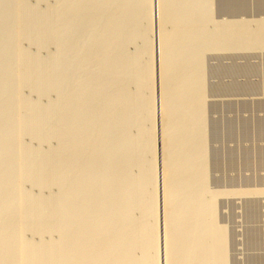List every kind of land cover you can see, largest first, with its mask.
I'll use <instances>...</instances> for the list:
<instances>
[{
    "label": "rangeland",
    "instance_id": "1",
    "mask_svg": "<svg viewBox=\"0 0 264 264\" xmlns=\"http://www.w3.org/2000/svg\"><path fill=\"white\" fill-rule=\"evenodd\" d=\"M0 90H2V92L4 91V93H1V96H0V99L2 98V100H0V111L1 113L4 115V117L2 118L1 120V115L0 116V130H4V135H5V138L4 139V142H3V138H4V135H3V138H2V143H0V150H1V154H0V175L1 177H4V179L0 177L1 181H2V184H6L3 186V191L0 195V202L2 207L6 206L4 209L1 208V205H0V208L2 210L3 213H1L0 211V228L1 227H4V228H1L0 229V235H1V240H0V245L2 246L3 244L6 245V252H8L10 255H8V253L4 256L6 257L7 259V264H11V263H14L16 264V262L18 264H21L24 261H26L25 263H22V264H58V262H61V264H65L63 262L67 261V263L71 262L70 260L74 257V260L77 259V258H80L81 256V253L78 254L76 252H74L76 255H79V256H76L75 254H72L73 252H67L66 253V249L68 248V245H69V240H72L74 237H75V232L73 233V229L76 228H79L80 226L82 225H103L105 224V221L107 222V224H110L111 227H114L111 229V231H99L100 233L97 232H94L92 233L94 236H91L92 234H90L89 236L83 238V242L82 245L83 246H87L88 249H86V252L85 253H88V254H85V257L87 256L90 257L88 259L91 260V264H96L100 263V261H103V263H111V264H120V262L123 263H126L125 261L127 260L129 262V260L131 259V262H127V264H131L132 261L133 263L132 264H138L139 260H140V264H147L148 262L145 261V258L147 256H149L148 254H150L149 257L146 258V260L150 259L149 260V263L150 264L151 262H153L154 264H179L178 262L180 261L179 259H181V257H174V258H171L169 259L170 261H172L170 263L169 260L165 259L162 257L163 255V252L164 250H168V248H172L174 246L168 244L167 246H171V247H165L164 245H166V241L168 242V239L173 237L174 234H177L179 232L178 228L180 229L181 227L179 225L182 226L180 232L181 234L184 232L186 233V231H189L188 233H186V235L184 236L180 233H178L180 236H181V239H186L184 240L183 242H181L182 240H180L179 242H177V244H173L175 245V248L176 249H180L182 251L186 250V249H189V244L192 248H190L191 250L193 248H197L196 245H198V248L201 249V253L205 252L204 254L200 255L199 252L200 250L198 249H193V254H191V256L187 259L189 263H187L185 261V264H194L196 262V260L198 261H202L203 257H205L203 259L204 262H202L203 264H208L209 262H212V264H216L218 261V259H216L218 256H214V255H217L216 253H219V257H222L218 263H221V264H264V0H184L181 1V0H160V3L164 4L162 5L160 8L161 10L160 11H163L162 14H160L161 12L159 11V7L153 6L154 9H156V11L152 8V5H153V0H0ZM79 1V2H78ZM85 1V2H84ZM95 1H96V5H95ZM105 1V2H103ZM119 1V2H118ZM171 1V2H170ZM176 1V2H175ZM188 1V2H187ZM15 2V3H14ZM17 2V3H16ZM21 2V3H20ZM44 2V4H43ZM60 2V4H59ZM76 2V3H75ZM90 4H87L89 3ZM114 2V3H113ZM140 2V3H139ZM170 3V6H169V3ZM178 2V3H177ZM200 2V3H199ZM2 3V4H1ZM7 3V4H6ZM19 3V4H18ZM30 3V4H29ZM47 3V4H46ZM66 3V4H65ZM82 3V4H81ZM84 3V4H83ZM92 3V4H91ZM100 3V4H99ZM107 3V4H106ZM110 3V4H109ZM131 3V4H130ZM136 3V4H135ZM139 3V4H138ZM181 3V5H180ZM9 4V5H8ZM16 4V6L14 5ZM20 4H21V7L23 6L22 4H24V8L23 11L22 9L20 10ZM76 4V6H75ZM117 5L114 6V5ZM122 4V5H121ZM141 4V5H140ZM167 4V5H166ZM179 4V6H178ZM188 4V5H187ZM6 5V7H5ZM10 5H13L14 7H10ZM18 5V6H17ZM32 5V6H31ZM43 5V6H42ZM72 5L74 7H72ZM81 5V6H80ZM83 5V6H82ZM95 5V6H94ZM133 5V6H132ZM138 5V6H137ZM146 5V6H145ZM161 5V4H160ZM34 6V7H33ZM46 6V7H45ZM57 8H55V7ZM127 6V7H126ZM140 6V7H139ZM142 6V7H141ZM149 6V7H148ZM165 6V7H163ZM193 6V7H192ZM17 7V8H16ZM19 7V8H18ZM27 7V9L25 8ZM38 7V8H37ZM65 7V8H64ZM77 10H75L76 8ZM84 9H83V8ZM98 7V8H97ZM103 7V8H102ZM147 7V8H146ZM171 7V8H170ZM176 7V8H174ZM6 8V9H4ZM16 8V9H15ZM50 8V10L48 9ZM60 8V9H59ZM114 8V9H113ZM133 8V9H132ZM140 8V10H139ZM170 8V9H169ZM174 8V9H173ZM178 8V10H177ZM4 9V10H3ZM15 11H14V10ZM29 9V10H28ZM38 9V11H37ZM48 9V10H47ZM94 9V10H93ZM103 9V10H102ZM125 9V10H123ZM144 9V10H143ZM3 10V12H2ZM10 10V11H9ZM13 12H12V11ZM56 10V11H55ZM59 10V11H58ZM61 10V11H60ZM75 10V11H74ZM127 10V11H126ZM154 10V11H153ZM158 10V11H157ZM174 10V11H173ZM17 11V12H16ZM22 11V12H20ZM31 11V12H29ZM78 11V13H77ZM82 11V12H81ZM107 14H105L106 12ZM113 13H111V12ZM169 11V12H168ZM7 12V14H5ZM14 12L15 13H19V14H15L14 15ZM25 12V13H24ZM44 12V13H43ZM57 12V13H56ZM73 12V13H72ZM76 12V13H75ZM101 12V13H100ZM105 12V13H104ZM140 12V13H139ZM145 12V13H144ZM147 12V13H146ZM151 12V13H150ZM157 14H156V13ZM160 12V13H159ZM189 12V13H188ZM208 12V13H207ZM13 13V14H12ZM29 13V14H28ZM42 13V14H41ZM51 13V14H50ZM53 13V14H52ZM56 13V14H55ZM59 13V15H58ZM63 13V14H62ZM72 13V14H71ZM82 13V14H81ZM93 13V14H92ZM137 13V14H136ZM165 13V14H164ZM171 13V14H169ZM177 13V14H176ZM185 13V14H184ZM10 16H9V15ZM22 14V15H20ZM50 14V15H49ZM100 14V15H98ZM105 14V15H104ZM115 14V15H114ZM128 14V15H127ZM156 14V15H155ZM168 14V15H167ZM182 14V15H181ZM32 16V18L29 19L30 16ZM63 15V16H62ZM72 15V16H71ZM103 15V16H102ZM152 15H155L156 17L152 16ZM158 15V16H157ZM161 15V16H160ZM176 15V17H175ZM12 16V17H11ZM20 16V17H19ZM28 16V17H26ZM36 16V17H35ZM48 16V17H47ZM78 16V17H77ZM106 16V17H105ZM112 16V17H111ZM149 16V17H148ZM161 18H160V17ZM166 16V17H165ZM175 17L174 19L171 18V17ZM188 16V17H186ZM9 17V18H8ZM19 19H18V18ZM42 17V18H41ZM50 17V18H49ZM53 17V18H52ZM101 17L105 18L102 19ZM134 17V18H133ZM152 17V18H151ZM164 17V18H162ZM185 17V18H184ZM7 18V19H6ZM38 18V19H37ZM64 18V19H63ZM78 19V20H75V19ZM141 20H140V19ZM159 18V19H158ZM168 18V19H167ZM171 18V19H170ZM189 18V20H188ZM17 19V20H15ZM33 19V20H32ZM44 19V20H43ZM46 19V20H45ZM52 19V20H51ZM56 19V20H55ZM72 19V20H71ZM81 19V20H80ZM109 19V21H108ZM123 19V20H122ZM130 21H129V20ZM173 19V20H172ZM177 19H178V22H177ZM183 19H184V22H183ZM3 20V21H2ZM24 20V21H23ZM32 20V22H31ZM37 22H36V21ZM43 22H42V21ZM51 20V22L49 21ZM74 20V21H73ZM101 20V21H100ZM104 20V21H103ZM137 20V21H136ZM147 20V21H146ZM154 20V21H153ZM160 22H158V21ZM170 20H172L170 22ZM181 20V21H179ZM204 20V21H203ZM14 21V22H13ZM17 21V22H16ZM48 23H47V22ZM57 21V22H56ZM95 21V22H94ZM98 21V22H97ZM141 21V23H140ZM167 21V22H165ZM176 21L175 23V28H174V22ZM186 21V23H185ZM214 21V22H213ZM243 23H242V22ZM6 25L4 24V23ZM24 22V24H23ZM37 24H36V23ZM45 22V23H44ZM64 22V23H63ZM75 22V23H74ZM77 22V23H76ZM106 22V23H105ZM113 22V23H112ZM149 22V24L147 23ZM150 22L151 25H154V22H155V25L154 26H151L152 28H149L150 26ZM173 22V23H172ZM182 23V26L183 28H181V26H179L178 23ZM188 22V23H187ZM259 22V23H258ZM11 23H14L12 25H10ZM17 25H16V24ZM20 25H19V24ZM50 25L48 26L47 24ZM82 23V24H81ZM103 23V24H101ZM131 23V25H130ZM158 23V24H157ZM180 23V25H181ZM198 23V24H197ZM208 23V24H207ZM215 23V24H214ZM220 23V25H219ZM224 23V24H223ZM233 23V24H232ZM247 23L248 26H247ZM255 23V24H254ZM79 24V25H78ZM101 24V25H100ZM127 24V25H126ZM138 24V25H137ZM147 24V25H146ZM159 24H161V28L159 26ZM186 24V25H185ZM191 24V25H190ZM240 24V25H239ZM243 24V25H241ZM16 25V27H15ZM31 27H30V26ZM47 25V26H46ZM57 25V26H56ZM65 25V27H64ZM67 25V26H66ZM74 25V26H72ZM84 25V26H83ZM97 25V26H96ZM134 25V26H133ZM166 25V26H165ZM171 25V26H170ZM188 25V26H187ZM191 27H190V26ZM222 25V26H221ZM233 25V26H232ZM235 25V26H234ZM6 26V29L4 28ZM14 26V28H13ZM22 26V28H21ZM28 26V27H27ZM36 26V27H35ZM93 26V27H92ZM95 26V27H94ZM103 26V27H102ZM108 26L107 30H106V27ZM141 26V27H140ZM144 26V27H143ZM169 26V27H168ZM187 26V27H186ZM195 26V27H194ZM240 28H238V27ZM3 27V28H2ZM26 27V28H25ZM55 27V28H54ZM80 27V28H79ZM100 27V28H99ZM165 27V28H164ZM168 27V28H167ZM206 27V28H205ZM221 27V28H219ZM233 27V28H232ZM260 27V28H259ZM13 28V29H12ZM17 28V29H16ZM48 28V29H47ZM50 28V29H49ZM67 28V29H66ZM72 28V29H71ZM99 28V29H97ZM158 28V29H156ZM160 28V30H159ZM173 28V29H172ZM186 28V29H185ZM203 28V29H202ZM212 28V29H210ZM22 29V30H21ZM26 29V31H25ZM33 29V30H32ZM53 29V30H52ZM56 29V30H55ZM91 29V30H90ZM94 29V30H93ZM112 29V30H111ZM135 31H133V30ZM152 29H154L152 31ZM173 31H172V30ZM176 29V30H175ZM183 29V30H182ZM189 29V30H188ZM207 29V30H206ZM237 29V30H236ZM255 29V30H254ZM5 30V31H3ZM15 30V31H14ZM20 30V31H19ZM50 30H51V33H50ZM60 30V31H59ZM99 30V31H98ZM101 30V31H100ZM106 30V31H105ZM117 30V31H116ZM144 30V31H143ZM172 32H171V31ZM188 30V32H187ZM194 30V31H193ZM200 30V31H198ZM205 30V33H203ZM213 32H212V31ZM236 30V31H235ZM240 30V31H239ZM253 30H254V33H253ZM257 30V31H256ZM22 31V33H21ZM56 31V32H54ZM141 31V32H140ZM151 31V32H150ZM162 34L165 36H161L159 38H162V39H159L157 38L158 35L157 32L159 33V36L161 35V32ZM167 31V32H166ZM169 31V32H168ZM180 31V33H179ZM186 31V32H185ZM192 31V32H191ZM197 31V32H196ZM230 31V32H229ZM235 31V32H234ZM10 32V34H9ZM17 32V34L15 33ZM34 32V33H33ZM65 32V33H64ZM94 32V33H93ZM100 32V33H99ZM108 32V33H107ZM118 32V33H117ZM144 34H143V33ZM156 32V33H155ZM177 34H176V33ZM183 32V33H182ZM221 32V33H220ZM234 32V33H233ZM237 32V34H236ZM7 33V34H6ZM12 33V34H11ZM20 33V35H19ZM40 33V34H38ZM45 33V34H44ZM52 33L54 35H52ZM72 33V34H71ZM80 33V34H79ZM100 35H99V34ZM110 33V34H109ZM116 33V34H115ZM153 33L155 35H153ZM167 35H166V34ZM170 33V34H169ZM175 33V34H174ZM186 33V34H185ZM194 33V34H193ZM229 33V34H228ZM253 33V34H252ZM11 36H9V35ZM15 38H14V35ZM28 34V35H27ZM49 36H47V35ZM68 34V35H67ZM83 36H80L82 35ZM115 34V36H114ZM149 34V35H148ZM173 34V35H172ZM178 34L180 36H178ZM190 34V35H189ZM192 34V35H191ZM204 34V35H203ZM209 34V35H208ZM231 34V35H230ZM7 35V37H5ZM26 35V36H25ZM34 35V36H32ZM43 35V36H42ZM105 35V36H104ZM125 35V36H124ZM133 35V36H131ZM141 35V36H140ZM147 35V36H146ZM154 38H153V36ZM185 35V37H184ZM186 35L188 37H186ZM194 35V36H193ZM215 35V36H213ZM224 35H227V36H224ZM229 35V37H228ZM245 35L247 37H245ZM38 36V37H37ZM47 38H46V37ZM53 38H52V37ZM124 36V38L122 37ZM168 38H167V37ZM174 36V37H173ZM176 36V37H175ZM203 36V37H202ZM260 36V37H259ZM11 37V38H10ZM42 37V39H41ZM77 37V38H76ZM100 37V38H99ZM108 40H106L105 39ZM108 37V38H107ZM112 37V38H111ZM124 39H122V38ZM130 37V38H129ZM179 37V38H178ZM193 37V39H192ZM213 37H215L216 39H213ZM235 37V39L233 38ZM237 37V38H236ZM245 37V38H244ZM7 38V40H6ZM24 38V39H23ZM59 38V39H58ZM61 38V39H60ZM71 38V39H69ZM94 38V39H92ZM115 38V39H114ZM133 38V39H132ZM135 38H137L135 40ZM141 40H140V39ZM152 38V39H151ZM165 38V39H164ZM178 38V39H177ZM198 38V39H197ZM204 38V39H203ZM226 38V39H225ZM247 38V39H246ZM260 38V39H259ZM27 39V40H26ZM41 43H40V40ZM83 39V40H82ZM87 39V41H86ZM117 39V41L115 42V40ZM122 39V40H121ZM151 39V40H150ZM156 39V40H154ZM169 39V41H168ZM174 41L175 39V43L172 42V40ZM179 39H183V40H179ZM192 39V40H191ZM225 39V41H224ZM232 39V41H231ZM237 39V40H236ZM242 39V40H240ZM251 39V40H250ZM256 39V40H255ZM4 40V42L2 41ZM15 40V41H14ZM26 40V41H25ZM48 40V41H47ZM55 42H54V41ZM77 40V41H76ZM96 40V41H95ZM127 40V41H126ZM147 40V41H146ZM149 40V41H148ZM159 40V41H158ZM163 42V44H161V42ZM166 40V42H165ZM187 40V41H186ZM13 41V42H12ZM17 41V42H16ZM21 41V43L19 42ZM33 41V42H32ZM50 41V42H49ZM64 41V42H63ZM68 41V42H67ZM80 41V42H79ZM104 41V42H102ZM145 41V42H144ZM158 41V42H157ZM177 41V42H176ZM211 41V42H210ZM234 41V42H233ZM236 41V42H235ZM238 41V42H237ZM251 41V42H250ZM12 42V43H11ZM15 42V43H14ZM62 42V43H61ZM67 42V43H66ZM73 42V43H71ZM82 42V43H81ZM115 44H114V43ZM145 44H144V43ZM171 42V44H170ZM186 42V43H185ZM205 42V43H203ZM208 42V43H207ZM221 42V43H220ZM258 42V44H257ZM263 42V43H261ZM3 43V44H2ZM66 43V44H65ZM120 43V45H119ZM128 43V44H127ZM137 43V44H136ZM148 43V44H147ZM152 43H155V44H152ZM164 43L167 45L165 47ZM168 43V44H167ZM174 45H173V44ZM178 43V44H177ZM180 43V44H179ZM249 43V45H248ZM10 44V45H8ZM20 44V45H19ZM46 44V45H45ZM68 44V45H67ZM72 44V45H71ZM75 44V45H74ZM82 44V45H81ZM109 44V45H108ZM123 44V45H122ZM135 44V45H134ZM157 44V45H156ZM160 44V45H159ZM222 44V45H221ZM241 44V45H240ZM247 44V47L245 46ZM254 44V45H253ZM3 45V46H2ZM7 45V46H6ZM19 45V46H17ZM77 45V47H76ZM81 45V46H80ZM87 45H89L87 47ZM115 45V46H114ZM117 45V46H116ZM152 47H151V46ZM155 45V46H154ZM190 45V46H189ZM192 45V46H191ZM207 45V46H206ZM235 47H234V46ZM244 45V46H243ZM251 45V46H250ZM51 46V47H50ZM61 46V47H60ZM66 46V48L64 47ZM73 46V48H71ZM93 46V48L91 47ZM102 49H101V47ZM107 46V48H106ZM111 46V48H110ZM119 46V47H118ZM123 46V47H122ZM143 46V47H142ZM172 46V47H171ZM178 46V47H177ZM187 46V47H186ZM214 46V47H213ZM227 46V47H226ZM261 46V47H260ZM84 47V48H83ZM114 47V48H113ZM121 47V48H120ZM145 47V48H144ZM149 47V48H148ZM155 47V49L153 48ZM161 47H164L161 48ZM181 51H180V49ZM208 47V49H207ZM211 47V48H210ZM219 47V48H218ZM8 48V50H6ZM28 48V49H27ZM41 48V49H40ZM56 48V50H55ZM61 48V49H60ZM69 48V49H68ZM77 48V49H75ZM82 48V49H81ZM92 48V49H90ZM141 48V50H140ZM144 48V49H143ZM153 48V49H152ZM192 48H195L194 50H192ZM10 49V50H9ZM26 49V50H25ZM61 51H60V50ZM68 49V50H67ZM74 49V51H73ZM111 49V51H110ZM150 50V52L148 50ZM156 49H158L160 51V49H162L160 52H158V50L156 51ZM173 49V50H172ZM175 49V51H174ZM204 49V50H203ZM4 50V51H2ZM15 50V51H14ZM42 50V51H41ZM54 50V51H53ZM85 50V51H84ZM88 52H87V51ZM144 50V51H143ZM163 50H164V53L165 51L167 50V52L165 53V59L163 57V55L161 54L160 56V53H163ZM184 50V51H183ZM206 50V51H205ZM8 51V52H7ZM38 51V52H37ZM45 51V52H44ZM58 51H60L61 53H59ZM71 51V52H70ZM91 51V52H90ZM126 51V53H125ZM135 51V52H134ZM147 51V52H146ZM169 51V53H168ZM186 51V53H185ZM3 52V53H2ZM12 52V53H11ZM29 52V53H28ZM48 52V53H47ZM54 52V53H53ZM67 52V53H66ZM75 52V53H74ZM85 52V53H84ZM157 52V53H156ZM176 52V53H174ZM202 52V53H201ZM13 57H12V55ZM22 53V54H21ZM31 53V54H30ZM59 53V54H58ZM71 53V54H70ZM77 53V54H76ZM88 53V54H87ZM106 53V54H105ZM129 53V54H128ZM163 53V54H164ZM171 53V54H170ZM174 53V54H173ZM7 54V55H6ZM55 54V56H54ZM67 54V55H66ZM70 54V55H69ZM73 54V55H72ZM76 54V55H75ZM131 54V55H130ZM135 54V55H134ZM153 54V55H152ZM155 54V55H154ZM159 54V57L158 55ZM167 54L169 55V58L170 59H174V63H173V60L170 61V59L168 58ZM183 54V55H182ZM9 55V56H8ZM20 55V56H19ZM30 55V56H29ZM33 55V56H32ZM44 55V56H43ZM78 55V56H77ZM84 55V56H83ZM114 55V56H113ZM119 55V56H118ZM152 55V57H151ZM173 55V56H172ZM177 58H176V56ZM194 55H195V58H194ZM200 55V56H199ZM5 56V57H3ZM16 56V58H15ZM25 56V57H24ZM27 56V57H26ZM58 56V57H57ZM67 56V57H66ZM106 56V57H105ZM110 56V57H109ZM131 57L128 59V57ZM139 56V57H138ZM147 57V58H144V57ZM166 56L167 58L169 59H166ZM193 56V57H192ZM23 57V58H22ZM65 57V58H64ZM82 57V58H81ZM149 57V59H148ZM186 57V58H185ZM188 57V58H187ZM3 58V59H2ZM13 60H12V59ZM18 58V59H17ZM86 58V59H85ZM110 58V59H109ZM120 60H119V59ZM143 58V60H142ZM181 58V59H180ZM184 58V59H183ZM189 58L191 59V61L189 60ZM5 59H7L5 61ZM10 59V60H9ZM20 59V60H19ZM27 64L21 62L22 60ZM30 59V60H28ZM34 59V60H33ZM37 59V60H36ZM44 59V60H43ZM56 59V60H55ZM70 59V60H69ZM123 59V60H122ZM139 59V61H138ZM155 59V60H154ZM158 59V60H157ZM163 59V60H161ZM193 59V60H192ZM18 60V61H17ZM25 60H28L27 62ZM32 60V61H31ZM50 60V61H49ZM53 60V61H52ZM62 60V61H61ZM83 60V62H82ZM114 63H113V61ZM127 60V61H126ZM130 60V62H129ZM147 60V62H146ZM165 60L167 62H165ZM176 60V61H175ZM187 60V61H186ZM8 61V62H7ZM73 61V63H72ZM76 61V62H75ZM109 61V63H108ZM121 61V62H120ZM137 61V62H136ZM145 61V62H143ZM162 62L161 64H163V61H164V65L163 68L160 64V62ZM18 62V63H17ZM34 64H32V63ZM42 62V63H41ZM47 62H48V65H47ZM71 62V63H70ZM80 62V63H78ZM98 62V63H97ZM111 62V63H110ZM136 62V63H135ZM139 62V63H138ZM142 62V63H141ZM158 62V64H157ZM170 63L172 64V66L167 63ZM175 62L177 63L175 65ZM12 63V65H11ZM19 63H21L19 65ZM31 63V65H30ZM66 63V64H65ZM91 63V65H90ZM124 63V64H123ZM138 63V64H137ZM146 63V64H145ZM150 65H149V64ZM153 63V64H152ZM187 63V64H185ZM3 64V65H2ZM16 66H15V65ZM17 64L19 67H17ZM25 64V65H24ZM36 64V66H35ZM107 64H111V65H107ZM115 67H112L113 65ZM127 64V65H126ZM132 64V65H131ZM137 64V66H135ZM157 64V65H156ZM160 64V65H159ZM184 64V65H183ZM8 65V66H7ZM24 65V66H23ZM40 65L42 67H40ZM46 65V66H45ZM64 65H65V68H64ZM70 65V67H69ZM100 65V66H99ZM117 65V66H116ZM123 67H122V66ZM134 65V66H133ZM142 65V66H141ZM144 65V66H143ZM152 65V66H151ZM174 65V70L172 69ZM179 65V66H178ZM5 66V68H4ZM28 67V68H25ZM44 66V67H43ZM48 66V67H47ZM56 66V67H55ZM75 66V67H74ZM90 66V67H89ZM99 66V67H98ZM151 66V67H150ZM160 66V67H159ZM164 66H165V69H164ZM167 66V67H166ZM169 66V67H168ZM183 66V67H181ZM185 66V67H184ZM7 67V68H6ZM9 67V68H8ZM11 67V68H10ZM35 67V68H33ZM55 69H51V68ZM69 67V68H68ZM121 67V68H120ZM141 69H140V68ZM157 67V69H156ZM171 67V68H170ZM189 67V68H188ZM202 67V68H201ZM41 68V69H40ZM48 68V69H47ZM60 68V69H59ZM73 68V70H72ZM86 68V69H85ZM94 68V69H93ZM98 68V69H97ZM119 68V69H118ZM136 72H135V70ZM145 68V71L144 69ZM170 68V70H169ZM182 68L181 72H180V69ZM187 68V69H186ZM4 69H8L6 73L3 74V72H5L6 70ZM13 71H12V70ZM27 69V70H26ZM50 69V71H49ZM59 69V70H58ZM85 69V70H84ZM97 69V70H95ZM102 69H104L103 71H101ZM118 69V70H117ZM151 69V70H150ZM153 69V71H152ZM164 69V70H163ZM191 69V70H190ZM197 69V70H196ZM10 70L13 72H10ZM30 70V71H28ZM38 70V71H37ZM88 70V71H87ZM93 70V72H91ZM155 70V71H154ZM168 70L171 71L172 70V73H173V78H169V79H164L165 77H163V74L162 72L163 71H166ZM178 70V72H177ZM33 71V72H31ZM53 73H50L52 72ZM75 73H74V72ZM117 71V72H116ZM125 71V72H124ZM148 71V72H147ZM153 74H152V72ZM160 71V72H158ZM176 71V72H174ZM185 71V72H184ZM19 72V73H18ZM38 72V73H37ZM56 72V73H55ZM65 72V73H64ZM72 72V73H71ZM85 72V73H84ZM87 72V74H86ZM96 72V73H95ZM105 76H104V74ZM106 72V73H105ZM121 72H122V75H121ZM127 72V73H126ZM143 72V73H142ZM145 72H147V75H145ZM151 72V73H150ZM187 72V73H186ZM190 72V73H189ZM201 72V73H200ZM8 73H11V74H8ZM16 73V75L14 74ZM26 73V74H25ZM33 73V75H32ZM35 73V74H34ZM50 73V75H49ZM62 73V74H60ZM89 73H91L89 75ZM101 73L103 74V76H100ZM109 73V74H108ZM119 73V74H117ZM124 73V74H123ZM159 75H158V74ZM197 73V75H196ZM8 74V75H6ZM20 74V75H19ZM41 74V75H40ZM66 74V76L64 75ZM82 74V75H81ZM94 74V75H93ZM98 74V75H97ZM127 74V75H126ZM150 76H149V75ZM152 74V75H151ZM157 74V75H156ZM161 74V75H160ZM182 74V75H181ZM193 74V75H192ZM202 74V75H201ZM4 75V76H3ZM11 75V76H9ZM14 75V76H12ZM43 75V76H42ZM71 75V76H70ZM93 75V76H91ZM113 75V76H112ZM130 75V77H129ZM139 75V76H138ZM141 75V76H140ZM143 75V76H142ZM195 75V76H194ZM200 75V76H199ZM20 78L17 80L16 77H19ZM37 76V77H36ZM39 76V77H38ZM57 76V77H56ZM68 76V77H67ZM70 76V77H69ZM74 76V77H73ZM76 76V77H75ZM91 76V77H90ZM107 76H108V79H107ZM124 76V77H123ZM148 79V81L146 82V78ZM153 76L155 79H153ZM161 76V77H160ZM176 76V77H175ZM178 76V77H177ZM3 79H2V78ZM13 80H12V78ZM24 79H23V78ZM47 77V78H46ZM66 77V78H65ZM98 77V79H97ZM110 77V78H109ZM176 79H175V78ZM190 77V78H189ZM196 77H199V78H196ZM22 78V80H21ZM62 78V80H61ZM70 78V79H69ZM134 78H137V79H134ZM159 78V80H158ZM183 78V80L181 81V79ZM72 79V80H71ZM81 79V80H79ZM90 79V80H89ZM93 79V80H92ZM144 79V81H142ZM149 79L153 80V81H149ZM162 79V80H161ZM165 82H163L164 80ZM178 79V80H177ZM6 80V81H5ZM15 80V81H14ZM68 80V81H67ZM77 80V81H76ZM86 80V81H84ZM98 82H96V81ZM109 80V81H108ZM111 80V81H110ZM137 80V81H136ZM190 80V81H189ZM200 80V81H199ZM202 80V81H201ZM19 81H21L19 83ZM61 83H60V82ZM72 81V82H71ZM90 81V82H89ZM94 81V82H93ZM102 81V82H101ZM105 81V82H104ZM118 81V82H116ZM139 81V82H138ZM7 82V83H6ZM18 82V83H17ZM26 82V83H25ZM79 82H80V85H79ZM127 82V83H126ZM137 82V83H136ZM143 82V84L141 83ZM158 82V83H157ZM161 82V83H160ZM180 82V84H179ZM190 82V83H189ZM203 82V83H202ZM5 83V84H4ZM14 85H13V84ZM22 83V84H21ZM68 83V84H67ZM93 83V84H92ZM100 85H99V84ZM102 83V84H101ZM109 83V84H108ZM114 85H112V84ZM133 83V84H132ZM142 85H141V84ZM146 83V84H145ZM168 83V84H167ZM77 84V85H76ZM91 86H88L90 85ZM97 84V85H96ZM136 86H135V85ZM149 85L151 84V89L148 88L147 90V86L146 85ZM4 85V86H3ZM8 85V86H7ZM10 85V86H9ZM16 85V86H15ZM79 85V87L77 88V86ZM110 85V87H109ZM121 85V87H120ZM125 85V86H124ZM130 85V86H129ZM155 85V86H154ZM163 85V86H162ZM166 85V86H165ZM170 85V86H168ZM189 85V86H188ZM193 85V87H192ZM15 86V87H14ZM18 86V88H17ZM20 86V87H19ZM36 86V87H35ZM69 86V87H68ZM73 86V87H72ZM82 86V87H81ZM85 86V87H84ZM105 86V88H104ZM108 86V87H107ZM113 86H115V88H113ZM128 86V87H127ZM144 86H146V88H144ZM148 86V87H149ZM161 86V87H160ZM168 86V87H167ZM174 86V88H173ZM2 87V88H1ZM7 87V88H6ZM13 89H12V88ZM47 87V88H46ZM83 89H81V88ZM89 87V88H87ZM93 87V90L91 89ZM99 87V88H97ZM101 87V88H100ZM119 87V88H118ZM169 87H171L169 89ZM181 87V88H180ZM186 87V88H185ZM195 87V88H194ZM201 87V88H200ZM16 88V89H15ZM36 88V89H35ZM44 88V89H43ZM75 88V89H74ZM88 91H87V89ZM95 88V89H94ZM97 88V89H96ZM107 88V89H106ZM123 88V89H122ZM161 88V89H160ZM163 88V89H162ZM165 88V89H164ZM168 88V89H167ZM173 88V89H172ZM194 88V89H193ZM6 89V90H5ZM11 89V90H10ZM23 89V91H22ZM50 89V90H49ZM73 89V91H72ZM110 91H109V90ZM113 89V91H112ZM119 91H116L118 90ZM130 89V90H129ZM154 89V91H153ZM167 89V90H166ZM177 89V90H176ZM188 89V90H187ZM10 90V91H9ZM40 90V92H39ZM60 90V91H58ZM90 90H91V94L90 93ZM101 90V93L99 95V92ZM103 90V91H102ZM105 90V91H104ZM108 90V91H107ZM139 90V91H138ZM141 90V91H140ZM143 90V91H142ZM163 91L164 93H159L160 95H158V91ZM166 90L167 92L171 91L172 94H169V95H172L171 97H175V99L172 98L169 96V95H166ZM174 90V91H173ZM180 90H183L180 94ZM6 91H7V94H6ZM25 91V93H24ZM58 91V92H57ZM75 91V92H74ZM83 91V92H82ZM94 91V92H93ZM125 91V92H124ZM134 91V93H133ZM138 93H136V92ZM146 91V92H145ZM151 91V93H150ZM175 92L173 94V92ZM178 91V92H176ZM10 92V93H8ZM13 92V93H12ZM45 92V94H44ZM61 92V93H60ZM71 92V93H70ZM76 92H78V94H75ZM85 92V93H84ZM98 92V93H97ZM109 92V93H108ZM112 92H113V95H112ZM115 92V93H114ZM121 92V93H120ZM123 92V93H122ZM143 92V94H142ZM148 92V93H147ZM186 92V93H185ZM202 92V93H201ZM43 93V94H42ZM84 93V94H83ZM87 93V94H86ZM94 95H93V94ZM97 93V94H95ZM111 93V94H110ZM120 93V94H119ZM127 93V94H126ZM129 93V94H128ZM133 93V94H132ZM179 93V94H178ZM183 93V94H182ZM6 95V96H3L2 95ZM53 94V95H52ZM74 94V95H73ZM80 94V95H79ZM81 94L82 97H81ZM86 94V95H85ZM135 94V95H134ZM149 96H148V95ZM180 95L178 97V95ZM28 95V96H27ZM70 97L68 99V97ZM76 95V96H75ZM88 95V96H87ZM90 95V96H89ZM103 97H102V96ZM116 95V96H114ZM124 95V96H123ZM129 97H127V96ZM147 95V96H146ZM174 95V96H173ZM200 95V96H199ZM63 96V98H62ZM80 96V97H78ZM101 96V97H99ZM114 96V97H113ZM121 96L125 97V98H122ZM131 96V97H130ZM160 96V97H159ZM167 96V97H166ZM177 96V97H176ZM23 97L25 99H23ZM33 97V98H32ZM54 97V98H53ZM61 97V98H60ZM77 97V99H76ZM92 97V98H91ZM106 97V98H105ZM110 97V98H109ZM113 97V99H112ZM126 97L129 98V100L127 101L126 100ZM146 99H145V98ZM164 98L163 100H160L161 98ZM170 97V98H169ZM185 97V98H184ZM203 97V99H202ZM10 98V99H9ZM14 101H12L11 100ZM17 98V99H16ZM40 100H39V99ZM67 98V99H66ZM75 98V100H74ZM80 98V99H78ZM101 98V99H100ZM103 98V99H102ZM109 100H108V99ZM115 98L118 99V101L120 103H113L115 101H117V99L115 100ZM120 98V99H119ZM132 98V99H131ZM160 98V99H159ZM167 98L168 101L166 100ZM180 98V99H179ZM183 98V99H182ZM189 98H191L192 100H190ZM5 99V100H4ZM8 99V100H6ZM16 99V100H15ZM21 99V102H19ZM28 99H30V101L34 104H32ZM61 99V100H59ZM92 101H91V100ZM133 100V102L130 101ZM159 99V100H158ZM180 102H178L177 100ZM182 99V101H180ZM187 99V100H185ZM11 100V101H10ZM25 100V101H24ZM59 100V103L60 105L57 103ZM81 100L82 102V106H83V103L85 105L84 108H82V106H79L80 105V102L79 101ZM90 100V101H88ZM99 100H107L105 101H99ZM123 100V101H122ZM153 100V101H152ZM190 100V101H188ZM2 101V102H1ZM37 101V103H36ZM54 101V102H53ZM62 101V102H61ZM73 101V102H72ZM79 104H78V102ZM99 101V103H98ZM117 101V102H118ZM128 104H127V102ZM171 101V102H169ZM175 101V102H174ZM185 101V103L183 102ZM193 101V102H192ZM202 101V102H201ZM30 102V103H29ZM46 102V103H45ZM71 102V103H70ZM87 102V103H86ZM97 102V103H96ZM124 102V104L122 103ZM130 102V103H129ZM153 102V103H152ZM163 102V103H162ZM178 102V103H176ZM182 102V103H181ZM189 103V104H186V103ZM3 103V105H2ZM6 103V104H5ZM21 103V104H19ZM27 103V104H26ZM49 105H48V104ZM54 103V105H53ZM65 105H64V104ZM86 103V104H85ZM94 103V104H93ZM101 103V105H99ZM134 103H136L137 105H135ZM143 105H140L142 104ZM145 103V105H144ZM164 103H166V105L168 106L169 104V107H164L163 108V105ZM168 103V104H167ZM171 103V104H170ZM172 103H174L172 105ZM176 103V104H175ZM194 105H193V104ZM16 104V105H15ZM27 106H26V105ZM40 104V105H39ZM67 104V105H66ZM77 104V106H76ZM90 106H89V105ZM97 104V105H96ZM104 104H106V106H104ZM132 104V105H131ZM162 106H161V105ZM183 104V105H181ZM186 104V106H185ZM192 107H191V105ZM2 105V107H1ZM6 105V106H5ZM9 105V106H8ZM19 105V106H18ZM22 105V106H21ZM31 105V106H30ZM37 105V106H36ZM42 105V106H41ZM47 107H46V106ZM63 105V106H62ZM71 105V106H70ZM111 105H113L112 107H114V109L110 110L111 108ZM128 105V106H127ZM134 105V106H133ZM165 105V106H166ZM190 105V106H189ZM17 106V107H16ZM26 106V107H25ZM30 106V107H29ZM36 109H34V107ZM46 108H45V107ZM50 106V107H48ZM59 106V108H57ZM67 106V107H66ZM126 106V107H125ZM132 106H133V110L132 109ZM136 106H138L137 108H135ZM141 106H143L144 108L141 109ZM183 106V107H182ZM6 107V109H5ZM14 111H13V108ZM56 107V108H55ZM64 107V108H63ZM76 107V108H75ZM104 107V109H103ZM120 107V108H119ZM127 107L129 109H127ZM147 107V108H146ZM156 107V108H155ZM159 107V108H158ZM173 108V110L175 111H172V110H169L171 108ZM177 107V108H176ZM198 107V108H197ZM4 108V109H3ZM21 108V109H20ZM30 108V109H29ZM32 108V109H31ZM39 108V109H38ZM41 108V109H40ZM45 108V109H44ZM49 108V109H48ZM74 108V109H73ZM81 108V109H80ZM102 108V109H100ZM107 108V109H106ZM124 110H123V109ZM147 110H146V109ZM158 108V109H157ZM184 108L186 109L184 112ZM190 108H193L192 110H190ZM197 108V109H196ZM19 109V110H18ZM48 109V110H47ZM76 109V111H75ZM85 109V110H84ZM98 112H96L95 110ZM110 112H109V110ZM120 109V110H119ZM132 111H131V110ZM144 109V110H143ZM161 109V111H159ZM3 110V111H2ZM12 110V111H11ZM31 111V113L29 114V112ZM33 110V112H32ZM36 110V111H35ZM38 110V111H37ZM51 110V111H50ZM58 110V111H57ZM70 110V111H68ZM73 110V111H72ZM85 111L83 112L84 114H81L79 113V117L81 118H78L77 117V114L78 112L80 111ZM94 110V111H93ZM99 110H102L99 111ZM123 110V111H122ZM127 111L125 112L124 114V111ZM129 110V112H128ZM157 110V111H155ZM168 110V111H167ZM178 110V111H176ZM18 111V112H16ZM25 111V112H24ZM29 111V112H28ZM35 111V112H34ZM42 111V112H40ZM67 111V112H66ZM81 111V112H82ZM142 111V112H141ZM146 111L151 114L154 113V115H149V113H146ZM171 111V113L169 112ZM198 113H197V112ZM8 112V113H7ZM10 112V113H9ZM91 112V113H90ZM107 112H109L107 114ZM133 112V113H132ZM137 112V113H136ZM139 112V114H138ZM155 112L157 113V115L155 114ZM173 112V113H172ZM176 112H177V115H176ZM188 114H187V113ZM15 113V114H14ZM22 113V115H21ZM28 113V114H27ZM36 113H41L40 115L39 114H36ZM65 113V114H64ZM101 113V114H100ZM119 113V114H118ZM124 115H123V114ZM136 113V114H134ZM159 113V114H158ZM170 113V114H169ZM186 113V114H185ZM73 114V115H71ZM94 114V115H92ZM96 114V115H95ZM99 114V115H98ZM106 114V115H105ZM115 114V115H114ZM122 114V116H121ZM134 114V115H132ZM144 116H143V115ZM147 114V115H146ZM175 114V115H174ZM180 114V116L178 115ZM10 120H9V118ZM10 115V116H9ZM16 115V116H15ZM26 115V116H25ZM36 115L38 118H36ZM89 115H92L91 117ZM112 115V116H111ZM128 115V116H127ZM131 115V116H129ZM140 115V116H138ZM159 115V116H158ZM162 115V116H161ZM167 115V117H166ZM172 117H171V116ZM185 115V116H183ZM17 117L16 119L13 118V117ZM19 116V117H18ZM41 119H40V117ZM73 116V117H71ZM111 116V117H110ZM133 116V117H132ZM138 118H137V117ZM150 116V117H148ZM174 116H177L176 119H174ZM181 118L182 119H179L178 118ZM187 116V118H186ZM193 116V117H192ZM22 117V118H21ZM32 117H35V118H32ZM49 117V118H48ZM63 117V118H62ZM78 119H77V118ZM84 117V118H83ZM86 117V118H85ZM102 117V118H101ZM110 119H113L112 120H109ZM115 117V118H114ZM124 117H125V120H124ZM198 117V118H197ZM7 118V120H6ZM24 118V119H23ZM28 118V119H27ZM30 118V119H29ZM43 118V119H42ZM58 118H61V119H58ZM83 118V119H82ZM90 118V119H89ZM94 118V119H93ZM117 118V119H116ZM132 118V119H131ZM154 118V119H153ZM161 118H162V121H161ZM164 118V119H163ZM171 119V120H168V119ZM184 118V119H183ZM13 119V120H12ZM18 119V120H17ZM22 119L23 122H25L23 124V122L20 120ZM45 119V120H44ZM48 119V120H47ZM51 119V120H50ZM78 121H77V120ZM94 121H93V120ZM127 119H130V120H127ZM142 119V120H141ZM186 119V121H185ZM199 119V120H198ZM16 122H15V121ZM26 120V121H25ZM28 120V121H27ZM30 120V121H29ZM36 120V121H35ZM38 120V121H37ZM60 120V121H59ZM69 120V121H68ZM83 120V121H82ZM116 122H115V121ZM127 120V122H126ZM151 120V121H150ZM176 120V121H175ZM178 120H180V124H179V127L183 128H179L177 127L178 126V123H176ZM183 120V121H182ZM191 120V121H190ZM193 120V121H192ZM195 120V121H194ZM203 120V121H202ZM3 121V122H2ZM5 121V122H4ZM21 123H19V122ZM48 121V123H47ZM55 121V123H54ZM62 121V122H61ZM93 121V122H92ZM112 121V122H111ZM121 125H119V122ZM142 121V122H141ZM175 121L174 123H176L177 125H175L174 123H172L173 125L170 124L171 128L175 129V126L177 128H179L178 130H174L171 135V132L167 133L168 131H172L171 128L168 130V128L170 126L169 123ZM190 121V122H188ZM197 121V123H196ZM7 122H9V124H7ZM29 122H30V125H29ZM32 122V123H31ZM47 124H46V123ZM51 122V123H50ZM53 122V123H52ZM65 122V123H63ZM75 126V128H79V129H75L73 126L71 125H68L70 123ZM85 122V123H84ZM105 122L108 123V127H107V123L105 124ZM131 122V126L130 123ZM165 122V123H164ZM184 124H183V123ZM188 122V123H187ZM193 122V123H192ZM199 122V123H198ZM3 125H2V124ZM36 123V124H35ZM58 123V124H57ZM63 123V124H61ZM68 123V124H67ZM79 124V127H77L78 125L76 124ZM101 123V124H99ZM111 123H117V124H111ZM142 125H141V124ZM162 123V124H161ZM191 123V124H190ZM196 123V124H195ZM19 124V125H18ZM22 126H21V125ZM34 127H32V125ZM44 124V125H43ZM53 124V126H52ZM60 124V125H59ZM85 124V126H84ZM91 124H93L94 126H92ZM110 124V125H109ZM167 124V126H166ZM190 124V125H189ZM12 125V126H11ZM32 127V130H31V127ZM37 125V126H36ZM39 125V126H38ZM47 125V126H46ZM49 125V127H48ZM59 125V126H58ZM67 127H66V126ZM104 127H103V126ZM129 125V126H128ZM144 125V126H143ZM166 126L167 127V132L166 130L163 131L162 130V126ZM181 125V126H180ZM183 125V126H182ZM189 125V126H188ZM18 128H17V127ZM45 126V127H44ZM51 126L53 127V129L51 128ZM68 126H71V128H69ZM81 126H84V129L83 127L80 128ZM87 126H90V130H89V127ZM112 126V127H111ZM126 126V127H125ZM142 128H141V127ZM155 126V127H154ZM164 129H166V127H164ZM174 126V127H172ZM8 127V128H6ZM10 127V129H9ZM15 127L17 129H15ZM25 127V129L23 128ZM28 127V128H27ZM59 127V129H58ZM133 127V128H132ZM136 127V128H135ZM145 127V128H144ZM152 129L150 130L149 129ZM154 127V128H153ZM157 127V129H156ZM184 127H188V128H184ZM195 127V128H194ZM197 127V128H196ZM202 127V128H201ZM7 130H6V129ZM21 128V129H20ZM23 128V129H22ZM27 128V129H26ZM42 128V129H41ZM49 128V129H48ZM62 128V129H61ZM70 129V133L69 132V129ZM96 129L94 131V129ZM103 128V129H102ZM106 128L105 132H104V129ZM110 128V129H109ZM128 128V129H127ZM144 128V130H143ZM147 128V129H146ZM194 128V129H193ZM14 129V131L12 130ZM51 129V130H50ZM66 129L68 130V134L70 135L72 132H74L73 129H75V131H77V133H80L78 131H81L83 130V133L81 134H77L76 132L72 133V135H68L66 133ZM81 129V130H80ZM93 129V130H92ZM109 129V131H107ZM133 129H136V130H133ZM149 129V130H148ZM180 129L182 130V132L184 134H182V132H180ZM193 129V130H192ZM199 129V130H198ZM22 130V131H21ZM34 130V131H33ZM50 130V132L48 131ZM58 130V131H57ZM62 130V131H61ZM73 130V131H72ZM89 130V131H87ZM103 130V131H102ZM128 130V131H127ZM162 130V131H161ZM187 133H185L186 131ZM193 132H192V131ZM195 130H196V133H195ZM16 131V133H15ZM57 131V132H56ZM102 131V132H101ZM124 131V132H123ZM139 131V132H138ZM153 131V132H152ZM8 132V133H7ZM19 132V133H18ZM21 132V133H20ZM27 132V133H26ZM56 132V133H55ZM60 132V133H59ZM82 132V131H81ZM99 132V133H98ZM119 132V133H118ZM132 132V133H131ZM137 132V133H136ZM148 132V133H147ZM151 134H150V133ZM163 132H166L163 134ZM191 133H194L193 134H190ZM198 132V134H197ZM10 133V134H9ZM65 133V134H63ZM87 133V136L85 135ZM99 134L101 137H99L97 134ZM106 133V134H105ZM122 133V134H121ZM147 133V134H146ZM7 134V135H6ZM16 134V136H15ZM18 134V135H17ZM19 134L21 136H19ZM33 134V135H32ZM85 136H84V135ZM131 134V136H130ZM146 134V135H145ZM150 134V135H148ZM153 134V136H152ZM166 134V135H165ZM169 134V135H167ZM196 134V136H195ZM58 135V136H56ZM64 137H71L72 138H68L67 140H69V143L68 141H64L63 142V139L66 140V138ZM76 135V137L78 135H81L79 136L77 139H74L73 136ZM145 135V136H144ZM163 137H162V136ZM193 135V136H191ZM8 136V137H7ZM29 136V137H28ZM93 136V138H92ZM107 136V137H106ZM142 138H140V137ZM147 136V137H146ZM168 136V138H167ZM171 136V137H169ZM183 136V137H182ZM189 138H188V137ZM37 137V138H35ZM58 137V138H57ZM86 137V138H85ZM106 137V138H105ZM119 139H118V138ZM124 137V139H123ZM147 139H146V138ZM155 137V138H154ZM193 137H195V140L197 141H194ZM9 138V139H8ZM17 138V139H16ZM22 138V139H21ZM60 138V139H59ZM82 138V139H81ZM90 138V139H89ZM109 138V139H107ZM112 138V139H111ZM140 138V139H139ZM151 138V139H150ZM170 138V139H169ZM176 138V139H175ZM181 138V139H180ZM184 138L188 141V143H191V145L188 143H183ZM190 138H192L193 141L190 140ZM200 138V140H199ZM203 138V139H202ZM10 139H12L10 141ZM19 139V140H18ZM31 139V140H30ZM62 139V140H61ZM84 139V140H83ZM99 139H106L105 141L103 140H99ZM123 139V140H122ZM128 141H126V140ZM149 139V140H148ZM165 139V140H164ZM180 139V140H179ZM22 140V143L20 142ZM81 140V141H79ZM99 140V141H97ZM108 140V141H107ZM124 140L126 141L124 143ZM131 140V141H130ZM153 140V141H152ZM172 141V144H176L177 142V145H175V149H173V146L174 145H170L171 144V141ZM183 140V141H181ZM7 141V142H6ZM18 141V142H17ZM59 141V143H58ZM60 141L61 142V145H60ZM72 142V145H71V142ZM77 142V144L75 145V142ZM87 143H86V142ZM90 141V143H89ZM118 141V142H117ZM130 141V142H129ZM133 141V142H132ZM139 141V142H138ZM151 141V142H150ZM176 141V142H175ZM179 141V142H178ZM183 145H185V147H182V146H178V143H181ZM186 141V142H187ZM190 141V142H189ZM20 142V144H19ZM37 142V144H36ZM74 142V143H73ZM80 142V143H79ZM85 142L86 144L84 145ZM93 142V143H92ZM99 142V144H98ZM100 142L102 143V145L100 144ZM107 144H106V143ZM148 142V143H147ZM174 142V143H173ZM193 142V143H192ZM198 142V143H197ZM48 145L46 146L45 145ZM54 143V144H53ZM66 143V144H65ZM112 143V145H111ZM119 143V145L117 144ZM124 143V145H126V147L124 145H122ZM132 143V144H130ZM134 143V145H133ZM152 143V144H150ZM164 143V144H163ZM170 145H168V144ZM195 143V144H194ZM200 143V145H199ZM6 144V145H5ZM19 144V145H18ZM24 144V145H23ZM43 144V145H42ZM59 144V145H58ZM63 144H65L63 146ZM80 144V145H79ZM90 146H89V145ZM105 144V145H104ZM116 144V146H115ZM135 144L140 147H136L139 151H137V149H135ZM146 144V145H145ZM149 144V145H147ZM157 144V145H156ZM192 144L194 146H192ZM5 145V146H4ZM54 145V146H53ZM68 145L66 147V150H65V158L64 156L62 155L63 152H64V147ZM84 145V146H83ZM109 145V148H107V146ZM128 145V146H127ZM131 145V147H130ZM143 145V146H142ZM151 145V146H150ZM165 145H168V149L171 151L172 149L174 150L173 153H178V154H181V153H185V154H188V153H191L189 154L190 157H188L189 155H187V159L183 158V156H177L178 154H175L177 156V158H175L176 156L173 154H171L173 156L170 155V151H168L166 148H165ZM188 145V147H187ZM11 146V147H10ZM23 146V147H22ZM32 146V147H31ZM70 146V148L67 150V148ZM96 146V147H95ZM100 147L99 149L103 150L102 151H99V149L97 150V147ZM106 146V147H105ZM115 146V147H114ZM118 146V147H117ZM123 147L125 148V152H122L124 151V149L121 151L122 148L120 147ZM132 146L134 147L132 149ZM142 146V147H141ZM153 146V147H152ZM196 146V147H195ZM198 146V147H197ZM63 147V149H62ZM87 147V148H85ZM90 147V148H89ZM103 147V148H102ZM105 147V148H104ZM113 147V148H111ZM128 147V148H127ZM146 147V148H145ZM149 147V148H148ZM152 147V148H151ZM171 147V148H170ZM180 147V148H179ZM18 148H21V150H19ZM24 148V149H23ZM32 148V149H31ZM36 148V149H35ZM39 148V150H38ZM43 148V149H41ZM45 148V149H44ZM59 148V149H57ZM73 148H75V151L73 150ZM85 150H84V149ZM117 148V149H116ZM127 148V149H126ZM130 148V149H129ZM178 148V149H176ZM182 148V149H181ZM188 148V149H187ZM192 148V150H191ZM48 149V150H47ZM57 149V150H56ZM111 151L116 149L115 151H113V153L111 154L112 155V159H117L116 160H113V163H114V167H111V170L113 168V170L115 169L116 170V167L121 165V161L122 159H124L125 157V154H126V162L129 163L128 165L124 166V171H125V168H126V173H122L123 172V169H122V174L120 173V180H117V179H114L112 181V187L110 190H111V194H113V192L115 193V195L113 194V197H111V194L108 193L110 192V190L106 191V194L104 193V195H101L99 196V198L97 199V196L96 195H93V194H90L87 198V200H85V203L86 201H88L87 204H89L90 207H92V209L96 208L98 206V208L96 209H102L104 208L103 210L99 211L101 213H104L102 214V218H101V213L98 214V212L94 215H87L85 217L87 218H84L83 217H77V216H68V213L72 210V211H75L77 210V208H79V204L82 203L84 196H80L78 197V199H72L74 200V202L71 200V202H69V200H66L68 199L67 197H69V194L71 193V191L74 188V186L76 187L77 185V182L79 184V181H81L80 185L82 186H85L86 182L87 184L89 183V178H90V181L93 180L95 177L96 178H100V177H105L104 176V170H106L107 168L105 167L106 166V162H107V157H108V151ZM131 149L132 151H135L136 150V153H132L131 154ZM149 151H148V150ZM157 149V150H156ZM179 149L181 151V153H179ZM187 150L186 152H184V150ZM194 149V150H193ZM7 150V151H6ZM62 150V151H61ZM73 150V151H71ZM82 150V151H80ZM106 150V151H104ZM177 150V151H176ZM183 150V151H182ZM189 150H191L190 152H188ZM201 150V151H200ZM4 151V153H3ZM56 151V153H55ZM61 151V152H59ZM93 151H96L92 157L91 154H93L92 152ZM97 151H99L97 153ZM143 151V152H142ZM153 151V152H152ZM155 151V152H154ZM168 151V152H167ZM196 152V154L194 152ZM21 152V153H20ZM49 152V153H48ZM53 154H52V153ZM69 154H68V153ZM71 152H75V153H72L71 155ZM77 152V153H76ZM106 152V153H105ZM115 152V153H114ZM122 152V153H121ZM132 155H130L129 154ZM139 152V153H137ZM171 152V153H172ZM7 153V154H6ZM9 153V154H8ZM34 153V154H33ZM61 153V154H59ZM106 154L104 156V154ZM167 153L170 155L167 156ZM193 153V154H192ZM205 153V154H204ZM21 154V155H20ZM53 156H52V155ZM77 154V155H76ZM78 154H81L78 155ZM83 154V155H82ZM87 156H86V155ZM99 154L101 156H99ZM114 154V155H113ZM119 154V155H118ZM123 154V156H122ZM129 154V155H128ZM139 156H137V155ZM142 154V155H141ZM146 154V155H145ZM158 154V155H157ZM185 154H182V155H185ZM13 155V156H12ZM38 155V156H37ZM43 155V156H42ZM58 157H57V156ZM60 155H61V158H60ZM71 155V157H70ZM75 155V157L73 156ZM89 155V156H88ZM98 155V156H97ZM103 155V156H102ZM117 155V156H115ZM123 157H121V156ZM6 156V157H5ZM11 156V157H10ZM25 156V158H24ZM63 156V158H62ZM77 156L78 159L76 158ZM85 156V157H84ZM96 156V157H95ZM128 156V158H127ZM130 156V158H129ZM154 158H153V157ZM21 157V158H20ZM31 157V158H30ZM33 157V158H32ZM52 158V159H49ZM56 157V158H55ZM73 157L75 158V160H73ZM88 157V158H87ZM92 157V159H91ZM100 157V159L98 158ZM104 157V159H103ZM157 157V158H156ZM179 157V158H178ZM58 158V159H57ZM70 158L71 161L73 160V162L75 163H70ZM85 158V159H84ZM97 158V159H96ZM106 158V159H105ZM131 158H132V161H131ZM134 158V159H133ZM137 158V159H135ZM165 158V159H164ZM37 159V160H36ZM55 159V161L53 160ZM57 159V160H56ZM65 161H63V160ZM77 159V160H76ZM88 159V160H87ZM180 159V160H179ZM182 159V160H181ZM184 159V160H183ZM198 161H197V160ZM203 159V160H202ZM4 160V162H3ZM11 163H9V161ZM15 160V161H14ZM23 160V161H22ZM50 160V161H49ZM80 160V161H79ZM93 160L97 161L95 163L92 162ZM104 160V161H103ZM148 160V161H147ZM153 160V161H152ZM167 160V163L165 162ZM171 160V161H170ZM188 160V161H187ZM8 161V162H7ZM50 164H48L49 162ZM67 161V162H66ZM76 161H79V162H76ZM99 161V163H98ZM102 161V162H101ZM130 161V162H129ZM158 161V163L156 162ZM168 161H170L172 163V166L174 167V169L172 168V166L170 167V162L168 164ZM177 162V165H176V162ZM183 163H179V162ZM43 162V163H41ZM61 162V163H60ZM66 163V167H65V164ZM125 162V163H126ZM137 162V163H136ZM149 162H152L153 165ZM163 162V163H162ZM186 162V163H185ZM190 162V163H189ZM192 162V163H191ZM21 163V164H20ZM28 163V164H27ZM36 163V165H35ZM39 163V164H38ZM57 163V164H56ZM63 163V164H62ZM94 163V164H93ZM98 163V164H97ZM105 163V166L103 167V165ZM112 163V164H113ZM119 163V164H118ZM135 163V164H134ZM145 163V164H143ZM168 164V166L166 164ZM197 163V164H196ZM201 163V164H199ZM6 164V165H5ZM30 164H33L30 166ZM67 164H69L67 167ZM72 164V165H71ZM76 164V165H75ZM101 164V165H100ZM117 164V166L115 165ZM174 164V165H173ZM179 164V166H178ZM185 164V165H184ZM20 165V166H19ZM64 165V166H63ZM79 165V166H78ZM95 165V167H93ZM134 165V166H133ZM136 165V166H135ZM166 167H165V166ZM181 165V166H180ZM189 165V166H188ZM196 165V166H195ZM29 166V168H28ZM35 166V167H34ZM39 166V167H38ZM55 166V167H54ZM64 167V168H61V167ZM90 166V168H89ZM101 166V167H100ZM140 166V167H139ZM151 168H150V167ZM154 166V167H153ZM164 166V168H163ZM182 166H183V169H182ZM187 168L185 169L184 167ZM201 166V167H199ZM8 167L10 169H8ZM25 169V171H21V169ZM31 167V168H30ZM52 167V169L50 168ZM85 167L87 168V171L85 169ZM104 169H100V168ZM129 167V168H128ZM138 167V169H136ZM148 167V168H147ZM158 167V168H157ZM172 170L170 172V169ZM179 167V168H178ZM181 167V168H180ZM195 167V168H193ZM199 167V168H198ZM6 168V169H5ZM35 168V169H33ZM40 168V169H39ZM57 168V169H56ZM70 168H73L70 170ZM77 168V169H76ZM79 168V169H78ZM106 168V169H105ZM128 168V169H127ZM130 168H133V169H130ZM144 168V169H143ZM147 168V169H146ZM150 168V170H149ZM153 168V169H152ZM163 170L166 168L167 170H165V173L167 171V175L164 173ZM189 168V170H188ZM33 169V170H31ZM51 169V170H50ZM56 169V170H55ZM65 169H67L65 171ZM76 169V170H74ZM84 169V170H83ZM96 169V170H94ZM144 171H143V170ZM176 169V171H175ZM181 169L183 170V173H184V169H185V173H186V176H185V173H181ZM199 169V170H198ZM3 170V171H2ZM9 170V171H8ZM36 170L37 173H36ZM46 170V171H45ZM60 170V171H59ZM94 170V171H93ZM100 170V171H99ZM109 170V171H111ZM142 170V171H140ZM146 170L147 173H146ZM189 171V174H188V171ZM28 171V172H27ZM34 171V172H33ZM57 171V172H56ZM61 171L62 173H66V175L62 174L61 175ZM64 171V172H63ZM72 171V172H71ZM81 171V172H80ZM84 171V172H83ZM90 171L91 172V175H90ZM99 171V172H98ZM164 174L163 176L162 173ZM169 171V172H168ZM178 171V173H177ZM181 171V172H180ZM204 171V172H203ZM19 172V173H17ZM31 172V173H30ZM33 172V173H32ZM51 172V173H50ZM69 172V173H68ZM149 172H152L149 173ZM200 172V173H199ZM3 173V174H2ZM35 173V174H34ZM59 173V174H58ZM81 175H80V174ZM83 173L85 175V177L83 176ZM131 173V174H130ZM137 173V174H136ZM146 173V174H145ZM151 174V175H148ZM157 173V174H156ZM170 173V174H168ZM176 175H175V174ZM179 173H181L179 175ZM190 173H193L192 174V177L194 178H190ZM206 173V175H205ZM6 174V175H5ZM18 174V175H17ZM26 174V175H25ZM32 174V175H31ZM41 174H43L41 176ZM51 174V175H50ZM67 174L69 176H67ZM80 175V176H77ZM102 176H101V175ZM129 174V175H128ZM161 174V175H160ZM172 174V175H171ZM178 174V175H177ZM195 174V175H194ZM201 176H200V175ZM3 175V176H2ZM11 175V176H9ZM16 175V176H15ZM22 175V176H20ZM34 175V177H33ZM38 175V176H37ZM45 175V176H44ZM51 177H50V176ZM54 175V176H52ZM62 178H61V176ZM87 175V176H86ZM90 175V176H89ZM125 175V176H124ZM128 175V176H127ZM137 175V176H136ZM139 175V176H138ZM159 177H158V176ZM166 175V176H165ZM171 175V176H170ZM175 175V176H173ZM194 175V176H193ZM197 175V177H196ZM25 176V177H24ZM65 176V177H64ZM95 176V177H94ZM100 176V177H99ZM121 176H124V177H121ZM131 176V177H129ZM144 176V177H143ZM148 177V178H145V177ZM178 176H181V178H177ZM183 176V177H182ZM185 176V177H184ZM7 177V178H6ZM21 177V179L17 180ZM57 179H56V178ZM78 177H81L80 180L78 179ZM127 177V178H126ZM154 177V178H153ZM160 177H166L165 180L163 181L162 178ZM173 177V178H171ZM174 177H176L179 181H180V185H179V181H175L173 182V179H175ZM16 178V179H15ZM43 178V180L41 181V179ZM70 178V180H69ZM73 178V179H72ZM88 178V179H87ZM103 178H101L103 180ZM153 178V179H151ZM205 178V179H204ZM10 179V180H9ZM23 179V180H22ZM40 179V180H39ZM67 179V180H66ZM75 179H78L77 182ZM87 179V180H86ZM132 179V180H131ZM137 179V180H136ZM159 179H161L163 181V183H159ZM166 179H169L168 181ZM172 179V180H171ZM176 179V180H177ZM183 181H182V180ZM186 179V180H184ZM191 179V180H190ZM202 179V180H201ZM204 179V180H203ZM6 180V181H5ZM13 180V181H12ZM16 180V181H15ZM33 180V181H32ZM72 180V181H71ZM125 180V182H124ZM128 180V181H127ZM141 180V181H140ZM149 183H147V181ZM153 180V181H152ZM190 180V181H189ZM194 180V181H193ZM201 182H200V181ZM6 182V183H3ZM18 181V182H17ZM25 181V182H24ZM31 181V182H30ZM45 181V182H44ZM76 183H75V182ZM126 181H127V184H126ZM161 181V182H162ZM185 181V183H184ZM189 181V183H188ZM199 181V182H198ZM16 182V183H15ZM23 182V183H22ZM70 182V183H69ZM83 182V183H82ZM116 182V183H115ZM118 182V184H117ZM124 182V183H123ZM132 182V184H131ZM154 182V183H153ZM158 182V184H157ZM166 182H167V185H166ZM171 182V184H169ZM204 182V183H203ZM8 183V185H7ZM12 183V184H11ZM14 183V184H13ZM43 183V184H42ZM51 183V184H50ZM63 183V184H62ZM115 183V184H114ZM120 183V185H119ZM129 183V184H128ZM136 183L138 184V186L136 185ZM141 183V184H139ZM146 183L148 185H146ZM152 183H153V186H152ZM165 183V185H164ZM175 183H178V184H175ZM197 183V185H196ZM199 183V184H198ZM23 184V185H22ZM62 184V185H61ZM74 184V185H73ZM99 183H97L98 185ZM121 184H125V187L127 185H129V188H123L121 190ZM151 184V185H150ZM163 184V185H162ZM174 184V185H173ZM186 186H185V185ZM201 184V186H200ZM10 185V186H9ZM16 185V186H15ZM20 185V186H19ZM46 185V186H45ZM67 185V186H66ZM117 185V186H116ZM132 185V186H131ZM159 185H160V188L162 187L163 188V191H161L159 189ZM171 185V186H169ZM176 185V186H175ZM181 185L183 187H181ZM191 186L193 185V188L191 189V187L186 188L188 186ZM203 185V186H202ZM18 186V187H17ZM73 186V187H72ZM100 186L101 184H99V186L97 187L96 184L93 185V190H97V191H100ZM137 188H136V187ZM173 186V187H172ZM185 186V187H184ZM16 187V188H15ZM29 189H28V188ZM32 187V188H31ZM96 187V189H94ZM133 187L136 188V190L134 191ZM144 187V188H143ZM169 192L170 195H172V197L170 195L167 194V191ZM175 187V188H174ZM180 187V188H179ZM23 188V189H21ZM62 188V189H61ZM65 190H64V189ZM99 188V189H98ZM116 189L117 191H119V194L117 191L113 190V189ZM118 188V189H117ZM131 188V189H130ZM143 188V189H142ZM154 190H153V189ZM170 189H175L174 191L175 192H178L179 193V190H184L187 194L185 195V192L182 193V191L180 190V193H182V196H179L181 194H178V197L177 196V193H176V198L174 199L173 198V193L174 191L172 190V192H170ZM188 189V190H185ZM198 190H197V189ZM205 188V189H204ZM14 189V190H12ZM17 191H16V190ZM38 189V191H37ZM72 189V190H71ZM127 189V190H125ZM133 189V190H132ZM156 189V190H155ZM176 189L178 191H176ZM191 189V190H190ZM19 190V191H18ZM68 190V191H67ZM130 190V191H129ZM161 192H160V191ZM6 191V192H5ZM12 191L16 192L12 193ZM34 191V192H33ZM36 191V192H35ZM67 192L66 195L64 194V192ZM113 191V192H112ZM121 191V192H120ZM125 193H124V192ZM129 191V194H127ZM136 193H134V192ZM196 193H195V192ZM203 191V192H202ZM9 192H10V195H9ZM41 192V193H40ZM49 192V193H48ZM53 192V193H52ZM56 192V193H55ZM58 192V193H57ZM155 192V193H154ZM165 192V194H164ZM27 193V194H26ZM29 193H30V196H29ZM61 193V194H60ZM69 193V194H68ZM108 193V194H107ZM150 193V194H149ZM158 193V194H157ZM194 193V194H193ZM210 193V194H209ZM7 194V195H6ZM34 194V195H33ZM52 194V195H51ZM110 194V195H109ZM118 196H117V195ZM123 194V196H121ZM124 194L126 196H124ZM157 194V195H155ZM163 197L162 200L160 201V198L161 196ZM187 197L188 199V203L187 200H181V199H186L184 198V196ZM198 194V195H197ZM203 194V195H202ZM17 195V197H16ZM26 195V196H25ZM65 195V197L63 196ZM105 195H107L106 197H110V198H107V201H105L103 197H105ZM132 195V196H131ZM135 195V196H134ZM141 195V196H140ZM147 195V196H146ZM151 195V196H150ZM167 195V197L165 196ZM209 195V196H208ZM217 195V196H216ZM3 196V198H2ZM7 196V197H6ZM13 196V198H12ZM32 196V197H31ZM59 196V198H58ZM128 196V200H125L126 203H124V199H126ZM149 196V197H148ZM194 196V197H193ZM196 196V197H195ZM11 197V200H9L8 198ZM16 197V198H15ZM22 197V198H21ZM50 197V198H49ZM101 197V198H100ZM115 197V198H114ZM125 197V198H124ZM132 198V199H129V198ZM171 197V198H170ZM209 197V198H208ZM211 197V198H210ZM213 197V198H212ZM5 198V199H4ZM15 198V199H14ZM18 198V199H17ZM20 198V199H19ZM25 198H27L25 200ZM31 198V199H30ZM116 198L119 199V203L118 205L116 204ZM123 198V199H122ZM146 198V199H145ZM153 198V199H152ZM159 200H158V199ZM170 198V200L168 199ZM174 200H173V199ZM179 199L181 201H178L175 203L176 199ZM65 199V200H64ZM81 199V201H80ZM95 199V200H93ZM113 199V200H112ZM117 199V201H118ZM134 199V200H133ZM149 199V200H148ZM204 199V200H203ZM208 199V200H207ZM8 200V201H7ZM14 202H13V201ZM26 201V204L24 205V201ZM36 200L37 203L35 202ZM61 200V201H60ZM97 200V202H96ZM101 203H100V201ZM110 200V201H109ZM121 200V202H120ZM123 200V201H122ZM129 200H133L132 202L129 201ZM167 200V201H165ZM173 200V201H172ZM6 202V204L3 202ZM12 202L13 204L11 203H8V202ZM17 203H16V202ZM47 201V202H46ZM63 201V202H62ZM77 201V202H76ZM79 201V203H78ZM93 201V202H92ZM111 201H115L114 203ZM137 201H138V204H137ZM154 201V202H153ZM158 204H157V202ZM160 201V202H159ZM169 201V203H168ZM172 201V202H171ZM194 202V203H191V202ZM29 202V203H28ZM73 202V203H72ZM106 202V203H105ZM108 202V203H107ZM123 202V203H122ZM141 202V204H140ZM197 202V203H196ZM207 202V203H206ZM9 206H8V204ZM16 203V204H14ZM34 203V204H33ZM43 203V204H42ZM67 203V204H66ZM78 203V204H77ZM104 207L101 208V205ZM149 203V205H148ZM161 203V204H160ZM163 203V204H162ZM169 205H168V204ZM180 204L178 205V208L176 204ZM184 203H186L184 205ZM52 204V205H51ZM67 206H66V205ZM98 204V205H97ZM107 204V205H106ZM109 204L110 206L114 204V210H113V207H109ZM122 204V205H120ZM126 204V205H125ZM129 204L131 205L129 207ZM154 204H155V207H154ZM165 204V205H164ZM173 205L172 207L170 206ZM181 204L182 207H181ZM187 204H188V208H187ZM200 204V205H199ZM209 204V205H207ZM29 205V206H28ZM56 205V207H55ZM75 205V206H74ZM92 205V206H91ZM96 205V207H95ZM157 205V206H156ZM167 205L170 206V210L167 209ZM176 205V206H174ZM191 205V206H189ZM8 206V207H7ZM28 206V208H26ZM33 206H35L33 208ZM58 206V207H57ZM120 210V207H121V211H118ZM120 206V207H119ZM123 206V207H122ZM127 209H126V207ZM134 206V207H132ZM150 206V207H149ZM159 206V207H158ZM161 207V209H159ZM10 207H11V210H12V213H11V210H10ZM66 207V208H65ZM94 207V208H93ZM108 207V208H107ZM139 209H138V208ZM164 207H165V210H164ZM175 207V208H174ZM186 207V208H185ZM191 207V208H190ZM9 208V209H8ZM21 208V209H20ZM26 209L25 211H28L27 213H22L24 215L21 214V210L24 211V209ZM51 208V209H50ZM53 208V209H52ZM72 208V209H71ZM110 208V209H109ZM157 208V209H156ZM184 208V209H183ZM190 208V209H189ZM197 208V209H195ZM207 208V209H206ZM17 209V210H16ZM39 209V210H38ZM65 209H67V211H65ZM71 209V210H70ZM142 209V210H141ZM147 209V210H146ZM154 209V210H153ZM167 209V210H166ZM174 209V211H173ZM177 209V210H175ZM181 210L180 214H179V211ZM18 210H19V213H18ZM35 210V211H33ZM50 210V211H49ZM53 210V211H52ZM70 210V211H69ZM113 210V219L112 217H110L111 215H109L111 213V211ZM116 210V211H115ZM125 210V211H124ZM140 210V212L138 213V211ZM146 210V211H145ZM159 210V211H158ZM161 210V211H160ZM164 210V211H163ZM179 210V211H178ZM187 210V211H186ZM189 210V211H188ZM6 211V212H5ZM8 211H10L9 214ZM17 213H16V212ZM21 211V212H20ZM40 211V212H39ZM44 211V212H43ZM45 211H46V214H45ZM123 211V212H122ZM131 211V213H130ZM163 211V212H162ZM166 211V212H165ZM177 211V212H175ZM184 211V212H183ZM186 211V212H185ZM199 211V212H198ZM207 211V213L205 212ZM35 212V213H34ZM51 212V213H50ZM57 214V216L55 215V213ZM60 212V213H59ZM109 214H108V213ZM125 212H129V215H127V213ZM169 212L171 213H176L177 216H174L172 213L170 215H173L172 217L169 216ZM198 212V213H197ZM203 212V213H202ZM8 213V214H7ZM44 213V214H43ZM51 215H50V214ZM62 213H65L64 215ZM106 213V214H105ZM117 213V214H116ZM121 213V214H120ZM124 213V215L127 216V220L126 218L124 217V215L122 214ZM165 213L167 216V218H164L165 217ZM183 213H187L189 216V219H187L188 217L183 215ZM192 213V214H191ZM203 215H202V214ZM17 214L20 216V218H23L20 220V218H18ZM30 214V215H29ZM32 214V215H31ZM34 214V215H33ZM38 214V215H37ZM41 214V215H40ZM53 214V215H52ZM145 214V215H144ZM148 216H147V215ZM155 214V215H153ZM186 214V215H187ZM194 214V215H193ZM200 214V215H199ZM22 215V216H21ZM29 215V216H28ZM36 215V216H35ZM39 215L41 216V218L39 217ZM62 215V216H61ZM99 215V216H98ZM107 215V216H106ZM114 215H115V218H114ZM118 215V217H117ZM150 215V216H149ZM179 215V217H178ZM191 215V216H190ZM10 216V217H9ZM28 216V217H27ZM44 216V217H43ZM47 216V217H46ZM68 216V217H67ZM89 216V218H88ZM90 216H93L91 217L90 219ZM105 216V217H104ZM130 216V217H129ZM183 216V217H181ZM184 216L186 218H184ZM193 216V217H192ZM8 217V218H7ZM30 217V218H29ZM35 217V218H34ZM39 217V218H38ZM43 217V218H42ZM76 217V218H75ZM95 217V218H94ZM98 217V218H97ZM108 217V218H107ZM110 217V218H109ZM117 217V218H116ZM138 217V218H137ZM147 217V218H146ZM176 217H178L176 219ZM196 217L198 219H196ZM202 217V218H200ZM6 218V219H4ZM27 218V219H26ZM48 218V219H47ZM51 218V219H50ZM53 218V220H52ZM71 218V219H70ZM94 218V219H93ZM122 218V219H121ZM125 218V219H124ZM135 218V219H134ZM156 218V219H155ZM158 218V219H157ZM163 218V219H162ZM169 219V221H167ZM4 219V220H3ZM45 219V220H44ZM75 219V221H74ZM77 219H78V222H77ZM105 219V221L103 220ZM123 220L124 223H122L121 220ZM145 219V220H144ZM178 221L179 219V222L175 223L176 221ZM191 219V221H189ZM192 219H194V223H196V220L198 223H196V227L194 229V224H191L192 223ZM201 219V220H199ZM211 219V220H210ZM6 220V221H5ZM11 220V222H9ZM14 220V221H13ZM23 220V221H22ZM51 220V222H50ZM64 220V221H63ZM66 220V221H65ZM81 220V221H79ZM87 220V221H85ZM90 220V221H89ZM93 220V221H92ZM96 220V221H94ZM102 223H101V221ZM166 220V221H165ZM186 221L188 223H184L182 221ZM188 220V221H187ZM22 221V222H21ZM29 221V223H28ZM47 221V222H46ZM63 221V222H62ZM83 221V222H82ZM117 221V222H116ZM118 221H119V224H118ZM157 221V223H156ZM165 221V222H163ZM171 221V222H170ZM175 221L172 225L171 223ZM207 221V222H206ZM3 222V223H2ZM15 222V224H14ZM24 222V223H23ZM36 222V223H35ZM70 222V223H69ZM82 222V223H81ZM85 222V223H84ZM116 222V223H115ZM136 222V223H135ZM139 222V223H138ZM168 222L166 225L165 223ZM170 222V223H169ZM18 223V225H17ZM39 223V224H38ZM54 223V224H53ZM67 223V224H66ZM129 223V224H128ZM133 225L134 226H130V229L129 228V225ZM155 223V224H154ZM184 227L183 226V224ZM189 223L191 225H189ZM10 224V225H9ZM14 224V225H12ZM20 224V225H19ZM29 224V225H28ZM36 224V225H35ZM44 224V226H43ZM73 226H71V225ZM82 224V225H81ZM125 224V227L124 226H121ZM139 226H138V225ZM154 224V225H152ZM178 224V225H177ZM16 225V226H15ZM27 225V226H26ZM31 225V226H30ZM63 225H66V228L65 226ZM114 225V226H113ZM119 225V227H118ZM147 225V227H146ZM165 225V226H164ZM171 225V227H169L171 230H172V233L174 232V228H173V225H177V229H175V233H171L170 235V229H168L167 227ZM193 225V226H192ZM206 225V226H205ZM52 226V228H51ZM69 226V229H72L74 226V228L71 230V231H68L67 227ZM72 228H71V227ZM150 226V227H149ZM164 226V227H163ZM17 227V228H16ZM21 227V228H20ZM42 227V228H41ZM136 227V228H135ZM154 227V228H153ZM175 227V226H174ZM188 227L190 229H188ZM199 229H196L198 228ZM201 227V228H200ZM204 227V229H203ZM208 227V228H207ZM211 227V228H210ZM7 228V229H6ZM18 228H19V231H18ZM60 228V229H59ZM76 228V229H77ZM124 228V229H123ZM138 228V229H137ZM144 228V229H143ZM145 228H148L146 230H148L147 232H149V234L145 231ZM159 228V229H158ZM165 228V229H164ZM187 228L185 231L184 229ZM22 229V230H21ZM64 231H63V230ZM65 229L69 232L67 233L66 235H64L66 232H65ZM75 229V230H76ZM120 229V234L121 236L119 235V230ZM124 231H123V230ZM126 229H129V231L125 232ZM141 229V230H140ZM142 229L144 231H142ZM151 229V230H150ZM193 229L195 230L193 232ZM207 229V230H206ZM214 229V230H213ZM17 230V231H16ZM74 230V231H75ZM114 230H117V232H115ZM140 235H141V238H140V235H137L140 231ZM163 230H167L166 232L168 233V236L164 237L165 233L163 232ZM178 230V231H177ZM192 230V231H191ZM196 230L200 231L201 233H198L196 232ZM203 230V231H201ZM211 230V231H210ZM216 231V233H218L220 230V233L219 232V235L222 237V241L219 242V238H215V236H217L218 234H216L215 232L213 231ZM223 230V231H222ZM8 233H7V232ZM10 231V232H9ZM13 231V232H12ZM20 231H21V234H20ZM114 231V232H113ZM134 231V232H133ZM183 231V232H182ZM198 231V232H199ZM209 231V234L207 233L206 235V232ZM218 231V232H217ZM3 234H2V233ZM5 232V233H4ZM17 232V233H15ZM40 232V233H39ZM72 232V233H71ZM112 232V233H111ZM122 232H123V235H122ZM129 232V233H128ZM132 232V233H131ZM159 232V233H158ZM193 232V233H192ZM202 232L204 234H202ZM212 238L210 237L211 235H213ZM6 233H7V236L11 237L12 239L14 238L15 234H17V236H20V237H17L15 236V238L13 239V243L12 240H10L9 237H7L6 239L4 237H6ZM38 233V234H37ZM44 233V234H43ZM71 233V234H70ZM100 235H98V234ZM152 233V234H151ZM166 233V234H167ZM11 234V235H10ZM23 234V235H22ZM105 234V235H104ZM124 234H127L124 235ZM131 234V235H129ZM144 234H146L144 236ZM156 236H155V235ZM160 234V235H159ZM191 234V235H190ZM193 234V236H192ZM200 234V235H199ZM5 235V236H4ZM13 235V237H12ZM31 235V236H30ZM59 235H64V236H59ZM71 235V236H70ZM106 237L104 238L103 237ZM108 235V236H106ZM115 235V236H114ZM151 235V237H150ZM192 236V239L191 237L189 238H186L187 236ZM194 235H197L198 237L196 238L198 241H201V242H197L195 243L194 241H196L195 239V236ZM202 235L204 236V240L201 239L202 238ZM217 236V237H220V236ZM27 236V237H26ZM70 236V237H69ZM95 236L97 237H101V240L98 239L97 241V238H95ZM110 236V237H109ZM114 236V237H113ZM119 236V237H118ZM135 238V236L138 238H135V242L132 241L133 237ZM147 236V238H146ZM171 236V237H170ZM183 236L185 238H183ZM34 237V238H33ZM64 239H63V238ZM68 237V238H67ZM73 237V238H72ZM91 237V239H90ZM99 237V238H100ZM113 237V238H112ZM122 237V238H121ZM148 237L150 239H148ZM155 237H158V238H155ZM169 237V238H168ZM9 238V239H8ZM59 238V240H58ZM67 238V239H65ZM90 240H89V239ZM95 238V241L94 243L95 244H104L106 243L105 241L107 240V242H111L110 239H114L112 240V244L110 246V249H114L112 246H113V241H114V246H121L120 248L119 247H116L118 249L115 248V250H117L116 253H114L113 251L111 252L110 249H108L107 251H103L101 252L100 254L96 255V246H95V249L94 247L92 246L93 245V240ZM104 238V239H103ZM110 238V239H109ZM118 238V239H117ZM127 238V239H126ZM132 238V239H131ZM146 238V241L145 239ZM167 238V239H166ZM17 239V241H16ZM35 239V240H34ZM39 239V240H38ZM102 239L104 240L102 243ZM129 239H131L129 241ZM139 242H138V240ZM144 241H143V240ZM148 239V240H147ZM153 239V241H152ZM155 239V240H154ZM158 239V240H157ZM163 239V240H162ZM166 239V240H165ZM189 239H191V241H189ZM201 239V240H200ZM5 240H7L5 243ZM67 240V241H65ZM92 240V242H91ZM119 240H123L124 242H120V245H119ZM150 240V241H149ZM165 240V242H164ZM214 240L217 241L215 242V245H214ZM11 241V242H10ZM25 242V243H22ZM43 241V242H42ZM50 241V242H49ZM90 243H88V242ZM97 241V242H96ZM129 244H127V242ZM152 243H149L151 242ZM157 241V243L155 242ZM203 241V242H202ZM3 242V244H2ZM19 242V246L21 244V248L19 250L18 248V244L17 243ZM21 242V243H20ZM48 244H47V243ZM63 242V244L61 243ZM66 242V243H64ZM115 242L117 245H115ZM118 242V243H117ZM160 242V243H158ZM189 242V243H188ZM193 242V244H192ZM222 242V243H221ZM39 243V244H38ZM92 243V245H91ZM133 244H136V245H133V247L131 248H128L130 247L131 245ZM149 243V244H148ZM156 243V244H155ZM165 243V244H164ZM182 244V246L178 245V244ZM185 243V245H184ZM201 243V244H200ZM203 243V244H202ZM207 243V244H206ZM212 243V244H211ZM7 244H9L10 246H8ZM27 244V245H26ZM43 244V245H42ZM60 244V245H59ZM65 244V245H64ZM88 244V245H87ZM122 244V245H121ZM123 244H125V247L129 250L130 249V253L129 251H127L125 249V247L123 246ZM127 244V246H126ZM152 244V245H151ZM157 245L155 247V245ZM186 244H188L186 246ZM194 244H195V247H194ZM207 246H206V245ZM210 244V246L212 247L213 246V249H211L210 246H208ZM219 244V245H218ZM3 245V246H4ZM56 245V246H55ZM58 245V246H57ZM97 245V246H98ZM99 245V246H100ZM130 245V246H128ZM145 247H144V246ZM148 245H150L151 247H149L150 249V253H149V249H148ZM193 245V246H192ZM199 245H202V246H199ZM12 246V247H11ZM38 246V247H37ZM53 246V247H52ZM63 246V247H62ZM65 246H67V248H65ZM92 248H91V247ZM180 246V248L177 247ZM215 246H219L221 248H216L215 250ZM8 247V248H7ZM13 250V253H12V250L11 252H9L8 250H10V248ZM40 247V248H39ZM50 247L53 248V253H52V250H50ZM137 247V248H136ZM185 247V248H184ZM204 249H203V248ZM17 248V249H16ZM23 248L26 249L25 253L23 250ZM47 250V251H45ZM47 248V249H46ZM49 248V250H48ZM92 250H91V249ZM122 248L124 251L127 252V254L129 256L126 255L125 253V257L123 256V253L121 252L122 251ZM133 248V249H132ZM152 248V249H151ZM183 248V249H182ZM206 248V250H205ZM209 248V249H207ZM8 249V250H7ZM35 249V250H34ZM39 249V250H38ZM42 249V251H40ZM64 249V250H63ZM121 249V250H120ZM148 249V252L147 250ZM156 249V250H155ZM203 249V250H202ZM219 249V251H218ZM221 249V250H220ZM19 252H18V251ZM44 250V251H43ZM58 250L57 254H56V251ZM63 250V253L61 252ZM91 250V251H90ZM95 250V252H94ZM119 250H120V253H119ZM133 250V251H132ZM143 250V251H142ZM152 250V251H151ZM160 250V251H159ZM205 250V251H204ZM208 250H209V254H212L213 251L215 252V254L212 256H214V260L213 261H209L208 259H210V255H208ZM212 250V252H211ZM37 253L38 251L40 253H42L41 255L38 253L36 254L35 252ZM88 251V252H87ZM142 252V253H139V252ZM198 251V252H197ZM218 251V252H217ZM48 254H47V253ZM91 252H94V253H91ZM113 253V255H111V253ZM138 252V253H137ZM156 252H157V255H156ZM197 252V253H196ZM223 252V253H222ZM19 253V254H18ZM24 253L26 255L22 256L21 254ZM35 253V254H34ZM44 253L46 254L45 257H44ZM60 253V256L58 257ZM66 253V255H65ZM69 253H71L69 255ZM104 254V256L102 257V255ZM106 253H108L106 255ZM110 253V254H109ZM146 254V257H145V254ZM154 253V254H153ZM222 253V254H221ZM28 254V255H27ZM30 254V255H29ZM50 254V256H49ZM53 254V255H51ZM91 254H92V257H91ZM117 254V256H116ZM135 254V255H134ZM141 254V255H140ZM201 258H199L198 256ZM207 256H206V255ZM8 255V257H7ZM12 255V258L11 259V256ZM16 255V256H15ZM20 257H19V256ZM40 255V256H38ZM49 257H48V256ZM57 255V257H55ZM63 259H62V257ZM66 258V256H68ZM84 255V253H83ZM96 255V256H95ZM108 255L112 256V257H109L111 259H108ZM140 255V256H139ZM196 257L194 259V257ZM205 255V256H204ZM223 255V256H221ZM44 258V260H47V261H44L42 260V262H45V263H40L41 261H39V257H40V260L42 259V257ZM47 256V259H45ZM96 258H95V257ZM98 256L102 257V259L104 260H100V258H98ZM120 256H123L120 258L119 260V257ZM209 256V257H208ZM20 259H19V258ZM37 257V258H36ZM53 257L54 259L52 260ZM61 257V258H60ZM77 257V258H76ZM105 257V258H104ZM117 257V258H116ZM132 257V258H131ZM153 257V259H152ZM158 257V258H157ZM195 260V262L192 260V258ZM225 259H224V258ZM18 258V259H17ZM57 258V260H56ZM68 259V260H65ZM70 258V260H69ZM98 258V259H97ZM116 258V259H115ZM129 260H128V259ZM144 260H142V259ZM160 258V259H159ZM22 259V261H21ZM30 259V260H29ZM52 261H50V260ZM59 259V260H58ZM60 259H62V261H60ZM93 259L94 261L96 262H93ZM108 261H107V260ZM134 259V260H132ZM138 262H136V260ZM153 261H152V260ZM156 259V260H155ZM162 259L164 261H162ZM191 259V262L189 261ZM210 259V260H212ZM15 261V262H12V261ZM98 260V261H97ZM111 260V262H109ZM114 260L117 262H114ZM159 260V261H158ZM183 260V259H181ZM208 262H207V261ZM224 260V261H223ZM10 261V262H8ZM21 261V262H20ZM53 261H55L53 263ZM69 261V262H68ZM73 261V260H72ZM144 261V262H142ZM167 261V262H166ZM175 261V262H174ZM177 261V262H176ZM184 261V260H183ZM197 261V262H198ZM206 261V262H205ZM0 262H2V264H5L3 260L0 259ZM6 262V261H5ZM36 262V263H35ZM52 262V263H51ZM57 262V263H56ZM135 262V263H134ZM142 262V263H141ZM147 262V263H146ZM156 262V263H155ZM194 262V263H193ZM102 263V262H101ZM152 263V264H153ZM182 263V261H181ZM180 263V264H181ZM1 264V263H0ZM211 264V263H210Z\"/></svg>",
    "mask_w": 264,
    "mask_h": 264
},
{
    "label": "bare ground",
    "instance_id": "2",
    "mask_svg": "<svg viewBox=\"0 0 264 264\" xmlns=\"http://www.w3.org/2000/svg\"><path fill=\"white\" fill-rule=\"evenodd\" d=\"M9 1H10V0H9ZM14 1H15V0H14ZM16 1H17V0H16ZM44 1H45V0H44ZM55 1H56V0H55ZM62 1H63V0H62ZM70 1H71V0H70ZM74 1H75V0H74ZM85 1H86V0H85ZM85 1H84V2H85ZM101 1H102V0H101ZM121 1H122V0H121ZM161 1H162V0H161ZM176 1H177V0H176ZM176 1H175V2H176ZM181 1H183V0H181ZM190 1H191V0H190ZM197 1H198V0H197ZM0 2H1V1H0ZM78 2H79V1H78ZM86 2H87V1H86ZM103 2H105V1H103ZM118 2H119V1H118ZM170 2H171V1H170ZM184 2H185V0H184ZM187 2H188V1H187ZM14 3H15V2H14ZM16 3H17V2H16ZM20 3H21V2H20ZM75 3H76V2H75ZM113 3H114V2H113ZM139 3H140V2H139ZM139 3H138V4H139ZM168 3H169V2H168ZM177 3H178V2H177ZM199 3H200V2H199ZM1 4H2V3H1ZM6 4H7V3H6ZM18 4H19V3H18ZM29 4H30V3H29ZM43 4H44V2H43ZM46 4H47V3H46ZM59 4H60V2H59ZM65 4H66V3H65ZM81 4H82V3H81ZM83 4H84V3H83ZM87 4H90V2L87 3ZM91 4H92V3H91ZM99 4H100V3H99ZM106 4H107V3H106ZM109 4H110V3H109ZM130 4H131V3H130ZM135 4H136V3H135ZM160 4H161V5H160ZM8 5H9V4H8ZM14 5L16 6V4H14ZM22 5H23V6L21 7V4H20V10H21L22 8H24V4H22ZM95 5H96V1H95ZM95 5H94V6H95ZM117 5H118V4H117ZM117 5L115 4L114 6L117 7ZM121 5H122V4H121ZM140 5H141V4H140ZM162 5H164V4L160 3V0H153L152 8H153V6H154V8H155V6H157V7L160 6V7H161ZM166 5H167V4H166ZM180 5H181V3H180ZM187 5H188V4H187ZM11 6L14 7L13 5H10V7H11ZM17 6H18V5H17ZM31 6H32V5H31ZM42 6H43V5H42ZM75 6H76V4H75ZM80 6H81V5H80ZM82 6H83V5H82ZM132 6H133V5H132ZM137 6H138V5H137ZM145 6H146V5H145ZM169 6H170V3H169ZM178 6H179V4H178ZM5 7H6V5H5ZM12 7H11V9H12ZM33 7H34V6H33ZM45 7H46V6H45ZM54 7H55V6H54ZM72 7H74V6L72 5ZM126 7H127V6H126ZM139 7H140V6H139ZM141 7H142V6H141ZM148 7H149V6H148ZM160 7H159V11L161 10ZM163 7H165V6H163ZM192 7H193V6H192ZM6 8H7V7H6ZM6 8H4V9H6ZM16 8H17V7H16ZM16 8H15V9H16ZM18 8H19V7H18ZM25 8L27 9V7H25ZM37 8H38V7H37ZM55 8H56V7H55ZM64 8H65V7H64ZM75 8H76V7H75ZM82 8H83V7H82ZM97 8H98V7H97ZM102 8H103V7H102ZM146 8H147V7H146ZM154 8H153V9H154ZM170 8H171V7H170ZM170 8H169V9H170ZM174 8H176V7H174ZM174 8H173V9H174ZM4 9H3V10H4ZM48 9L50 10V8H48ZM48 9H47V10H48ZM56 9H57V8H56ZM59 9H60V8H59ZM83 9H84V8H83ZM113 9H114V8H113ZM132 9H133V8H132ZM3 10H2V12H3ZM13 10H14V9H13ZM28 10H29V9H28ZM75 10H77V8H76ZM75 10H74V11H75ZM93 10H94V9H93ZM102 10H103V9H102ZM123 10H125V9H123ZM139 10H140V8H139ZM143 10H144V9H143ZM154 10L156 11V9H154ZM154 10H153V11H154ZM177 10H178V8H177ZM9 11H10V10H9ZM11 11H12V10H11ZM14 11H15V10H14ZM22 11H23V9H22ZM22 11H20V12H22ZM37 11H38V9H37ZM55 11H56V10H55ZM58 11H59V10H58ZM60 11H61V10H60ZM126 11H127V10H126ZM140 11H141V10H140ZM157 11H158V10H157ZM173 11H174V10H173ZM178 11H179V10H178ZM12 12H13V11H12ZM16 12H17V11H16ZM20 12H19V13H20ZM29 12H31V11H29ZM81 12H82V11H81ZM105 12H106V11H105ZM105 12H104V13H105ZM109 12H111V11H109ZM160 12H161V13H160ZM160 12H159L160 14L163 13V11H160ZM168 12H169V11H168ZM19 13H15V12H14V15H15V14L17 15V14H19ZM24 13H25V12H24ZM43 13H44V12H43ZM56 13H57V12H56ZM56 13H55V14H56ZM72 13H73V12H72ZM72 13H71V14H72ZM75 13H76V12H75ZM77 13H78V11H77ZM100 13H101V12H100ZM111 13H113V12H111ZM139 13H140V12H139ZM144 13H145V12H144ZM146 13H147V12H146ZM150 13H151V12H150ZM155 13H156V12H155ZM188 13H189V12H188ZM207 13H208V12H207ZM5 14H7V12H6ZM12 14H13V13H12ZM28 14H29V13H28ZM41 14H42V13H41ZM50 14H51V13H50ZM50 14H49V15H50ZM52 14H53V13H52ZM62 14H63V13H62ZM81 14H82V13H81ZM92 14H93V13H92ZM105 14H107V12H106ZM105 14H104V15H105ZM136 14H137V13H136ZM156 14H157V13H156ZM156 14H155V15H156ZM164 14H165V13H164ZM169 14H171V13H169ZM176 14H177V13H176ZM184 14H185V13H184ZM8 15H9V14H8ZM20 15H22V14H20ZM58 15H59V13H58ZM98 15H100V14H98ZM114 15H115V14H114ZM127 15H128V14H127ZM155 15H152V16L156 17ZM167 15H168V14H167ZM181 15H182V14H181ZM9 16H10V15H9ZM22 16H23V15H22ZM29 16H30V15H29ZM62 16H63V15H62ZM71 16H72V15H71ZM102 16H103V15H102ZM157 16H158V15H157ZM160 16H161V15H160ZM160 16H159V17H160ZM11 17H12V16H11ZM19 17H20V16H19ZM26 17H28V16H26ZM35 17H36V16H35ZM47 17H48V16H47ZM77 17H78V16H77ZM105 17H106V16H105ZM111 17H112V16H111ZM148 17H149V16H148ZM165 17H166V16H165ZM170 17H171V16H170ZM175 17H176V15H175ZM175 17H171V18L174 19ZM186 17H188V16H186ZM8 18H9V17H8ZM17 18H18V17H17ZM30 18H32V16H30L29 19H30ZM41 18H42V17H41ZM49 18H50V17H49ZM52 18H53V17H52ZM101 18L105 20V18H103V17H101ZM133 18H134V17H133ZM151 18H152V17H151ZM156 18H157V17H156ZM160 18H161V17H160ZM162 18H164V17H162ZM171 18H170V19H171ZM184 18H185V17H184ZM6 19H7V18H6ZM18 19H19V18H18ZM37 19H38V18H37ZM63 19H64V18H63ZM139 19H140V18H139ZM158 19H159V18H158ZM167 19H168V18H167ZM173 19H172V20H173ZM15 20H17V19H15ZM32 20H33V19H32ZM32 20H31V22H32ZM43 20H44V19H43ZM45 20H46V19H45ZM51 20H52V19H51ZM51 20H49V21L51 22ZM55 20H56V19H55ZM71 20H72V19H71ZM75 20H78V19L76 18ZM80 20H81V19H80ZM104 20H103V21H104ZM122 20H123V19H122ZM128 20H129V19H128ZM140 20H141V19H140ZM172 20H170V22H171ZM188 20H189V18H188ZM2 21H3V20H2ZM23 21H24V20H23ZM35 21H36V20H35ZM41 21H42V20H41ZM73 21H74V20H73ZM100 21H101V20H100ZM108 21H109V19H108ZM129 21H130V20H129ZM136 21H137V20H136ZM146 21H147V20H146ZM153 21H154V20H153ZM157 21H158V20H157ZM160 21H161V20H160ZM160 21H158V22H160ZM179 21H181V20H179ZM203 21H204V20H203ZM13 22H14V21H13ZM16 22H17V21H16ZM36 22H37V21H36ZM36 22H35V23H36ZM42 22H43V21H42ZM46 22H47V21H46ZM56 22H57V21H56ZM94 22H95V21H94ZM97 22H98V21H97ZM165 22H167V21H165ZM177 22H178V19H177ZM183 22H184V19H183ZM183 22H182V23H183ZM213 22H214V21H213ZM241 22H242V21H241ZM3 23H4V22H3ZM7 23H9V22H7ZM7 23H6V24H7ZM44 23H45V22H44ZM47 23H48V22H47ZM47 23H46V24H47ZM51 23H52V22H51ZM63 23H64V22H63ZM74 23H75V22H74ZM76 23H77V22H76ZM105 23H106V22H105ZM112 23H113V22H112ZM140 23H141V21H140ZM147 23L149 24V22H147ZM151 23H152V22H150V25H149L150 27H149V28H152L151 26H154V25H155V22H154V25H151ZM172 23H173V22H172ZM175 23H176V21L174 22V28H175ZM180 23H181V22H180ZM180 23H178L179 26H181V28H183L184 24H183V26H182V23H181V25H180ZM185 23H186V21H185ZM187 23H188V22H187ZM242 23H243V22H242ZM258 23H259V22H258ZM4 24H5V23H4ZM6 24H5V25H6ZM12 24H14V23H11L10 25H12ZM15 24H16V23H15ZM18 24H19V23H18ZM23 24H24V22H23ZM36 24H37V23H36ZM81 24H82V23H81ZM101 24H103V23H101ZM101 24H100V25H101ZM157 24H158V23H157ZM197 24H198V23H197ZM207 24H208V23H207ZM214 24H215V23H214ZM223 24H224V23H223ZM232 24H233V23H232ZM248 24H249V23H247V26H248ZM254 24H255V23H254ZM16 25H17V24H16ZM16 25H15V27H16ZM19 25H20V24H19ZM24 25H25V24H24ZM47 25H48V24H47ZM47 25H46V26H47ZM49 25H50V24H49ZM49 25H48V26H49ZM51 25H52V24H51ZM51 25H50V27H51ZM78 25H79V24H78ZM126 25H127V24H126ZM130 25H131V23H130ZM137 25H138V24H137ZM146 25H147V24H146ZM185 25H186V24H185ZM190 25H191V24H190ZM190 25H189V26H190ZM219 25H220V23H219ZM239 25H240V24H239ZM241 25H243V24H241ZM29 26H30V25H29ZM56 26H57V25H56ZM66 26H67V25H66ZM72 26H74V25H72ZM83 26H84V25H83ZM96 26H97V25H96ZM133 26H134V25H133ZM159 26H160V28H161V24H159ZM165 26H166V25H165ZM170 26H171V25H170ZM187 26H188V25H187ZM187 26H186V27H187ZM221 26H222V25H221ZM232 26H233V25H232ZM234 26H235V25H234ZM27 27H28V26H27ZM30 27H31V26H30ZM35 27H36V26H35ZM64 27H65V25H64ZM92 27H93V26H92ZM94 27H95V26H94ZM102 27H103V26H102ZM140 27H141V26H140ZM143 27H144V26H143ZM168 27H169V26H168ZM168 27H167V28H168ZM190 27H191V26H190ZM194 27H195V26H194ZM237 27H238V26H237ZM248 27H249V26H248ZM2 28H3V27H2ZM4 28L6 29V26H5ZM13 28H14V26H13ZM13 28H12V29H13ZM21 28H22V26H21ZM25 28H26V27H25ZM54 28H55V27H54ZM79 28H80V27H79ZM99 28H100V27H99ZM99 28H97V29H99ZM107 28H108V26L106 27V30H107ZM160 28H159V30H160ZM164 28H165V27H164ZM205 28H206V27H205ZM219 28H221V27H219ZM232 28H233V27H232ZM238 28H240V27H238ZM259 28H260V27H259ZM16 29H17V28H16ZM47 29H48V28H47ZM49 29H50V28H49ZM66 29H67V28H66ZM71 29H72V28H71ZM156 29H158V28H156ZM172 29H173V28H172ZM172 29H171V30H172ZM185 29H186V28H185ZM202 29H203V28H202ZM210 29H212V28H210ZM6 30H7V29H6ZM21 30H22V29H21ZM32 30H33V29H32ZM52 30H53V29H52ZM55 30H56V29H55ZM90 30H91V29H90ZM93 30H94V29H93ZM106 30H105V31H106ZM111 30H112V29H111ZM132 30H133V29H132ZM153 30H154V29H152V31H153ZM171 30H170V31H171ZM175 30H176V29H175ZM182 30H183V29H182ZM188 30H189V29H188ZM188 30H187V32H188ZM206 30H207V29H206ZM212 30H213V29H212ZM212 30H211V31H212ZM236 30H237V29H236ZM236 30H235V31H236ZM254 30H255V29H254ZM254 30H253V33H254ZM263 30H264V29H263ZM3 31H5V30H3ZM14 31H15V30H14ZM19 31H20V30H19ZM25 31H26V29H25ZM59 31H60V30H59ZM98 31H99V30H98ZM100 31H101V30H100ZM116 31H117V30H116ZM133 31H135V30H133ZM143 31H144V30H143ZM172 31H173V30H172ZM172 31H171V32H172ZM193 31H194V30H193ZM198 31H200V30H198ZM235 31H234V32H235ZM239 31H240V30H239ZM256 31H257V30H256ZM26 32H27V31H26ZM54 32H56V31H54ZM140 32H141V31H140ZM150 32H151V31H150ZM160 32H161V31H160ZM162 32H163V31H162ZM162 32H161V35H160V36H159V33L157 32V34H158V35H156V36H158L157 38H159V37H161V36H162V37L164 36V35L162 34ZM166 32H167V31H166ZM168 32H169V31H168ZM185 32H186V31H185ZM191 32H192V31H191ZM196 32H197V31H196ZM212 32H213V31H212ZM229 32H230V31H229ZM234 32H233V33H234ZM263 32H264V31H263ZM15 33L17 34V32H15ZM21 33H22V31H21ZM33 33H34V32H33ZM50 33H51V30H50ZM64 33H65V32H64ZM93 33H94V32H93ZM99 33H100V32H99ZM99 33H98V34H99ZM107 33H108V32H107ZM117 33H118V32H117ZM142 33H143V32H142ZM155 33H156V32H155ZM163 33H164V32H163ZM175 33H176V32H175ZM175 33H174V34H175ZM179 33H180V31H179ZM182 33H183V32H182ZM203 33H205V30H204ZM220 33H221V32H220ZM253 33H252V34H253ZM6 34H7V33H6ZM9 34H10V32H9ZM9 34H8V35H9ZM11 34H12V33H11ZM38 34H40V33H38ZM44 34H45V33H44ZM71 34H72V33H71ZM79 34H80V33H79ZM109 34H110V33H109ZM115 34H116V33H115ZM115 34H114V36H115ZM143 34H144V33H143ZM165 34H166V33H165ZM169 34H170V33H169ZM176 34H177V33H176ZM185 34H186V33H185ZM193 34H194V33H193ZM228 34H229V33H228ZM236 34H237V32H236ZM13 35H14V34H13ZM19 35H20V33H19ZM27 35H28V34H27ZM46 35H47V34H46ZM52 35H54V34L52 33ZM67 35H68V34H67ZM99 35H100V34H99ZM148 35H149V34H148ZM153 35H155V34L153 33ZM153 35H152V36H153ZM166 35H167V34H166ZM172 35H173V34H172ZM189 35H190V34H189ZM191 35H192V34H191ZM203 35H204V34H203ZM208 35H209V34H208ZM230 35H231V34H230ZM0 36H1V35H0ZM2 36H3V35H2ZM2 36H1V37H2ZM9 36H11V35H9ZM15 36H16V35H14V38H15ZM25 36H26V35H25ZM32 36H34V35H32ZM42 36H43V35H42ZM47 36H48V35H47ZM80 36H83V34L80 35ZM104 36H105V35H104ZM124 36H125V35H124ZM124 36H122V37L124 38ZM131 36H133V35H131ZM140 36H141V35H140ZM146 36H147V35H146ZM178 36H180V35L178 34ZM193 36H194V35H193ZM213 36H215V35H213ZM224 36H227V35H224ZM1 37H0V38H1ZM3 37H4V36H3ZM5 37H7V35H6ZM37 37H38V36H37ZM45 37H46V36H45ZM48 37H49V36H48ZM51 37H52V36H51ZM122 37H121V38H122ZM164 37H165V36H164ZM166 37H167V36H166ZM173 37H174V36H173ZM175 37H176V36H175ZM180 37H181V36H180ZM184 37H185V35H184ZM186 37H188V36L186 35ZM202 37H203V36H202ZM228 37H229V35H228ZM245 37H247V36L245 35ZM245 37H244V38H245ZM259 37H260V36H259ZM10 38H11V37H10ZM46 38H47V37H46ZM52 38H53V37H52ZM76 38H77V37H76ZM99 38H100V37H99ZM107 38H108V37H107ZM111 38H112V37H111ZM123 38H122V39H123ZM129 38H130V37H129ZM153 38H154V36H153ZM167 38H168V37H167ZM178 38H179V37H178ZM178 38H177V39H178ZM181 38H182V37H181ZM233 38L235 39V37H233ZM236 38H237V37H236ZM1 39H2V38H1ZM15 39H16V38H15ZM23 39H24V38H23ZM41 39H42V37H41ZM58 39H59V38H58ZM60 39H61V38H60ZM69 39H71V38H69ZM92 39H94V38H92ZM105 39H106V37H105ZM114 39H115V38H114ZM122 39H121V40H122ZM124 39H125V38H124ZM124 39H123V40H124ZM132 39H133V38H132ZM136 39H137V38H135V40H136ZM139 39H140V38H139ZM151 39H152V38H151ZM151 39H150V40H151ZM159 39H162V38H159ZM164 39H165V38H164ZM192 39H193V37H192ZM192 39H191V40H192ZM197 39H198V38H197ZM203 39H204V38H203ZM213 39H216V38L213 37ZM225 39H226V38H225ZM225 39H224V41H225ZM246 39H247V38H246ZM259 39H260V38H259ZM6 40H7V38H6ZM26 40H27V39H26ZM26 40H25V41H26ZM39 40H40V39H39ZM82 40H83V39H82ZM106 40H107V39H106ZM140 40H141V39H140ZM154 40H156V39H154ZM171 40H172V39H171ZM175 40H176V39H175ZM175 40H174V41H175ZM179 40L181 41V40H183V39H179ZM236 40H237V39H236ZM240 40H242V39H240ZM250 40H251V39H250ZM255 40H256V39H255ZM2 41L4 42V40H2ZM14 41H15V40H14ZM41 41H42V40H40V43H41ZM47 41H48V40H47ZM53 41H54V40H53ZM76 41H77V40H76ZM86 41H87V39H86ZM95 41H96V40H95ZM107 41H108V40H107ZM116 41H117V39L115 40V42H116ZM126 41H127V40H126ZM146 41H147V40H146ZM148 41H149V40H148ZM158 41H159V40H158ZM158 41H157V42H158ZM168 41H169V39H168ZM174 41L172 40V42H174ZM186 41H187V40H186ZM231 41H232V39H231ZM12 42H13V41H12ZM12 42H11V43H12ZM16 42H17V41H16ZM19 42L21 43V41H19ZM32 42H33V41H32ZM49 42H50V41H49ZM54 42H55V41H54ZM63 42H64V41H63ZM67 42H68V41H67ZM67 42H66V43H67ZM79 42H80V41H79ZM102 42H104V41H102ZM144 42H145V41H144ZM144 42H143V43H144ZM160 42H161V40H160ZM163 42H164V41H163ZM163 42H161V44H163ZM165 42H166V40H165ZM176 42H177V41H176ZM210 42H211V41H210ZM233 42H234V41H233ZM235 42H236V41H235ZM237 42H238V41H237ZM250 42H251V41H250ZM0 43H1V42H0ZM14 43H15V42H14ZM61 43H62V42H61ZM66 43H65V44H66ZM71 43H73V42H71ZM81 43H82V42H81ZM113 43H114V42H113ZM174 43H175V42H174ZM185 43H186V42H185ZM203 43H205V42H203ZM207 43H208V42H207ZM220 43H221V42H220ZM261 43H263V42H261ZM2 44H3V43H2ZM114 44H115V43H114ZM127 44H128V43H127ZM136 44H137V43H136ZM144 44H145V43H144ZM147 44H148V43H147ZM152 44H155V43H152ZM167 44H168V43H167ZM170 44H171V42H170ZM172 44H173V43H172ZM177 44H178V43H177ZM179 44H180V43H179ZM257 44H258V42H257ZM8 45H10V44H8ZM19 45H20V44H19ZM19 45H17V46H19ZM45 45H46V44H45ZM67 45H68V44H67ZM71 45H72V44H71ZM74 45H75V44H74ZM81 45H82V44H81ZM81 45H80V46H81ZM108 45H109V44H108ZM119 45H120V43H119ZM122 45H123V44H122ZM134 45H135V44H134ZM156 45H157V44H156ZM159 45H160V44H159ZM164 45H165V47L167 46L165 43H164ZM173 45H174V44H173ZM175 45H176V43H175ZM221 45H222V44H221ZM240 45H241V44H240ZM248 45H249V43H248ZM253 45H254V44H253ZM2 46H3V45H2ZM6 46H7V45H6ZM88 46H89V45H87V47H88ZM114 46H115V45H114ZM116 46H117V45H116ZM150 46H151V45H150ZM152 46H153V45H152ZM152 46H151V47H152ZM154 46H155V45H154ZM189 46H190V45H189ZM191 46H192V45H191ZM206 46H207V45H206ZM233 46H234V45H233ZM243 46H244V45H243ZM245 46L247 47V44H246ZM250 46H251V45H250ZM50 47H51V46H50ZM60 47H61V46H60ZM63 47H64V46H63ZM76 47H77V45H76ZM89 47H90V46H89ZM91 47L93 48V46H91ZM100 47H101V46H100ZM118 47H119V46H118ZM122 47H123V46H122ZM142 47H143V46H142ZM171 47H172V46H171ZM177 47H178V46H177ZM186 47H187V46H186ZM213 47H214V46H213ZM226 47H227V46H226ZM234 47H235V46H234ZM260 47H261V46H260ZM64 48H66V46H65ZM71 48H73V46H72ZM83 48H84V47H83ZM92 48H90V49H92ZM106 48H107V46H106ZM110 48H111V46H110ZM113 48H114V47H113ZM120 48H121V47H120ZM144 48H145V47H144ZM144 48H143V49H144ZM148 48H149V47H148ZM153 48L155 49V47H153ZM153 48H152V49H153ZM161 48L164 49V47H161ZM166 48H167V47H166ZM210 48H211V47H210ZM218 48H219V47H218ZM27 49H28V48H27ZM40 49H41V48H40ZM60 49H61V48H60ZM60 49H59V50H60ZM68 49H69V48H68ZM68 49H67V50H68ZM75 49H77V48H75ZM81 49H82V48H81ZM101 49H102V47H101ZM179 49H180V47H179ZM194 49H195V48H192V50H194ZM207 49H208V47H207ZM6 50H8V48H7ZM9 50H10V49H9ZM25 50H26V49H25ZM55 50H56V48H55ZM140 50H141V48H140ZM147 50H148V49H147ZM150 50H151V49H150ZM150 50H148V51L150 52ZM157 50H158V49H156V51H157ZM161 50H162V49H160V51H161ZM172 50H173V49H172ZM203 50H204V49H203ZM2 51H4V50H2ZM14 51H15V50H14ZM41 51H42V50H41ZM53 51H54V50H53ZM56 51H57V50H56ZM60 51H61V50H60ZM60 51H58V52L61 53ZM73 51H74V49H73ZM84 51H85V50H84ZM86 51H87V50H86ZM110 51H111V49H110ZM143 51H144V50H143ZM160 51L158 50V52H160ZM174 51H175V49H174ZM180 51H181V49H180ZM183 51H184V50H183ZM205 51H206V50H205ZM7 52H8V51H7ZM37 52H38V51H37ZM44 52H45V51H44ZM70 52H71V51H70ZM87 52H88V51H87ZM90 52H91V51H90ZM134 52H135V51H134ZM146 52H147V51H146ZM166 52H167V50L165 51V53H166ZM2 53H3V52H2ZM11 53H12V52H11ZM11 53H10V54H11ZM28 53H29V52H28ZM47 53H48V52H47ZM53 53H54V52H53ZM59 53H58V54H59ZM66 53H67V52H66ZM74 53H75V52H74ZM84 53H85V52H84ZM125 53H126V51H125ZM150 53H151V52H150ZM156 53H157V52H156ZM163 53H164V50H163ZM163 53H160V56H161V54H162L163 57H164V59H165V53H164V54H163ZM168 53H169V51H168ZM174 53H176V52H174ZM174 53H173V54H174ZM185 53H186V51H185ZM201 53H202V52H201ZM21 54H22V53H21ZM30 54H31V53H30ZM70 54H71V53H70ZM70 54H69V55H70ZM76 54H77V53H76ZM76 54H75V55H76ZM87 54H88V53H87ZM105 54H106V53H105ZM128 54H129V53H128ZM170 54H171V53H170ZM1 55H2V54H1ZM1 55H0V56H1ZM6 55H7V54H6ZM11 55H12V54H11ZM66 55H67V54H66ZM72 55H73V54H72ZM130 55H131V54H130ZM134 55H135V54H134ZM152 55H153V54H152ZM152 55H151V57H152ZM154 55H155V54H154ZM157 55H158V57H159V54H157ZM182 55H183V54H182ZM8 56H9V55H8ZM19 56H20V55H19ZM29 56H30V55H29ZM32 56H33V55H32ZM43 56H44V55H43ZM54 56H55V54H54ZM77 56H78V55H77ZM83 56H84V55H83ZM113 56H114V55H113ZM118 56H119V55H118ZM167 56H168V58H169V55H168V54H167ZM167 56H166V59H168ZM172 56H173V55H172ZM175 56H176V55H175ZM199 56H200V55H199ZM3 57H5V56H3ZM12 57H13V55H12ZM24 57H25V56H24ZM26 57H27V56H26ZM57 57H58V56H57ZM66 57H67V56H66ZM105 57H106V56H105ZM109 57H110V56H109ZM138 57H139V56H138ZM143 57H144V56H143ZM192 57H193V56H192ZM15 58H16V56H15ZM22 58H23V57H22ZM64 58H65V57H64ZM81 58H82V57H81ZM129 58H131V57L129 56L128 59H129ZM144 58H147V57H144ZM176 58H177V56H176ZM185 58H186V57H185ZM187 58H188V57H187ZM194 58H195V55H194ZM2 59H3V58H2ZM11 59H12V58H11ZM17 59H18V58H17ZM85 59H86V58H85ZM109 59H110V58H109ZM118 59H119V58H118ZM148 59H149V57H148ZM169 59H170V58H169ZM169 59H168V60H169ZM174 59H175V58H174ZM174 59L172 58V59H170V61L173 60V63H174ZM180 59H181V58H180ZM183 59H184V58H183ZM6 60H7V59H5V61H6ZM9 60H10V59H9ZM12 60H13V59H12ZM19 60H20V59H19ZM21 60H22V59H21ZM28 60H30V59H28ZM28 60H25V61L27 62ZM33 60H34V59H33ZM36 60H37V59H36ZM43 60H44V59H43ZM55 60H56V59H55ZM69 60H70V59H69ZM119 60H120V59H119ZM122 60H123V59H122ZM142 60H143V58H142ZM149 60H150V59H149ZM154 60H155V59H154ZM157 60H158V59H157ZM161 60H163V59H161ZM168 60H167V61H168ZM189 60L191 61L190 58H189ZM192 60H193V59H192ZM0 61H1V60H0ZM17 61H18V60H17ZM31 61H32V60H31ZM49 61H50V60H49ZM52 61H53V60H52ZM61 61H62V60H61ZM112 61H113V60H112ZM126 61H127V60H126ZM138 61H139V59H138ZM167 61L165 60V62H167ZM175 61H176V60H175ZM186 61H187V60H186ZM7 62H8V61H7ZM21 62L25 63L23 60H22ZM75 62H76V61H75ZM82 62H83V60H82ZM120 62H121V61H120ZM129 62H130V60H129ZM136 62H137V61H136ZM136 62H135V63H136ZM143 62H145V61H143ZM146 62H147V60H146ZM159 62H160V61H159ZM17 63H18V62H17ZM31 63H32V62H31ZM31 63H30V65H31ZM41 63H42V62H41ZM70 63H71V62H70ZM72 63H73V61H72ZM78 63H80V62H78ZM97 63H98V62H97ZM108 63H109V61H108ZM110 63H111V62H110ZM113 63H114V61H113ZM138 63H139V62H138ZM138 63H137V64H138ZM141 63H142V62H141ZM161 63H162V62H160V64H161ZM170 63H171V62H170ZM170 63L168 62L167 64L169 65ZM20 64H21V63H19V65H20ZM25 64H26V63H25ZM25 64H24V65H25ZM32 64H33V63H32ZM65 64H66V63H65ZM123 64H124V63H123ZM137 64H136L135 66H137ZM145 64H146V63H145ZM148 64H149V63H148ZM152 64H153V63H152ZM157 64H158V62H157ZM157 64H156V65H157ZM160 64H159V65H160ZM164 64H165V63H164V61H163V64H161V66L164 65ZM176 64H177V63L175 62V65H176ZM185 64H187V63H185ZM2 65H3V64H2ZM11 65H12V63H11ZM14 65H15V64H14ZM24 65H23V66H24ZM26 65H27V64H26ZM33 65H34V64H33ZM47 65H48V62H47ZM90 65H91V63H90ZM107 65H111V64H107ZM112 65H113V64H112ZM126 65H127V64H126ZM131 65H132V64H131ZM149 65H150V64H149ZM170 65L172 66V64H170ZM183 65H184V64H183ZM7 66H8V65H7ZM15 66H16V65H15ZM35 66H36V64H35ZM45 66H46V65H45ZM99 66H100V65H99ZM99 66H98V67H99ZM116 66H117V65H116ZM121 66H122V65H121ZM133 66H134V65H133ZM141 66H142V65H141ZM143 66H144V65H143ZM151 66H152V65H151ZM151 66H150V67H151ZM178 66H179V65H178ZM17 67H19L18 64H17ZM36 67H37V66H36ZM40 67H42V66L40 65ZM43 67H44V66H43ZM47 67H48V66H47ZM55 67H56V66H55ZM69 67H70V65H69ZM69 67H68V68H69ZM74 67H75V66H74ZM89 67H90V66H89ZM112 67H115V66L113 65ZM122 67H123V66H122ZM159 67H160V66H159ZM166 67H167V66H166ZM168 67H169V66H168ZM181 67H183V66H181ZM184 67H185V66H184ZM4 68H5V66H4ZM6 68H7V67H6ZM8 68H9V67H8ZM10 68H11V67H10ZM25 68H28V67L25 66ZM33 68H35V67H33ZM49 68H51V67H49ZM53 68H54V67H53ZM53 68H51V69H53ZM64 68H65V65H64ZM120 68H121V67H120ZM139 68H140V67H139ZM162 68H163V66H162ZM170 68H171V67H170ZM170 68H169V70H170ZM173 68H174V65H173L172 69H173ZM188 68H189V67H188ZM201 68H202V67H201ZM40 69H41V68H40ZM47 69H48V68H47ZM59 69H60V68H59ZM59 69H58V70H59ZM85 69H86V68H85ZM85 69H84V70H85ZM93 69H94V68H93ZM97 69H98V68H97ZM97 69H95V70H97ZM118 69H119V68H118ZM118 69H117V70H118ZM133 69H134V68H133ZM140 69H141V68H140ZM143 69H144V71H145V68H143ZM156 69H157V67H156ZM158 69H159V68H158ZM158 69H157V70H158ZM164 69H165V66H164ZM164 69H163V70H164ZM186 69H187V68H186ZM4 70H6V69H4ZM7 70H8V69H7ZM7 70H6L5 72H3V74L6 73V72H8ZM11 70H12V69H11ZM11 70H10V72L13 71V70H12V71H11ZM26 70H27V69H26ZM53 70H55V69H53ZM72 70H73V68H72ZM103 70H104V69H102L101 71H103ZM134 70H135V69H134ZM150 70H151V69H150ZM173 70H174V69H173ZM181 70H182V68L180 69V72H181ZM190 70H191V69H190ZM196 70H197V69H196ZM28 71H30V70H28ZM37 71H38V70H37ZM49 71H50V69H49ZM87 71H88V70H87ZM152 71H153V69H152ZM152 71H151V72H152ZM154 71H155V70H154ZM0 72H1V71H0ZM31 72H33V71H31ZM73 72H74V71H73ZM91 72H93V70H92ZM116 72H117V71H116ZM124 72H125V71H124ZM135 72H136V70H135ZM147 72H148V71H147ZM147 72H145V75H147ZM151 72H150V73H151ZM158 72H160V71H158ZM174 72H176V71H174ZM177 72H178V70H177ZM184 72H185V71H184ZM12 73H13V72H12ZM18 73H19V72H18ZM37 73H38V72H37ZM50 73H53V71L50 72ZM50 73H49V75H50ZM55 73H56V72H55ZM64 73H65V72H64ZM71 73H72V72H71ZM74 73H75V72H74ZM84 73H85V72H84ZM95 73H96V72H95ZM105 73H106V72H105ZM126 73H127V72H126ZM142 73H143V72H142ZM181 73H182V72H181ZM186 73H187V72H186ZM189 73H190V72H189ZM200 73H201V72H200ZM8 74H11V73H8ZM8 74H6V75H8ZM14 74L16 75V73H14ZM25 74H26V73H25ZM34 74H35V73H34ZM60 74H62V73H60ZM86 74H87V72H86ZM90 74H91V73H89V75H90ZM103 74H104V72H103ZM103 74L101 73L100 76H103ZM108 74H109V73H108ZM117 74H119V73H117ZM123 74H124V73H123ZM152 74H153V72H152ZM152 74H151V75H152ZM157 74H158V73H157ZM157 74H156V75H157ZM162 74H163V77H165L164 79L173 78L172 70L169 71V72H168V70L163 71ZM4 75H5V74H4ZM4 75H3V76H4ZM19 75H20V74H19ZM32 75H33V73H32ZM40 75H41V74H40ZM64 75L66 76V74H64ZM81 75H82V74H81ZM93 75H94V74H93ZM93 75H91V76H93ZM97 75H98V74H97ZM121 75H122V72H121ZM126 75H127V74H126ZM148 75H149V74H148ZM153 75H154V74H153ZM158 75H159V74H158ZM160 75H161V74H160ZM181 75H182V74H181ZM192 75H193V74H192ZM196 75H197V73H196ZM201 75H202V74H201ZM9 76H11V75H9ZM12 76H14V75H12ZM42 76H43V75H42ZM70 76H71V75H70ZM70 76H69V77H70ZM91 76H90V77H91ZM104 76H105V74H104ZM112 76H113V75H112ZM138 76H139V75H138ZM140 76H141V75H140ZM142 76H143V75H142ZM149 76H150V75H149ZM194 76H195V75H194ZM199 76H200V75H199ZM36 77H37V76H36ZM38 77H39V76H38ZM56 77H57V76H56ZM67 77H68V76H67ZM73 77H74V76H73ZM75 77H76V76H75ZM123 77H124V76H123ZM129 77H130V75H129ZM160 77H161V76H160ZM175 77H176V76H175ZM175 77H174V78H175ZM177 77H178V76H177ZM1 78H2V77H1ZM11 78H12V77H11ZM16 78H17V80H18V79L20 78V76H19V77H16ZM22 78H23V77H22ZM22 78H21V80H22ZM46 78H47V77H46ZM65 78H66V77H65ZM109 78H110V77H109ZM145 78H146V76H145ZM189 78H190V77H189ZM196 78H199V77H196ZM2 79H3V78H2ZM23 79H24V78H23ZM69 79H70V78H69ZM97 79H98V77H97ZM107 79H108V76H107ZM134 79H137V78H134ZM146 79H147V78H146ZM153 79H155L154 76H153ZM164 79H163V80H164ZM175 79H176V78H175ZM0 80H1V79H0ZM12 80H13V78H12ZM61 80H62V78H61ZM71 80H72V79H71ZM79 80H81V79H79ZM89 80H90V79H89ZM92 80H93V79H92ZM150 80H151V79H149V81H150ZM158 80H159V78H158ZM161 80H162V79H161ZM177 80H178V79H177ZM182 80H183V78L181 79V81H182ZM5 81H6V80H5ZM14 81H15V80H14ZM22 81H23V80H22ZM67 81H68V80H67ZM76 81H77V80H76ZM84 81H86V80H84ZM95 81H96V80H95ZM108 81H109V80H108ZM110 81H111V80H110ZM136 81H137V80H136ZM142 81H144V79H143ZM147 81H148V79L146 80V82H147ZM151 81H153V80H151ZM159 81H160V80H159ZM189 81H190V80H189ZM199 81H200V80H199ZM201 81H202V80H201ZM20 82H21V81H19V83H20ZM59 82H60V81H59ZM71 82H72V81H71ZM89 82H90V81H89ZM93 82H94V81H93ZM96 82H98V81H96ZM101 82H102V81H101ZM104 82H105V81H104ZM116 82H118V81H116ZM138 82H139V81H138ZM163 82H165V80H164ZM6 83H7V82H6ZM17 83H18V82H17ZM25 83H26V82H25ZM60 83H61V82H60ZM126 83H127V82H126ZM136 83H137V82H136ZM141 83L143 84V82H141ZM141 83H140V84H141ZM157 83H158V82H157ZM160 83H161V82H160ZM165 83H166V82H165ZM189 83H190V82H189ZM202 83H203V82H202ZM1 84H2V83H1ZM1 84H0V85H1ZM4 84H5V83H4ZM12 84H13V83H12ZM21 84H22V83H21ZM67 84H68V83H67ZM92 84H93V83H92ZM98 84H99V83H98ZM101 84H102V83H101ZM108 84H109V83H108ZM111 84H112V83H111ZM118 84H119V82H118ZM132 84H133V83H132ZM142 84H141V85H142ZM145 84H146V83H145ZM167 84H168V83H167ZM179 84H180V82H179ZM13 85H14V84H13ZM76 85H77V84H76ZM79 85H80V82H79ZM79 85L77 86V88L79 87ZM96 85H97V84H96ZM99 85H100V84H99ZM112 85H114V84H112ZM134 85H135V84H134ZM1 86H2V85H1ZM3 86H4V85H3ZM7 86H8V85H7ZM9 86H10V85H9ZM15 86H16V85H15ZM15 86H14V87H15ZM88 86H91V84L88 85ZM124 86H125V85H124ZM129 86H130V85H129ZM135 86H136V85H135ZM146 86H147V90H148V88L151 87V84H150V86H149L148 84H147ZM146 86H144V88H146ZM148 86H149V87H148ZM154 86H155V85H154ZM162 86H163V85H162ZM165 86H166V85H165ZM168 86H170V85H168ZM168 86H167V87H168ZM188 86H189V85H188ZM19 87H20V86H19ZM35 87H36V86H35ZM68 87H69V86H68ZM72 87H73V86H72ZM81 87H82V86H81ZM81 87H80V88H81ZM84 87H85V86H84ZM107 87H108V86H107ZM109 87H110V85H109ZM120 87H121V85H120ZM127 87H128V86H127ZM160 87H161V86H160ZM192 87H193V85H192ZM1 88H2V87H1ZM6 88H7V87H6ZM11 88H12V87H11ZM17 88H18V86H17ZM46 88H47V87H46ZM87 88H89V87H87ZM87 88H86V89H87ZM97 88H99V87H97ZM97 88H96V89H97ZM100 88H101V87H100ZM104 88H105V86H104ZM113 88H115V86H113ZM118 88H119V87H118ZM170 88H171V87H169V89H170ZM173 88H174V86H173ZM173 88H172V89H173ZM180 88H181V87H180ZM185 88H186V87H185ZM194 88H195V87H194ZM194 88H193V89H194ZM200 88H201V87H200ZM12 89H13V88H12ZM15 89H16V88H15ZM35 89H36V88H35ZM43 89H44V88H43ZM74 89H75V88H74ZM81 89H83V88H81ZM89 89H90V88H89ZM91 89L93 90V87H92ZM94 89H95V88H94ZM106 89H107V88H106ZM122 89H123V88H122ZM150 89H151V88H150ZM160 89H161V88H160ZM162 89H163V88H162ZM164 89H165V88H164ZM167 89H168V88H167ZM167 89H166V90H167ZM5 90H6V89H5ZM10 90H11V89H10ZM10 90H9V91H10ZM49 90H50V89H49ZM108 90H109V89H108ZM108 90H107V91H108ZM129 90H130V89H129ZM166 90H164V91H166ZM176 90H177V89H176ZM187 90H188V89H187ZM0 91L2 92V90H0ZM22 91H23V89H22ZM58 91H60V90H58ZM58 91H57V92H58ZM72 91H73V89H72ZM87 91H88V89H87ZM102 91H103V90H102ZM104 91H105V90H104ZM109 91H110V90H109ZM112 91H113V89H112ZM116 91H119V89L116 90ZM138 91H139V90H138ZM140 91H141V90H140ZM142 91H143V90H142ZM148 91H149V90H148ZM153 91H154V89H153ZM173 91H174V90H173ZM173 91H172V92H173ZM182 91H183V90H180V94H181ZM39 92H40V90H39ZM74 92H75V91H74ZM82 92H83V91H82ZM88 92H89V91H88ZM93 92H94V91H93ZM98 92H99V95H100L101 90L98 91ZM98 92H97V93H98ZM124 92H125V91H124ZM135 92H136V91H135ZM145 92H146V91H145ZM161 92L164 93L163 91L160 90V91H158V95H160L159 93H161ZM176 92H178V91H176ZM183 92H184V91H183ZM2 93H4V91H3ZM8 93H10V92H8ZM12 93H13V92H12ZM24 93H25V91H24ZM60 93H61V92H60ZM70 93H71V92H70ZM84 93H85V92H84ZM84 93H83V94H84ZM97 93H95V94H97ZM108 93H109V92H108ZM114 93H115V92H114ZM120 93H121V92H120ZM120 93H119V94H120ZM122 93H123V92H122ZM133 93H134V91H133ZM133 93H132V94H133ZM136 93H138V92H136ZM147 93H148V92H147ZM150 93H151V91H150ZM166 93H167L166 95L172 94L171 91H170V93H169V91H168V92L166 91ZM174 93H175V92H173V94H174ZM185 93H186V92H185ZM201 93H202V92H201ZM6 94H7V91H6ZM42 94H43V93H42ZM44 94H45V92H44ZM75 94H78V92H76ZM83 94H81V97H82ZM86 94H87V93H86ZM86 94H85V95H86ZM89 94H91V90H90V93H89ZM92 94H93V93H92ZM110 94H111V93H110ZM126 94H127V93H126ZM128 94H129V93H128ZM142 94H143V92H142ZM178 94H179V93H178ZM178 94H177V95H178ZM182 94H183V93H182ZM45 95H46V94H45ZM52 95H53V94H52ZM73 95H74V94H73ZM79 95H80V94H79ZM93 95H94V94H93ZM112 95H113V92H112ZM134 95H135V94H134ZM147 95H148V94H147ZM147 95H146V96H147ZM0 96H1V93H0ZM3 96H6V95L4 94V95H2V97H3ZM27 96H28V95H27ZM75 96H76V95H75ZM87 96H88V95H87ZM89 96H90V95H89ZM101 96H102V95H101ZM101 96H99V97H101ZM114 96H116V95H114ZM114 96H113V97H114ZM123 96H124V95H123ZM123 96H121V97H122V98H125V97H123ZM126 96H127V95H126ZM148 96H149V95H148ZM160 96H161V95H160ZM160 96H159V97H160ZM169 96L171 97L172 95H169ZM173 96H174V95H173ZM179 96H180V95H178V97H179ZM199 96H200V95H199ZM6 97H7V96H6ZM67 97H68V95H67ZM78 97H80V96H78ZM81 97H80V98H81ZM102 97H103V96H102ZM113 97H112V99H113ZM127 97H129V96H127ZM127 97H126V100H127V99L129 100V98H127ZM130 97H131V96H130ZM166 97H167V96H166ZM166 97H164V98H166ZM170 97H169V98H170ZM176 97H177V96H176ZM32 98H33V97H32ZM53 98H54V97H53ZM60 98H61V97H60ZM62 98H63V96H62ZM69 98H70V97H68V99H69ZM80 98H78V99H80ZM91 98H92V97H91ZM105 98H106V97H105ZM109 98H110V97H109ZM144 98H145V97H144ZM164 98L162 97L161 99H160V98H159V99H160V100H163ZM169 98H167L166 100L168 101ZM171 98H172V97H171ZM173 98L175 99V97H173ZM173 98H172V100H173ZM184 98H185V97H184ZM9 99H10V98H9ZM16 99H17V98H16ZM16 99H15V100H16ZM23 99H25V98L23 97ZM38 99H39V98H38ZM66 99H67V98H66ZM76 99H77V97H76ZM81 99H82V98H81ZM100 99H101V98H100ZM102 99H103V98H102ZM107 99H108V98H107ZM116 99H117V98H115V100H116ZM119 99H120V98H119ZM131 99H132V98H131ZM131 99H130V101H131ZM145 99H146V98H145ZM159 99H158V100H159ZM179 99H180V98H179ZM182 99H183V98H182ZM182 99H181L180 101H182ZM189 99L192 100L191 98H189ZM202 99H203V97H202ZM0 100H2V98H1ZM4 100H5V99H4ZM6 100H8V99H6ZM11 100H12V98H11ZM11 100H10V101H11ZM13 100H14V99H13ZM13 100H12V101H13ZM28 100L30 101V99H28ZM39 100H40V99H39ZM59 100H61V99H59ZM59 100H58L57 103L60 105ZM74 100H75V98H74ZM90 100H91V99H90ZM90 100H88V101H90ZM92 100H93V99H92ZM92 100H91V101H92ZM108 100H109V99H108ZM113 100H114V99H113ZM128 100H127V101H128ZM169 100H170V99H169ZM176 100H177V99H176ZM185 100H187V99H185ZM190 100H188V101H190ZM8 101H9V100H8ZM24 101H25V100H24ZM75 101H76V100H75ZM78 101H79V100H78ZM78 101H77V102H78ZM93 101H94V100H93ZM99 101H101V103H102V101H104V103H105V101H107V100H99ZM99 101H98V103H99ZM117 101H118V99H117ZM117 101H115V102H113V103L115 104V103H120V102H121V101H120V102H119V101L117 102ZM122 101H123V100H122ZM127 101H126V102H127ZM152 101H153V100H152ZM177 101H178V100H177ZM1 102H2V101H1ZM13 102H14V101H13ZM19 102H21V99H20ZM30 102H31V101H30ZM30 102H29V103H30ZM53 102H54V101H53ZM61 102H62V101H61ZM72 102H73V101H72ZM79 102H80V105H78V107H79V106H82L81 104H82L83 101L81 102V100H80ZM79 102H78V104H79ZM131 102H133V100H132ZM169 102H171V101H169ZM174 102H175V101H174ZM178 102H179V101H178ZM178 102H176V103H178ZM183 102L185 103V101H183ZM192 102H193V101H192ZM201 102H202V101H201ZM31 103H32V102H31ZM36 103H37V101H36ZM45 103H46V102H45ZM70 103H71V102H70ZM86 103H87V102H86ZM86 103H85V104H86ZM96 103H97V102H96ZM101 103H100L99 105H101ZM122 103L124 104V102H122ZM129 103H130V102H129ZM152 103H153V102H152ZM162 103H163V102H162ZM176 103H175V104H176ZM179 103H180V102H179ZM181 103H182V102H181ZM5 104H6V103H5ZM19 104H21V103H19ZM26 104H27V103H26ZM26 104H25V105H26ZM32 104H34V103H32ZM37 104H38V103H37ZM47 104H48V103H47ZM63 104H64V103H63ZM93 104H94V103H93ZM127 104H128V102H127ZM134 104L137 105L136 103H134ZM167 104H168V103H167ZM170 104H171V103H170ZM173 104H174V103H172V105H173ZM186 104H189V103L187 102ZM186 104H185V106H186ZM192 104H193V103H192ZM2 105H3V103H2ZM2 105H1V107H2ZM15 105H16V104H15ZM39 105H40V104H39ZM48 105H49V104H48ZM53 105H54V103H53ZM64 105H65V104H64ZM66 105H67V104H66ZM88 105H89V104H88ZM90 105H91V104H90ZM90 105H89V106H90ZM96 105H97V104H96ZM115 105H116V104H115ZM124 105H125V104H124ZM131 105H132V104H131ZM140 105H143V103L140 104ZM144 105H145V103H144ZM160 105H161V104H160ZM162 105H163V104H162ZM162 105H161V106H162ZM165 105H166V103H164L163 108H164V107H166V108L169 107V104H168V106H167V105L165 106ZM181 105H183V104H181ZM190 105H191V104H190ZM190 105H189V106H190ZM193 105H194V104H193ZM5 106H6V105H5ZM8 106H9V105H8ZM18 106H19V105H18ZM21 106H22V105H21ZM26 106H27V105H26ZM26 106H25V107H26ZM30 106H31V105H30ZM30 106H29V107H30ZM36 106H37V105H36ZM41 106H42V105H41ZM45 106H46V105H45ZM45 106H44V107H45ZM62 106H63V105H62ZM70 106H71V105H70ZM76 106H77V104H76ZM104 106H106V104H104ZM112 106H113V105H111L110 110L114 109V107H115V106H114V107H112ZM127 106H128V105H127ZM133 106H134V105H133ZM133 106H132V109H133ZM173 106H174V105H173ZM16 107H17V106H16ZM33 107H34V106H33ZM46 107H47V106H46ZM46 107H45V108H46ZM48 107H50V106H48ZM66 107H67V106H66ZM84 107H85V105H84V103H83L82 108H84ZM125 107H126V106H125ZM137 107H138V106H136L135 108H137ZM182 107H183V106H182ZM191 107H192V105H191ZM12 108H13V107H12ZM45 108H44V109H45ZM55 108H56V107H55ZM57 108H59V106H58ZM63 108H64V107H63ZM75 108H76V107H75ZM119 108H120V107H119ZM142 108H144V107L141 106V109H142ZM146 108H147V107H146ZM146 108H145V109H146ZM155 108H156V107H155ZM158 108H159V107H158ZM158 108H157V109H158ZM170 108H171V107H170ZM176 108H177V107H176ZM197 108H198V107H197ZM197 108H196V109H197ZM3 109H4V108H3ZM5 109H6V107H5ZM14 109H15V108H13V111H14ZM20 109H21V108H20ZM29 109H30V108H29ZM31 109H32V108H31ZM34 109H36V108L34 107ZM38 109H39V108H38ZM40 109H41V108H40ZM48 109H49V108H48ZM48 109H47V110H48ZM73 109H74V108H73ZM80 109H81V108H80ZM100 109H102V108H100ZM103 109H104V107H103ZM106 109H107V108H106ZM122 109H123V108H122ZM124 109H125V108H124ZM124 109H123V110H124ZM127 109H129V108L127 107ZM164 109H165V108H164ZM167 109H168V108H167ZM192 109H193V108H190V110H192ZM18 110H19V109H18ZM84 110H85V109H84ZM94 110H95V109H94ZM94 110H93V111H94ZM108 110H109V109H108ZM110 110H109V112H110ZM119 110H120V109H119ZM123 110H122V111H123ZM130 110H131V109H130ZM133 110H134V109H133ZM135 110H136V109H135ZM135 110H134V111H135ZM143 110H144V109H143ZM146 110H147V109H146ZM165 110H166V109H165ZM169 110L174 111L173 108H171V109H169ZM185 110H186V109L184 108L183 112H184ZM2 111H3V110H2ZM11 111H12V110H11ZM29 111H30V110H29ZM29 111H28V112H29ZM35 111H36V110H35ZM35 111H34V112H35ZM37 111H38V110H37ZM50 111H51V110H50ZM57 111H58V110H57ZM68 111H70V110H68ZM72 111H73V110H72ZM75 111H76V109H75ZM81 111H82V110H81ZM81 111L78 112V113H76L78 118H81V117H79V116H80L79 113L84 114L83 112H85V111H82V112H81ZM95 111H96V110H95ZM99 111L102 112V110H99ZM131 111H132V110H131ZM155 111H157V110H155ZM159 111H161V109H160ZM167 111H168V110H167ZM176 111H178V110H176ZM16 112H18V111H16ZM24 112H25V111H24ZM32 112H33V110H32ZM40 112H42V111H40ZM66 112H67V111H66ZM96 112H98V110H97ZM109 112H107V114H108ZM125 112H127V111L125 110V111H124V114H125ZM128 112H129V110H128ZM141 112H142V111H141ZM169 112L171 113V111H169ZM174 112H175V111H174ZM196 112H197V111H196ZM2 113H3V112H2ZM2 113H1V111H0V116L3 115ZM7 113H8V112H7ZM9 113H10V112H9ZM18 113H19V112H18ZM30 113H31V111L29 112V114H30ZM86 113H87V112H86ZM86 113H85V114H86ZM90 113H91V112H90ZM129 113H130V112H129ZM132 113H133V112H132ZM136 113H137V112H136ZM136 113H134V114H136ZM146 113H149V111H148V112L146 111ZM170 113H169V114H170ZM172 113H173V112H172ZM186 113H187V112H186ZM186 113H185V114H186ZM197 113H198V112H197ZM5 114H6V113H5ZM5 114H4V115H5ZM14 114H15V113H14ZM19 114H20V113H19ZM27 114H28V113H27ZM36 114H39V113H36ZM40 114H41V113H40ZM40 114H39V115H40ZM64 114H65V113H64ZM85 114H84V115H85ZM100 114H101V113H100ZM118 114H119V113H118ZM122 114H123V113H122ZM122 114H121V116H122ZM124 114H123V115H124ZM134 114H132V115H134ZM138 114H139V112H138ZM155 114L157 115L156 112H155ZM158 114H159V113H158ZM187 114H188V113H187ZM4 115L1 116V120H2V118L4 117ZM21 115H22V113H21ZM31 115H32V113H31ZM71 115H73V114H71ZM78 115H79V116H78ZM92 115H94V114H92ZM92 115H89V116L91 117ZM95 115H96V114H95ZM98 115H99V114H98ZM105 115H106V114H105ZM114 115H115V114H114ZM142 115H143V114H142ZM146 115H147V114H146ZM149 115H150V116H151V115H154V113H153V114L149 113ZM174 115H175V114H174ZM176 115H177V112H176ZM178 115L180 116V114H178ZM9 116H10V115H9ZM15 116H16V115H15ZM25 116H26V115H25ZM85 116H86V115H85ZM111 116H112V115H111ZM111 116H110V117H111ZM127 116H128V115H127ZM129 116H131V115H129ZM138 116H140V115H138ZM143 116H144V115H143ZM150 116H148V117H150ZM158 116H159V115H158ZM161 116H162V115H161ZM170 116H171V115H170ZM179 116H178V118H179ZM183 116H185V115H183ZM5 117H6V115H5ZM7 117H8V115H7ZM12 117H13V116H12ZM18 117H19V116H18ZM39 117H40V116H39ZM71 117H73V116H71ZM77 117H76V118H77ZM122 117H123V116H122ZM132 117H133V116H132ZM136 117H137V116H136ZM166 117H167V115H166ZM171 117H172V116H171ZM176 117H177V116H174V119H176ZM192 117H193V116H192ZM8 118H9V117H8ZM13 118L16 119L17 117H13ZM21 118H22V117H21ZM32 118H35V117H32ZM36 118H38L37 115H36ZM48 118H49V117H48ZM62 118H63V117H62ZM78 118H77V119H78ZM83 118H84V117H83ZM83 118H82V119H83ZM85 118H86V117H85ZM101 118H102V117H101ZM108 118H109V117H108ZM114 118H115V117H114ZM137 118H138V117H137ZM186 118H187V116H186ZM197 118H198V117H197ZM23 119H24V118H23ZM27 119H28V118H27ZM29 119H30V118H29ZM40 119H41V117H40ZM42 119H43V118H42ZM58 119H61V118H58ZM77 119H76V120H77ZM89 119H90V118H89ZM93 119H94V118H93ZM93 119H92V120H93ZM116 119H117V118H116ZM131 119H132V118H131ZM153 119H154V118H153ZM163 119H164V118H163ZM167 119H168V118H167ZM179 119H182V117L179 118ZM183 119H184V118H183ZM6 120H7V118H6ZM9 120H10V118H9ZM12 120H13V119H12ZM17 120H18V119H17ZM20 120L22 121V119H20ZM44 120H45V119H44ZM47 120H48V119H47ZM50 120H51V119H50ZM109 120H112V121H113V119H110V118H109ZM124 120H125V117H124ZM127 120H130V119H127ZM127 120H126V122H127ZM141 120H142V119H141ZM168 120H171V119H168ZM176 120H177V119H176ZM176 120H175V121H176ZM198 120H199V119H198ZM14 121H15V120H14ZM25 121H26V120H25ZM27 121H28V120H27ZM29 121H30V120H29ZM35 121H36V120H35ZM37 121H38V120H37ZM59 121H60V120H59ZM68 121H69V120H68ZM77 121H78V120H77ZM82 121H83V120H82ZM93 121H94V120H93ZM93 121H92V122H93ZM112 121H111V122H112ZM114 121H115V120H114ZM116 121H117V120H116ZM116 121H115V122H116ZM130 121H131V120H130ZM150 121H151V120H150ZM161 121H162V118H161ZM175 121H173L172 123H174ZM182 121H183V120H182ZM185 121H186V119H185ZM190 121H191V120H190ZM190 121H188V122H190ZM192 121H193V120H192ZM194 121H195V120H194ZM202 121H203V120H202ZM2 122H3V121H2ZM4 122H5V121H4ZM15 122H16V121H15ZM18 122H19V121H18ZM22 122H23V121H22ZM61 122H62V121H61ZM118 122H119V121H118ZM141 122H142V121H141ZM178 122H179V123H178ZM180 122H181L180 120H178V121L176 122V123H178V126H177V127H179ZM188 122H187V123H188ZM19 123H21V122H19ZM24 123H25V122H23V124H24ZM31 123H32V122H31ZM45 123H46V122H45ZM47 123H48V121H47ZM47 123H46V124H47ZM50 123H51V122H50ZM52 123H53V122H52ZM54 123H55V121H54ZM63 123H65V122H63ZM63 123H61V124H63ZM69 123H70V122H69ZM84 123H85V122H84ZM106 123H107V122H105V124H106ZM164 123H165V122H164ZM172 123H171V121H170V123H169L168 126H170V124L173 125ZM176 123H174V124L177 125ZM182 123H183V122H182ZM192 123H193V122H192ZM196 123H197V121H196ZM196 123H195V124H196ZM198 123H199V122H198ZM1 124H2V123H1ZM7 124H9V122H7ZM35 124H36V123H35ZM35 124H33V125H35ZM57 124H58V123H57ZM67 124H68V123H67ZM99 124H101V123H99ZM111 124H114V125H115V124H117V123H111ZM128 124H130V126H131V122L128 123ZM140 124H141V123H140ZM161 124H162V123H161ZM183 124H184V123H183ZM190 124H191V123H190ZM190 124H189V125H190ZM2 125H3V124H2ZM18 125H19V124H18ZM20 125H21V124H20ZM29 125H30V122H29ZM29 125H28V126H29ZM31 125H32V124H31ZM33 125H32V127H34ZM43 125H44V124H43ZM59 125H60V124H59ZM59 125H58V126H59ZM68 125L73 126L71 123L68 124ZM76 125H78L77 127H79V124H78V123H77ZM91 125L94 126L93 124H91ZM106 125H107V127H108V123H107ZM109 125H110V124H109ZM119 125H121L120 122H119ZM141 125H142V124H141ZM189 125H188V126H189ZM11 126H12V125H11ZM21 126H22V125H21ZM36 126H37V125H36ZM38 126H39V125H38ZM46 126H47V125H46ZM52 126H53V124H52ZM52 126H51V128L53 129ZM65 126H66V125H65ZM71 126H68V127L71 128ZM84 126H85V124H84ZM84 126H81L80 128L83 127V129H84ZM102 126H103V125H102ZM128 126H129V125H128ZM143 126H144V125H143ZM143 126H142V127H143ZM163 126H164V125H163ZM163 126H162V130H163V131L166 130V132H167V127H166L167 124H166V126H164V127H166V129H164ZM180 126H181V125H180ZM182 126H183V125H182ZM0 127H1V126H0ZM16 127H17V126H16ZM16 127H15V129H17L19 126H18L17 128H16ZM29 127H31V126H29ZM32 127H31V130H32ZM44 127H45V126H44ZM48 127H49V125H48ZM66 127H67V126H66ZM73 127L75 128V126H73ZM73 127H72V128H73ZM87 127H89V130H90V126H87ZM103 127H104V126H103ZM111 127H112V126H111ZM125 127H126V126H125ZM140 127H141V126H140ZM142 127H141V128H142ZM154 127H155V126H154ZM154 127H153V128H154ZM172 127H174V126H172ZM177 127L175 126L176 130H178L179 128H181V127H179V128H177ZM6 128H8V127H6ZM6 128H5V129H6ZM23 128L25 129V127H23ZM23 128H22V129H23ZM27 128H28V127H27ZM27 128H26V129H27ZM69 128H68V129H69ZM72 128H71V129H72ZM132 128H133V127H132ZM135 128H136V127H135ZM144 128H145V127H144ZM144 128H143V130H144ZM170 128H171V126L168 128V130H169ZM184 128H188V127H184ZM194 128H195V127H194ZM194 128H193V129H194ZM196 128H197V127H196ZM201 128H202V127H201ZM9 129H10V127H9ZM20 129H21V128H20ZM41 129H42V128H41ZM48 129H49V128H48ZM58 129H59V127H58ZM61 129H62V128H61ZM75 129H76V128H75ZM75 129H73V130H74V132L77 133V131H75ZM77 129H79V128H77ZM77 129H76V130H77ZM93 129H94V128H93ZM93 129H92V130H93ZM102 129H103V128H102ZM109 129H110V128H109ZM109 129H108L107 131H109ZM127 129H128V128H127ZM146 129H147V128H146ZM149 129H150V127H149ZM149 129H148V130H149ZM156 129H157V127H156ZM172 129H173V128H171V130H172ZM181 129H183V128H181ZM181 129H180V132H182ZM193 129H192V130H193ZM6 130H7V129H6ZM12 130L14 131V129H12ZM50 130H51V129H50ZM50 130H48V131L50 132ZM73 130H72V131H73ZM80 130H81V129H80ZM89 130H87V131H89ZM95 130H96V129H94V131H95ZM105 130H106V128L104 129V132H105ZM133 130H136V129H133ZM150 130H152V129H150ZM162 130H161V131H162ZM174 130H175V129H173L172 131H168L167 133L171 132V135H172V134H173L172 132H173ZM176 130H175V131H176ZM192 130H191V131H192ZM198 130H199V129H198ZM3 131H4V130H3ZM3 131L0 130V143H2L1 141H2V138H3L4 132H5V131H4V132H3ZM21 131H22V130H21ZM33 131H34V130H33ZM57 131H58V130H57ZM57 131H56V132H57ZM61 131H62V130H61ZM81 131H82V132H81ZM81 131H78V132H80V133H77V134H81V133H83V130H81ZM96 131H97V130H96ZM102 131H103V130H102ZM102 131H101V132H102ZM127 131H128V130H127ZM185 131H186V130H185ZM51 132H52V131H51ZM51 132H50V134H51ZM56 132H55V133H56ZM67 132H68V130L66 129V133H67ZM70 132H71V131H70V129H69V132H68V133H70ZM74 132H72V133H74ZM123 132H124V131H123ZM138 132H139V131H138ZM152 132H153V131H152ZM166 132H163V134L166 133ZM192 132H193V131H192ZM7 133H8V132H7ZM15 133H16V131H15ZM18 133H19V132H18ZM20 133H21V132H20ZM26 133H27V132H26ZM59 133H60V132H59ZM68 133H67V134H68ZM72 133H71L70 135H72ZM98 133H99V132H98ZM118 133H119V132H118ZM131 133H132V132H131ZM136 133H137V132H136ZM147 133H148V132H147ZM147 133H146V134H147ZM149 133H150V132H149ZM185 133H187V131H186ZM195 133H196V130H195ZM9 134H10V133H9ZM63 134H65V133H63ZM74 134H75V133H74ZM96 134H97V133H96ZM105 134H106V133H105ZM121 134H122V133H121ZM146 134H145V135H146ZM150 134H151V133H150ZM150 134H148V135H150ZM182 134H184V133L182 132ZM187 134H188V133H187ZM190 134H193V135H194V133H191V132H190ZM197 134H198V132H197ZM6 135H7V134H6ZM17 135H18V134H17ZM32 135H33V134H32ZM65 135H66V134H65ZM65 135H64V136H65ZM68 135H69V134H68ZM70 135H69V136H70ZM83 135H84V134H83ZM85 135L87 136V133H86ZM85 135H84V136H85ZM97 135H98L99 137H101L99 134H97ZM145 135H144V136H145ZM165 135H166V134H165ZM167 135H169V134H167ZM193 135H191V136H193ZM15 136H16V134H15ZM19 136H21V135L19 134ZM56 136H58V135H56ZM62 136H63V135H62ZM64 136H63V137H64ZM69 136H67L69 139L72 138V136H71V137H69ZM79 136H81V135H78L77 137H76V135H74L73 138H74V139H76V138L79 139V138H80ZM130 136H131V134H130ZM150 136H151V135H150ZM152 136H153V134H152ZM161 136H162V135H161ZM195 136H196V134H195ZM7 137H8V136H7ZM28 137H29V136H28ZM67 137H64V138H66V140L63 139V142H64V141H68V143H69V140H67V139H68ZM75 137H76V138H75ZM78 137H79V138H78ZM106 137H107V136H106ZM106 137H105V138H106ZM139 137H140V136H139ZM146 137H147V136H146ZM146 137H145V138H146ZM162 137H163V136H162ZM169 137H171V136H169ZM182 137H183V136H182ZM187 137H188V136H187ZM35 138H37V137H35ZM57 138H58V137H57ZM85 138H86V137H85ZM92 138H93V136H92ZM117 138H118V137H117ZM140 138H142V137H140ZM140 138H139V139H140ZM154 138H155V137H154ZM167 138H168V136H167ZM188 138H189V137H188ZM4 139H6V138H5V135H4V138H3V142H4ZM8 139H9V138H8ZM16 139H17V138H16ZM21 139H22V138H21ZM59 139H60V138H59ZM81 139H82V138H81ZM89 139H90V138H89ZM107 139H109V138H107ZM111 139H112V138H111ZM118 139H119V138H118ZM123 139H124V137H123ZM123 139H122V140H123ZM146 139H147V138H146ZM150 139H151V138H150ZM169 139H170V138H169ZM175 139H176V138H175ZM180 139H181V138H180ZM180 139H179V140H180ZM193 139H194V141H197V140H195V137H193ZM202 139H203V138H202ZM11 140H12V139H10V141H11ZM18 140H19V139H18ZM30 140H31V139H30ZM61 140H62V139H61ZM83 140H84V139H83ZM99 140L101 141L102 139H99ZM99 140H97V141H99ZM103 140H104V139H103ZM103 140H102V141H103ZM105 140H106V139H105ZM105 140H104V141H105ZM125 140H126V139H125ZM125 140H124V143H125L126 141H128V140H126V141H125ZM148 140H149V139H148ZM164 140H165V139H164ZM184 140H185V141L181 140V141H183L184 144H185V143H188V141H187L185 138H184ZM190 140L193 141L192 138H190ZM199 140H200V138H199ZM79 141H81V140H79ZM107 141H108V140H107ZM130 141H131V140H130ZM130 141H129V142H130ZM152 141H153V140H152ZM170 141H171V140H170ZM181 141H180V142H181ZM186 141H187V142H186ZM6 142H7V141H6ZM17 142H18V141H17ZM20 142L22 143V140H21ZM20 142H19V144H20ZM61 142H62V141H60V145H61ZM70 142H71V141H70ZM74 142H75V145H76L77 142H76V141H74ZM74 142H73V143H74ZM85 142H86V141H85ZM85 142H83L84 145L87 143V142H86V143H85ZM117 142H118V141H117ZM132 142H133V141H132ZM138 142H139V141H138ZM150 142H151V141H150ZM175 142H176V141H175ZM178 142H179V141H178ZM189 142H190V141H189ZM58 143H59V141H58ZM79 143H80V142H79ZM89 143H90V141H89ZM92 143H93V142H92ZM105 143H106V142H105ZM124 143H123L122 145H124ZM147 143H148V142H147ZM173 143H174V142H173ZM192 143H193V142H192ZM197 143H198V142H197ZM19 144H18V145H19ZM36 144H37V142H36ZM53 144H54V143H53ZM65 144H66V143H65ZM65 144H63V146H64ZM98 144H99V142H98ZM100 144L102 145L101 142H100ZM106 144H107V143H106ZM117 144L119 145V143H117ZM125 144H126V143H125ZM130 144H132V143H130ZM150 144H152V143H150ZM163 144H164V143H163ZM167 144H168V143H167ZM174 144H175V143H174ZM174 144H172V141H171V144H170V145H174ZM180 144H182V142H181V143H178V146H179ZM189 144L191 145V143H188V145H189ZM194 144H195V143H194ZM1 145H2V144H1ZM1 145H0V146H1ZM5 145H6V144H5ZM5 145H4V146H5ZM20 145H21V144H20ZM23 145H24V144H23ZM42 145H43V144H42ZM45 145H46V143H45ZM58 145H59V144H58ZM71 145H72V142H71ZM79 145H80V144H79ZM84 145H83V146H84ZM88 145H89V144H88ZM104 145H105V144H104ZM111 145H112V143H111ZM133 145H134V143H133ZM145 145H146V144H145ZM147 145H149V144H147ZM156 145H157V144H156ZM168 145H169V144H168ZM168 145H165V148H166V146H167L166 149H167L168 151H170V150L168 149V147H169L170 145H169V146H168ZM175 145H177V142H176ZM175 145L173 146V149H175V148H174ZM182 145H183V144H182ZM182 145H180V146H182ZM185 145H186V144H185ZM185 145H183L182 147H185ZM188 145H187V147H188ZM199 145H200V143H199ZM46 146H48V145H46ZM53 146H54V145H53ZM67 146H68V145H66V146L64 147V152H63V154H62V155L64 156V158H65V155H66V154H64V153H65V150H66V147H67ZM89 146H90V145H89ZM102 146H103V145H102ZM115 146H116V144H115ZM115 146H114V147H115ZM124 146L126 147V145H124ZM124 146H123V147H124ZM127 146H128V145H127ZM142 146H143V145H142ZM142 146H141V147H142ZM150 146H151V145H150ZM192 146H194V145L192 144ZM10 147H11V146H10ZM22 147H23V146H22ZM31 147H32V146H31ZM48 147H49V146H48ZM95 147H96V146H95ZM100 147H101V146H100ZM100 147L98 146V147H97V150H98ZM105 147H106V146H105ZM105 147H104V148H105ZM117 147H118V146H117ZM119 147H120V146H119ZM123 147H120V148H122L121 151L124 149V151H122V152H125V148H123ZM130 147H131V145H130ZM136 147H140V146H139V145L137 146V145L135 144V149H137ZM152 147H153V146H152ZM152 147H151V148H152ZM195 147H196V146H195ZM197 147H198V146H197ZM69 148H70V146L67 148V150H68ZM85 148H87V147H85ZM89 148H90V147H89ZM102 148H103V147H102ZM107 148L110 149V148H109V145L107 146ZM111 148H113V147H111ZM127 148H128V147H127ZM127 148H126V149H127ZM133 148H134V147L132 146V149H133ZM145 148H146V147H145ZM148 148H149V147H148ZM170 148H171V147H170ZM179 148H180V147H179ZM18 149L21 150V148H18ZM23 149H24V148H23ZM31 149H32V148H31ZM35 149H36V148H35ZM41 149H43V148H41ZM44 149H45V148H44ZM57 149H59V148H57ZM57 149H56V150H57ZM62 149H63V147H62ZM83 149H84V148H83ZM116 149H117V148H116ZM116 149L112 150V152H111V151H108L107 149H106V150H107L108 152H107L106 150H104V151H106V152L108 153V157H107V159L105 158V159L107 160V162H106V166H105V163H104V165H103V163H102V165H103V167L105 166L107 169L105 168L106 170H104V169H102L103 167H102V168H100L101 166L99 167L100 169L104 170V172H103V173H104V176H105L104 178H103V177H100V176H99L100 178H96V177L94 176L95 178H94L93 180L90 181V178H91V176H90V175H91V172L88 171V172H90V175H89L90 178H89V180H88V181H89L88 184H87V182H86V183H85V184H86L85 186H83V185L81 186V185H80V184H81V183H80L81 181H79V184H78L77 180H78V179L80 180V178H81V177H78V179H75L76 182H77L76 187L74 186L75 189H73V190L71 189V190H72L71 193H70V194L68 193V194H69V197H67L68 199H66V197H65V195H66L67 192H64V191H63L64 194H65V195H63V196L65 197L66 200H69V202H71L72 199H78V197H80V196H81V197L84 196V198H85V199H83L82 203H80V204L78 205L79 208H77V210L72 211V210H71L72 208L70 209L71 211L69 210L70 212L68 213V216H71V217H72V216H73V217H74V216H77V217H83L84 215H85V216H87V215H94V214H96L97 212H98V214H100L101 212H99V211H101V210L104 209V208H102V207H104V205H105V204H103V203H102L103 206L101 205V208H102V209H96V208H98V206L96 207V205H95L96 208L93 207L94 209H92V207H90L89 204H87L88 201H86V203H85V200H87V199L90 197V196H89L90 194L96 195V196H97V199L99 198V196L104 195V193L106 194V191H108V190H110L111 188H113V187H112L113 185L111 184L112 181H113L114 179H117V180H120V179H121V178H120V173L122 172V169H123V172H122V173H126V172H125V171H126V168H125V171H124V168H123V167L129 164V163H127V162H128L127 160H129V159L126 160V154H127V153L125 154L124 159H122V161L120 162L121 165L117 166V164H115V165L117 166V167H116V170H115V169L113 170V168H112V170H111V167H114L113 160H116V161H117V159H116L117 157H116L115 159H112V158H111V157H112L111 154H112L113 151H115ZM129 149H130V148H129ZM132 149H131V151H132ZM173 149L170 151V155H171V154H172V155H173V154H174V155H175V154H178L177 152H176V153H173V152H174ZM176 149H178V148H176ZM181 149H182V148H181ZM187 149H188V148H187ZM38 150H39V148H38ZM47 150H48V149H47ZM73 150L75 151V148H73ZM73 150H71V151H73ZM84 150H85V149H84ZM147 150H148V149H147ZM156 150H157V149H156ZM191 150H192V148H191ZM191 150H189L188 152H190ZM193 150H194V149H193ZM6 151H7V150H6ZM61 151H62V150H61ZM61 151H59V152H61ZM80 151H82V150H80ZM99 151H102V152H103L102 149H101V150L99 149ZM99 151H97V153H98ZM137 151H139V150L137 149ZM148 151H149V150H148ZM168 151H167V152H168ZM172 151H173V152H172ZM176 151H177V150H176ZM182 151H183V150H182ZM186 151H187V150L185 149L184 152H186ZM200 151H201V150H200ZM94 152H96V151H93V152H92V153H93V154H91L92 157H93L94 154H96V153H94ZM106 152H105V153H106ZM122 152H121V153H122ZM134 152L136 153V150H135V151H132L131 154L134 153ZM142 152H143V151H142ZM152 152H153V151H152ZM154 152H155V151H154ZM171 152H172V153H171ZM193 152H194V151H193ZM3 153H4V151H3ZM20 153H21V152H20ZM48 153H49V152H48ZM51 153H52V152H51ZM55 153H56V151H55ZM67 153H68V152H67ZM69 153H70V152H69ZM69 153H68V154H69ZM72 153H75V152H71V155H72ZM76 153H77V152H76ZM82 153H83V151H82ZM114 153H115V152H114ZM137 153H139V152H137ZM179 153H181L180 149H179ZM186 153H187V152H186ZM194 153L196 154V152H194ZM0 154H1V150H0ZM6 154H7V153H6ZM8 154H9V153H8ZM33 154H34V153H33ZM52 154H53V153H52ZM52 154H51V155H52ZM59 154H61V153H59ZM103 154H104V153H103ZM129 154H130V152H129ZM129 154H128V155H129ZM131 154H130V155H131ZM182 154H185V153L178 154L177 156H180V155H181V156H183V158H184V156H185V158H186L187 155H189V154H191V153H188V154H185V155H182ZM192 154H193V153H192ZM204 154H205V153H204ZM20 155H21V154H20ZM71 155H70V157H71ZM76 155H77V154H76ZM78 155L81 156V154H78ZM82 155H83V154H82ZM85 155H86V154H85ZM105 155H106V154H104V156H105ZM113 155H114V154H113ZM118 155H119V154H118ZM132 155H133V154H132ZM132 155H131V156H132ZM136 155H137V154H136ZM141 155H142V154H141ZM145 155H146V154H145ZM157 155H158V154H157ZM168 155H169V154L167 153V156H168ZM170 155H169V156H170ZM172 155H171V156H172ZM12 156H13V155H12ZM37 156H38V155H37ZM42 156H43V155H42ZM52 156H53V155H52ZM56 156H57V155H56ZM63 156H62V158H63ZM73 156L75 157V155H73ZM86 156H87V155H86ZM88 156H89V155H88ZM97 156H98V155H97ZM99 156H101V155L99 154ZM102 156H103V155H102ZM115 156H117V155H115ZM120 156H121V155H120ZM122 156H123V154H122ZM122 156H121V157H122ZM137 156H138V155H137ZM169 156H168V157H169ZM175 156H176V155H175ZM177 156H176L175 158H177ZM5 157H6V156H5ZM10 157H11V156H10ZM57 157H58V156H57ZM74 157H73V160H75ZM78 157H79V156H77L76 158L78 159ZM81 157H82V156H81ZM84 157H85V156H84ZM92 157H91V159H92ZM95 157H96V156H95ZM138 157H139V156H138ZM152 157H153V156H152ZM188 157H190V155H189ZM20 158H21V157H20ZM24 158H25V156H24ZM30 158H31V157H30ZM32 158H33V157H32ZM55 158H56V157H55ZM60 158H61V155H60ZM71 158H72V157H71ZM79 158H80V157H79ZM87 158H88V157H87ZM97 158H98V157H97ZM97 158H96V159H97ZM122 158H123V157H122ZM127 158H128V156H127ZM129 158H130V156H129ZM153 158H154V157H153ZM156 158H157V157H156ZM172 158H173V156H172ZM178 158H179V157H178ZM185 158H184V159H185ZM49 159H52V158L49 157ZM57 159H58V158H57ZM57 159H56V160H57ZM68 159H70V158H68ZM77 159H76V160H77ZM84 159H85V158H84ZM98 159H100V157H99ZM103 159H104V157H103ZM133 159H134V158H133ZM135 159H137V158H135ZM164 159H165V158H164ZM184 159H183V160H184ZM186 159H187V158H186ZM36 160H37V159H36ZM53 160L55 161V159H53ZM61 160H63V159H61ZM73 160L71 161V159H70V163H72V164L75 163V162H73ZM87 160H88V159H87ZM100 160H101V159H100ZM179 160H180V159H179ZM181 160H182V159H181ZM196 160H197V159H196ZM202 160H203V159H202ZM8 161H9V160H8ZM8 161H7V162H8ZM14 161H15V160H14ZM22 161H23V160H22ZM49 161H50V160H49ZM49 161H47V162H49ZM63 161H65V160H63ZM79 161H80V160H79ZM79 161H76V162H79ZM94 161H95V160H93L92 162H94ZM103 161H104V160H103ZM126 161H127V162H126ZM131 161H132V158H131ZM147 161H148V160H147ZM152 161H153V160H152ZM170 161H171V160H170ZM170 161H168V164H169ZM187 161H188V160H187ZM197 161H198V160H197ZM0 162H1V161H0ZM3 162H4V160H3ZM66 162H67V161H66ZM96 162H97V161H95V163H96ZM101 162H102V161H101ZM125 162H126V163H125ZM129 162H130V161H129ZM156 162L158 163V161H156ZM165 162L167 163V160H166ZM175 162H176V161H175ZM178 162H179V161H178ZM181 162H183V161H181ZM181 162H179V163H181ZM9 163H11V162L9 161ZM41 163H43V162H41ZM52 163H53V162H52ZM52 163H51V164H52ZM60 163H61V162H60ZM63 163H64V162H63ZM63 163H62V164H63ZM98 163H99V161H98ZM98 163H97V164H98ZM112 163H113V164H112ZM136 163H137V162H136ZM149 163H150V165H151V164L153 165L152 162H149ZM162 163H163V162H162ZM166 163H165V164H166ZM183 163H184V162H183ZM183 163H181V164H183ZM185 163H186V162H185ZM189 163H190V162H189ZM191 163H192V162H191ZM20 164H21V163H20ZM27 164H28V163H27ZM38 164H39V163H38ZM48 164H50V162H49ZM51 164H50V166H51ZM53 164H54V163H53ZM56 164H57V163H56ZM64 164H65V167H66V163H64ZM72 164H71V165H72ZM93 164H94V163H93ZM118 164H119V163H118ZM125 164H126V165H125ZM134 164H135V163H134ZM143 164H145V163H143ZM168 164H166V165L168 166ZM170 164H171V165H170ZM170 164H169V165H170V167H171V166H172V163L170 162ZM196 164H197V163H196ZM199 164H201V163H199ZM5 165H6V164H5ZM31 165H33V164H30V166H31ZM35 165H36V163H35ZM68 165H69V164H67V167L70 166V165H69V166H68ZM75 165H76V164H75ZM100 165H101V164H100ZM123 165H124V166H123ZM173 165H174V164H173ZM176 165H177V162H176ZM184 165H185V164H184ZM19 166H20V165H19ZM63 166H64V165H63ZM63 166H62L61 168H64ZM78 166H79V165H78ZM133 166H134V165H133ZM135 166H136V165H135ZM164 166H165V165H164ZM164 166H163V168H164ZM178 166H179V164H178ZM180 166H181V165H180ZM188 166H189V165H188ZM195 166H196V165H195ZM34 167H35V166H34ZM38 167H39V166H38ZM54 167H55V166H54ZM93 167H95V165H94ZM139 167H140V166H139ZM149 167H150V166H149ZM153 167H154V166H153ZM165 167H166V166H165ZM170 167H169V169H170ZM174 167H175V166H174ZM174 167L172 166L173 169H174ZM199 167H201V166H199ZM199 167H198V168H199ZM28 168H29V166H28ZM30 168H31V167H30ZM50 168L52 169V167H50ZM89 168H90V166H89ZM114 168H115V167H114ZM128 168H129V167H128ZM128 168H127V169H128ZM147 168H148V167H147ZM147 168H146V169H147ZM150 168H151V167H150ZM150 168H149V170H150ZM157 168H158V167H157ZM163 168H162V170H163ZM178 168H179V167H178ZM180 168H181V167H180ZM184 168L186 169L187 166L184 167ZM193 168H195V167H193ZM5 169H6V168H5ZM8 169H10V168L8 167ZM20 169H21V167H20ZM33 169H35V168H33ZM33 169H31V170H33ZM39 169H40V168H39ZM51 169H50V170H51ZM56 169H57V168H56ZM56 169H55V170H56ZM71 169H73V168H70V170H71ZM76 169H77V168H76ZM76 169H74V170H76ZM78 169H79V168H78ZM85 169H86V171H87V168H86V167H85ZM130 169H133V168H130ZM136 169H138V167H137ZM143 169H144V168H143ZM143 169H142V170H143ZM152 169H153V168H152ZM182 169H183V166H182ZM182 169H181L182 172L180 171L181 173H183V170H182ZM185 169H184V173L186 172ZM23 170L25 171V169H21V171H23ZM66 170H67V169H65V171H66ZM83 170H84V169H83ZM94 170H96V169H94ZM94 170H93V171H94ZM109 170H111V171H109ZM142 170H140V171H142ZM165 170H167V169L165 168V169L163 170L164 173H165ZM188 170H189V168H188ZM188 170H187V171H188ZM198 170H199V169H198ZM2 171H3V170H2ZM8 171H9V170H8ZM37 171H38V170H36V173H37ZM45 171H46V170H45ZM59 171H60V170H59ZM76 171H77V170H76ZM99 171H100V170H99ZM99 171H98V172H99ZM143 171H144V170H143ZM147 171H148V170H146V173H147ZM171 171H172V170L170 169V172H171ZM175 171H176V169H175ZM25 172H26V171H25ZM27 172H28V171H27ZM33 172H34V171H33ZM33 172H32V173H33ZM56 172H57V171H56ZM63 172H64V171H63ZM71 172H72V171H71ZM80 172H81V171H80ZM83 172H84V171H83ZM168 172H169V171H168ZM203 172H204V171H203ZM17 173H19V172H17ZM30 173H31V172H30ZM50 173H51V172H50ZM68 173H69V172H68ZM122 173H121V174H122ZM146 173H145V174H146ZM149 173L152 174V172H149ZM149 173H148V175H151V174H149ZM161 173H162V171H161ZM166 173H167V171H166ZM166 173H165V174H166ZM177 173H178V171H177ZM181 173H179V175H180ZM184 173H183V174H184ZM199 173H200V172H199ZM2 174H3V173H2ZM34 174H35V173H34ZM58 174H59V173H58ZM62 174H63V173H62V171H61V175H62ZM64 174L66 175V173H64ZM64 174H63V175H64ZM79 174H80V173H79ZM81 174H82V173H81ZM81 174H80V175H81ZM130 174H131V173H130ZM136 174H137V173H136ZM156 174H157V173H156ZM168 174H170V173H168ZM174 174H175V173H174ZM188 174H189V171H188ZM192 174H193V173H190V175H191L190 178L192 177ZM5 175H6V174H5ZM17 175H18V174H17ZM25 175H26V174H25ZM31 175H32V174H31ZM42 175H43V174H41V176H42ZM50 175H51V174H50ZM50 175H49V176H50ZM61 175H60V176H61ZM80 175L77 174V176H80ZM100 175H101V174H100ZM102 175H103V174H102ZM102 175H101V176H102ZM128 175H129V174H128ZM128 175H127V176H128ZM152 175H153V174H152ZM160 175H161V174H160ZM163 175H164V174L162 173L161 176H163ZM166 175H167V174H166ZM166 175H165V176H166ZM171 175H172V174H171ZM171 175H170V176H171ZM175 175H176V174H175ZM175 175H173V176H175ZM177 175H178V174H177ZM181 175H182V174H181ZM194 175H195V174H194ZM194 175H193V176H194ZM199 175H200V174H199ZM205 175H206V173H205ZM2 176H3V175H2ZM9 176H11V175H9ZM15 176H16V175H15ZM20 176H22V175H20ZM37 176H38V175H37ZM44 176H45V175H44ZM52 176H54V175H52ZM67 176H69V175L67 174ZM83 176L85 177L84 173H83ZM86 176H87V175H86ZM124 176H125V175H124ZM124 176H121V177H124ZM136 176H137V175H136ZM138 176H139V175H138ZM157 176H158V175H157ZM167 176H168V175H167ZM185 176H186V173H185ZM185 176H184V177H185ZM200 176H201V175H200ZM0 177H1V175H0ZM24 177H25V176H24ZM33 177H34V175H33ZM50 177H51V176H50ZM64 177H65V176H64ZM129 177H131V176H129ZM143 177H144V176H143ZM158 177H159V176H158ZM179 177L181 178V176H178L177 178H179ZM182 177H183V176H182ZM196 177H197V175H196ZM2 178L4 179V177H1V179H2ZM6 178H7V177H6ZM16 178H17V180L21 179V177H20L19 179H18V177H16ZM16 178H15V179H16ZM55 178H56V177H55ZM61 178H62V176H61ZM101 178H103V180H102ZM118 178H120V179H118ZM126 178H127V177H126ZM145 178H148V177L146 176ZM153 178H154V177H153ZM153 178H151V179H153ZM160 178H162V177H160ZM165 178H166V177H165ZM165 178L163 177L162 180H163V179L165 180ZM171 178H173V177H171ZM174 178H175V179H173V182H174V180H175L176 182L179 181L176 177H174ZM192 178H193V177H192ZM192 178H191V179H192ZM1 179H0V195H1L2 191H3V189H4L3 186L6 185V184H4V185L2 184ZM56 179H57V178H56ZM62 179H63V178H62ZM72 179H73V178H72ZM87 179H88V178H87ZM87 179H86V180H87ZM148 179H149V178H148ZM176 179H177V180H176ZM191 179H190V180H191ZM193 179H194V178H193ZM204 179H205V178H204ZM204 179H203V180H204ZM9 180H10V179H9ZM22 180H23V179H22ZM39 180H40V179H39ZM42 180H43V178L41 179V181H42ZM66 180H67V179H66ZM69 180H70V178H69ZM131 180H132V179H131ZM136 180H137V179H136ZM159 180H160V181H159L160 184L163 183V181H164V180L162 181L161 179H159ZM166 180L168 181L169 179H166ZM171 180H172V179H171ZM181 180H182V179H181ZM184 180H186V179H184ZM190 180H189V181H190ZM201 180H202V179H201ZM5 181H6V180H5ZM12 181H13V180H12ZM15 181H16V180H15ZM32 181H33V180H32ZM71 181H72V180H71ZM121 181H122V179H121ZM127 181H128V180H127ZM127 181H126V184H127ZM140 181H141V180H140ZM146 181H147V180H146ZM152 181H153V180H152ZM161 181H162V182H161ZM182 181H183V180H182ZM186 181H187V180H186ZM189 181H188V183H189ZM193 181H194V180H193ZM199 181H200V180H199ZM199 181H198V182H199ZM17 182H18V181H17ZM24 182H25V181H24ZM30 182H31V181H30ZM44 182H45V181H44ZM74 182H75V181H74ZM76 182H75V183H76ZM124 182H125V180H124ZM124 182H123V183H124ZM200 182H201V181H200ZM3 183H6V182L3 181ZM15 183H16V182H15ZM22 183H23V182H22ZM69 183H70V182H69ZM82 183H83V182H82ZM97 183L101 184V186H100V191H97V190L95 191V190H93V185H94V184H96L97 187L99 186V184L97 185ZM115 183H116V182H115ZM115 183H114V184H115ZM147 183H149V182L147 181ZM147 183H146V185H148ZM153 183H154V182H153ZM153 183H152V186H153ZM178 183H179V185L181 184L180 181H179ZM178 183H175V184H178ZM184 183H185V181H184ZM203 183H204V182H203ZM11 184H12V183H11ZM13 184H14V183H13ZM42 184H43V183H42ZM50 184H51V183H50ZM62 184H63V183H62ZM62 184H61V185H62ZM117 184H118V182H117ZM128 184H129V183H128ZM131 184H132V182H131ZM139 184H141V183H139ZM157 184H158V182H157ZM169 184H171V182H170ZM198 184H199V183H198ZM7 185H8V183H7ZM22 185H23V184H22ZM73 185H74V184H73ZM119 185H120V183H119ZM121 185H122V186H121V190H122L123 188H126L127 186H128L127 188H129V185H127L126 187H125V184H124V185L121 184ZM132 185H133V184H132ZM132 185H131V186H132ZM136 185L138 186L137 183H136ZM150 185H151V184H150ZM162 185H163V184H162ZM164 185H165V183H164ZM166 185H167V182H166ZM173 185H174V184H173ZM184 185H185V184H184ZM196 185H197V183H196ZM9 186H10V185H9ZM15 186H16V185H15ZM19 186H20V185H19ZM45 186H46V185H45ZM66 186H67V185H66ZM116 186H117V185H116ZM123 186H124V187H123ZM154 186H155V185H154ZM154 186H153V187H154ZM169 186H171V185H169ZM175 186H176V185H175ZM185 186H186V185H185ZM185 186H184V187H185ZM197 186H198V185H197ZM200 186H201V184H200ZM202 186H203V185H202ZM17 187H18V186H17ZM72 187H73V186H72ZM122 187H123V188H122ZM135 187H136V186H135ZM135 187H133L134 191H135L136 188H137V187H136V188H135ZM172 187H173V186H172ZM181 187H183V186L181 185ZM189 187H191V186L189 185V186L186 187V188L189 189ZM15 188H16V187H15ZM27 188H28V187H27ZM31 188H32V187H31ZM143 188H144V187H143ZM143 188H142V189H143ZM164 188H165V187H164ZM174 188H175V187H174ZM174 188H173V189H170V188H169L170 192H172V190L174 191V190H175ZM179 188H180V187H179ZM186 188H185V190H188V189H186ZM192 188H193V185H192L191 189H192ZM21 189H23V188H21ZM28 189H29V188H28ZM61 189H62V188H61ZM63 189H64V188H63ZM94 189H96V187H95ZM98 189H99V188H98ZM117 189H118V188H117ZM130 189H131V188H130ZM133 189H132V190H133ZM152 189H153V188H152ZM159 189H160L161 191H163V188H162V187L160 188V185H159ZM165 189H166V188H165ZM191 189H190V190H191ZM196 189H197V188H196ZM204 189H205V188H204ZM12 190H14V189H12ZM15 190H16V189H15ZM64 190H65V189H64ZM113 190L117 191L115 188H114ZM125 190H127V189H125ZM153 190H154V189H153ZM155 190H156V189H155ZM160 190H159V191H160ZM178 190H179V189H178ZM178 190L176 189V191H178ZM180 190H181V189H180ZM180 190H179V193H178V192H175V191L173 192V193H175V194H173V195H174L173 198L176 196V193H177V196H176V197H178V194H181V195H179V196H182V193L185 192V191H184V190H181L182 193H180ZM197 190H198V189H197ZM16 191H17V190H16ZM18 191H19V190H18ZM37 191H38V189H37ZM67 191H68V190H67ZM129 191H130V190H129ZM129 191H127V192H128L127 194H129ZM134 191H133V192H134ZM161 191H160V192H161ZM166 191H167V189H166ZM3 192H4V191H3ZM5 192H6V191H5ZM33 192H34V191H33ZM35 192H36V191H35ZM112 192H113V191H112ZM117 192H118V194H119V191H117ZM120 192H121V191H120ZM123 192H124V191H123ZM186 192H188V191H186ZM186 192H185V195L187 194ZM194 192H195V191H194ZM202 192H203V191H202ZM12 193H13V195H14V193H16V192L12 191ZM40 193H41V192H40ZM48 193H49V192H48ZM52 193H53V192H52ZM55 193H56V192H55ZM57 193H58V192H57ZM108 193L111 194V190H110V192H108ZM108 193H107V194H108ZM124 193H125V192H124ZM134 193H136V192H134ZM154 193H155V192H154ZM188 193H190V192H188ZM195 193H196V192H195ZM26 194H27V193H26ZM60 194H61V193H60ZM110 194H109V195H110ZM113 194L115 195L114 192H113ZM113 194H111V197H113ZM127 194H126V195H127ZM149 194H150V193H149ZM157 194H158V193H157ZM157 194H155V195H157ZM164 194H165V192H164ZM167 194L170 195L168 191H167ZM193 194H194V193H193ZM209 194H210V193H209ZM6 195H7V194H6ZM9 195H10V192H9ZM33 195H34V194H33ZM51 195H52V194H51ZM87 195H88L89 197H88ZM116 195H117V194H116ZM126 195L124 194V196H126ZM197 195H198V194H197ZM202 195H203V194H202ZM25 196H26V195H25ZM29 196H30V193H29ZM106 196H107V195H105V197H103V199L106 198V199H104L105 201H107V198H110L109 196H108V197H106ZM117 196H118V195H117ZM121 196H123V194H122ZM131 196H132V195H131ZM134 196H135V195H134ZM140 196H141V195H140ZM146 196H147V195H146ZM150 196H151V195H150ZM160 196H161V194H160ZM164 196H165V195H164ZM170 196L172 197V195H170ZM183 196H184V194H183ZM208 196H209V195H208ZM216 196H217V195H216ZM6 197H7V196H6ZM16 197H17V195H16ZM16 197H15V198H16ZM31 197H32V196H31ZM87 197H88V198H87ZM148 197H149V196H148ZM165 197H167V195H166ZM171 197H170V198H171ZM176 197H175V198H176ZM193 197H194V196H193ZM195 197H196V196H195ZM2 198H3V196H2ZM12 198H13V196H12ZM15 198H14V199H15ZM21 198H22V197H21ZM49 198H50V197H49ZM58 198H59V196H58ZM86 198H87V199H86ZM100 198H101V197H100ZM114 198H115V197H114ZM124 198H125V197H124ZM132 198H133V197H132ZM132 198L130 197L129 199H132ZM162 198H163V197L161 196L160 201H161ZM170 198H168V199L170 200ZM173 198H172V199H173ZM175 198H174V199H175ZM184 198H186V199H181V200H184V202H185V200H187L188 198L185 197V196H184ZM208 198H209V197H208ZM210 198H211V197H210ZM212 198H213V197H212ZM4 199H5V198H4ZM8 199L11 200V197L8 198ZM17 199H18V198H17ZM19 199H20V198H19ZM26 199H27V198H25V200H26ZM30 199H31V198H30ZM65 199H64V200H65ZM117 199H118V198H116V202H117V203H116L115 201H111L110 204H112V202H113V203L115 202V203L118 205V203H119V199H118V201H117ZM122 199H123V198H122ZM145 199H146V198H145ZM152 199H153V198H152ZM157 199H158V198H157ZM164 199H166V198H164ZM164 199H162V200H164ZM174 199H173V200H174ZM25 200H23V201L25 202L24 205L26 204V201H25ZM88 200H89V199H88ZM93 200H95V199H93ZM112 200H113V199H112ZM125 200H128V196H127L126 199H124V203H126ZM133 200H134V199H133ZM133 200H129V201L132 202ZM148 200H149V199H148ZM158 200H159V199H158ZM173 200H172V201H173ZM181 200H179V199L177 198L176 201H175V203L178 202V201H181ZM203 200H204V199H203ZM207 200H208V199H207ZM7 201H8V200H7ZM7 201H6V202H7ZM12 201H13V200H12ZM37 201H38V200H36L35 202L37 203ZM60 201H61V200H60ZM72 201L74 202V200H72ZM80 201H81V199H80ZM99 201H100V200H99ZM109 201H110V200H109ZM122 201H123V200H122ZM160 201H159V202H160ZM165 201H167V200H165ZM172 201H171V202H172ZM6 202L4 201L3 204H4V203L6 204ZM13 202H14V201H13ZM15 202H16V201H15ZM46 202H47V201H46ZM62 202H63V201H62ZM73 202H72V203H73ZM76 202H77V201H76ZM92 202H93V201H92ZM96 202H97V200H96ZM120 202H121V200H120ZM153 202H154V201H153ZM156 202H157V201H156ZM181 202H182V201H181ZM187 202H188V200H187ZM1 203H2V202H0V205H1ZM8 203L13 204L11 201L8 202ZM8 203H7V204H8ZM16 203H17V202H16ZM16 203H14V204H16ZM28 203H29V202H28ZM78 203H79V201H78ZM78 203H77V204H78ZM97 203H98V202H97ZM100 203H101V201H100ZM105 203H106V202H105ZM107 203H108V202H107ZM122 203H123V202H122ZM132 203H133V202H132ZM168 203H169V201H168ZM168 203H167V204H168ZM188 203H190V202H188ZM191 203H194V202L192 201ZM196 203H197V202H196ZM206 203H207V202H206ZM33 204H34V203H33ZM42 204H43V203H42ZM66 204H67V203H66ZM66 204H65V205H66ZM110 204H109V207H113V210H114V204L111 205V206H110ZM137 204H138V201H137ZM140 204H141V202H140ZM157 204H158V202H157ZM160 204H161V203H160ZM162 204H163V203H162ZM185 204H186V203H184V205H185ZM26 205H27V204H26ZM51 205H52V204H51ZM97 205H98V204H97ZM106 205H107V204H106ZM120 205H122V204H120ZM125 205H126V204H125ZM148 205H149V203H148ZM158 205H159V204H158ZM164 205H165V204H164ZM168 205H169V204H168ZM168 205H167V209L169 208L168 210H170V208H171L173 205L170 204L171 207L168 206ZM176 205H177L176 208H178V205H180V204L178 203V204H176ZM176 205H174V206H176ZM182 205H183V204H181V207H182ZM199 205H200V204H199ZM207 205H209V204H207ZM8 206H9V204H8ZM8 206H7V207H8ZM28 206H29V205H28ZM28 206H27L26 208H28ZM66 206H67V205H66ZM74 206H75V205H74ZM91 206H92V205H91ZM130 206H131V205L129 204V207H130ZM156 206H157V205H156ZM189 206H191V205H189ZM5 207H6V206L2 207V205H1V208L4 209ZM34 207H35V206H33V208H34ZM55 207H56V205H55ZM57 207H58V206H57ZM115 207H116V206H115ZM119 207H120V206H119ZM122 207H123V206H122ZM125 207H126V206H125ZM132 207H134V206H132ZM149 207H150V206H149ZM154 207H155V204H154ZM158 207H159V206H158ZM161 207H162V206H160L159 209H161ZM1 208H0V211H1V213H3L2 210H1ZM65 208H66V207H65ZM107 208H108V207H107ZM116 208H117V207H116ZM137 208H138V207H137ZM174 208H175V207H174ZM185 208H186V207H185ZM187 208H188V204H187ZM190 208H191V207H190ZM190 208H189V209H190ZM5 209H6V208H5ZM8 209H9V208H8ZM20 209H21V208H20ZM23 209H24V208H23ZM50 209H51V208H50ZM52 209H53V208H52ZM109 209H110V208H109ZM126 209H127V207H126ZM138 209H139V208H138ZM156 209H157V208H156ZM167 209H166V210H167ZM183 209H184V208H183ZM195 209H197V208H195ZM206 209H207V208H206ZM10 210H11V207H10ZM16 210H17V209H16ZM25 210H26V209H24V211L21 210V211H22V212L20 211L21 214H22L23 212H24V213H27V212L29 211V210H28V211H25ZM38 210H39V209H38ZM113 210L111 211L110 214L107 212L109 215H111L110 217H112V219H113V213H114ZM117 210H118V208H117ZM141 210H142V209H141ZM146 210H147V209H146ZM146 210H145V211H146ZM153 210H154V209H153ZM164 210H165V207H164ZM164 210H163V211H164ZM175 210H177V209H175ZM179 210H180V209H179ZM179 210H178V211H179ZM33 211H35V210H33ZM49 211H50V210H49ZM52 211H53V210H52ZM65 211H67V209H65ZM103 211H104V210H103ZM115 211H116V210H115ZM118 211H121V207H120V210H118ZM124 211H125V210H124ZM158 211H159V210H158ZM160 211H161V210H160ZM163 211H162V212H163ZM173 211H174V209H173ZM186 211H187V210H186ZM186 211H185V212H186ZM188 211H189V210H188ZM5 212H6V211H5ZM9 212H10V211H8V213H9ZM15 212H16V211H15ZM39 212H40V211H39ZM43 212H44V211H43ZM122 212H123V211H122ZM139 212H140V210L138 211V213H139ZM165 212H166V211H165ZM175 212H177V211H175ZM180 212H181V210L179 211V214H180ZM183 212H184V211H183ZM198 212H199V211H198ZM198 212H197V213H198ZM205 212L207 213V211H205ZM1 213H0V214H1ZM8 213H7V214H8ZM11 213H12V210H11ZM16 213H17V212H16ZM18 213H19V210H18ZM34 213H35V212H34ZM50 213H51V212H50ZM50 213H49V214H50ZM54 213H55V212H54ZM59 213H60V212H59ZM125 213H127V212H125ZM130 213H131V211H130ZM171 213H172V212H171ZM171 213L169 212V216H170V217H172L174 214H175L174 216H177L176 213H174V214L172 213L173 215H170ZM202 213H203V212H202ZM202 213H201V214H202ZM9 214H10V213H9ZM43 214H44V213H43ZM45 214H46V211H45ZM62 214L64 215L65 213H62ZM102 214H104V213H101V218H102V216H103ZM105 214H106V213H105ZM116 214H117V213H116ZM120 214H121V213H120ZM122 214L124 215V213H122ZM181 214H182V212H181ZM181 214H180V215H181ZM186 214H187V213H186ZM186 214L183 213V215H185V216L188 217L189 215H188V214L186 215ZM191 214H192V213H191ZM10 215H11V214H10ZM22 215H24V214H22ZM22 215H21V216H22ZM29 215H30V214H29ZM29 215H28V216H29ZM31 215H32V214H31ZM33 215H34V214H33ZM37 215H38V214H37ZM40 215H41V214H40ZM40 215H39V217L41 218ZM50 215H51V214H50ZM52 215H53V214H52ZM55 215L57 216L56 213H55ZM127 215H129V212L127 213ZM144 215H145V214H144ZM146 215H147V214H146ZM153 215H155V214H153ZM193 215H194V214H193ZM199 215H200V214H199ZM202 215H203V214H202ZM17 216H18V218H20V216H19L18 214H17ZM28 216H27V217H28ZM35 216H36V215H35ZM61 216H62V215H61ZM68 216H67V217H68ZM85 216L83 217V219H84V218H87V217H85ZM98 216H99V215H98ZM106 216H107V215H106ZM147 216H148V215H147ZM149 216H150V215H149ZM167 216H168V215H166V213H165V217H164V218H167ZM174 216H173V217H174ZM185 216H184V218H186ZM190 216H191V215H190ZM9 217H10V216H9ZM39 217H38V218H39ZM43 217H44V216H43ZM43 217H42V218H43ZM46 217H47V216H46ZM91 217H93V216H90V219H91ZM104 217H105V216H104ZM110 217H109V218H110ZM117 217H118V215H117ZM117 217H116V218H117ZM124 217H125L126 220H127V216L124 215ZM129 217H130V216H129ZM178 217H179V215H178ZM178 217H176V219H177ZM181 217H183V216H181ZM192 217H193V216H192ZM7 218H8V217H7ZM22 218H23V216H22ZM22 218H20V220H21ZM29 218H30V217H29ZM34 218H35V217H34ZM75 218H76V217H75ZM88 218H89V216H88ZM94 218H95V217H94ZM94 218H93V219H94ZM97 218H98V217H97ZM107 218H108V217H107ZM114 218H115V215H114ZM125 218H124V219H125ZM137 218H138V217H137ZM146 218H147V217H146ZM200 218H202V217H200ZM4 219H6V218H4ZM4 219H3V220H4ZM26 219H27V218H26ZM47 219H48V218H47ZM50 219H51V218H50ZM70 219H71V218H70ZM121 219H122V218H121ZM121 219H120V220H121ZM134 219H135V218H134ZM155 219H156V218H155ZM157 219H158V218H157ZM162 219H163V218H162ZM176 219H175V221H176ZM187 219H189V217H188ZM196 219H198V218L196 217ZM44 220H45V219H44ZM52 220H53V218H52ZM103 220L105 221V219H103ZM144 220H145V219H144ZM169 220H171V219L168 218L167 221H169ZM192 220H193V221H192L191 224H194V229H195V227H196L195 225H196V223H198V222H197V220H196V223H194V219H192ZM199 220H201V219H199ZM210 220H211V219H210ZM5 221H6V220H5ZM13 221H14V220H13ZM22 221H23V220H22ZM22 221H21V222H22ZM63 221H64V220H63ZM63 221H62V222H63ZM65 221H66V220H65ZM74 221H75V219H74ZM79 221H81V220H79ZM85 221H87V220H85ZM89 221H90V220H89ZM92 221H93V220H92ZM94 221H96V220H94ZM100 221H101V220H100ZM121 221H122V223H124L123 220H121ZM165 221H166V220H165ZM165 221H163V222H165ZM175 221H173V222L171 223V225H172ZM187 221H188V220H187ZM189 221H191V219H190ZM9 222H11V220H10ZM46 222H47V221H46ZM50 222H51V220H50ZM77 222H78V219H77ZM82 222H83V221H82ZM82 222H81V223H82ZM116 222H117V221H116ZM116 222H115V223H116ZM170 222H171V221H170ZM170 222H169V223H170ZM177 222H179V219H178V221H176L175 223H177ZM182 222L185 223L186 221L183 220ZM206 222H207V221H206ZM2 223H3V222H2ZM23 223H24V222H23ZM28 223H29V221H28ZM35 223H36V222H35ZM69 223H70V222H69ZM84 223H85V222H84ZM101 223H102V221H101ZM110 223H111V222H110ZM110 223H109V224H110ZM135 223H136V222H135ZM138 223H139V222H138ZM156 223H157V221H156ZM167 223H168V222H166L165 225H166ZM186 223H188V222H186ZM186 223H185V224H186ZM14 224H15V222H14ZM14 224H12V225H14ZM29 224H30V223H29ZM29 224H28V225H29ZM38 224H39V223H38ZM53 224H54V223H53ZM66 224H67V223H66ZM109 224H107L106 221H105V224H103V225H100V224H99V225H97V226H95V225H82V224H81L82 226H80L79 228H77V226H76V228H77V229L75 228L76 230L73 229L75 226L72 228L71 226H73V225L69 224V225H71L70 227L73 229V233L75 232V237H74V238L72 237L73 239L68 241V242H69V245H68V248H67V246H65V248H67L65 251H66V253H67V252H73L72 254H75L74 252H76V253H78V254L81 253V255H80L81 257H80V258H77V257H76L77 259L74 260V257H75V256H73V258H72L71 260H70V258H69V260H70L71 262L68 261L69 263H67V261H65V262H63V263H65V264H91V263H92V262H91L92 259H91L90 257H88V258H90L91 260L87 258V256L90 255V254L85 253V252H86V249H88V248H87V246H83V245H82V243L85 242V241H83V242H81V241L83 240V238L89 236L90 234H92V233H94V232H97V231H98V233H100L99 231H102V233H103V231H105V233H106V231H107V232H108V231H111V229L114 228V227H111V225H109ZM118 224H119V221H118ZM128 224H129V223H128ZM154 224H155V223H154ZM154 224H152V225H154ZM157 224H158V223H157ZM179 224H180V222H179ZM182 224H183V223H182ZM191 224L189 223V225H191ZM9 225H10V224H9ZM17 225H18V223H17ZM19 225H20V224H19ZM35 225H36V224H35ZM137 225H138V224H137ZM165 225H164V226H165ZM171 225H169L167 228H168V229H170L169 227L172 228ZM177 225H178V224H177ZM177 225H173V228H174V232H173V233H175V231H176L175 229H177V227H178ZM15 226H16V225H15ZM26 226H27V225H26ZM30 226H31V225H30ZM43 226H44V224H43ZM63 226H65V228H66V225H63ZM113 226H114V225H113ZM121 226H124V227H125V224H124V225L121 224ZM130 226H134L133 223H132V225H129V228H130ZM138 226H139V225H138ZM164 226H163V227H164ZM174 226H175V227H174ZM176 226H177V227H176ZM179 226L182 228L181 225H179ZM183 226H184V224H183ZM192 226H193V225H192ZM205 226H206V225H205ZM118 227H119V225H118ZM146 227H147V225H146ZM149 227H150V226H149ZM184 227H186V226H184ZM1 228H4V227H1ZM1 228H0V229H1ZM16 228H17V227H16ZM20 228H21V227H20ZM41 228H42V227H41ZM51 228H52V226H51ZM125 228H126V227H125ZM135 228H136V227H135ZM153 228H154V227H153ZM181 228H180V229L178 228V230H179L178 233H180V234H181V232H180ZM200 228H201V227H200ZM207 228H208V227H207ZM210 228H211V227H210ZM6 229H7V228H6ZM59 229H60V228H59ZM67 229H68V231H71V230H72V229H69V226L67 227ZM123 229H124V228H123ZM123 229H122V230H123ZM130 229H131V228H130ZM137 229H138V228H137ZM143 229H144V228H143ZM143 229H142V231H144ZM146 229H148V228H145V231L147 232L149 229H148V230H146ZM158 229H159V228H158ZM164 229H165V228H164ZM182 229H183V228H182ZM186 229H187V228H185L184 231H185ZM188 229H190V228L188 227ZM194 229H193V232L195 231ZM196 229H199V227L196 228ZM203 229H204V227H203ZM4 230H5V228H4ZM21 230H22V229H21ZM62 230H63V229H62ZM74 230H75V231H74ZM112 230H113V229H112ZM118 230H119L118 233H119V235L121 236V234H120L121 231H120V229H118ZM131 230H132V229H131ZM140 230H141V229H140ZM140 230H139V231H140ZM150 230H151V229H150ZM170 230H171V229H170ZM178 230H177V231H178ZM206 230H207V229H206ZM213 230H214V229H213ZM213 230H212V231H213ZM16 231H17V230H16ZM18 231H19V228H18ZM63 231H64V230H63ZM68 231L65 229V232H66V233H65L64 235H66L67 233H69ZM114 231L117 232V230H114ZM114 231H113V232H114ZM123 231H124V230H123ZM127 231H129V229H126V230H125V232H127ZM164 231H165V230H163V232H164ZM166 231H167V230H166ZM166 231H165V232H166ZM191 231H192V230H191ZM198 231H199V230H198ZM198 231L196 230L197 234H198V233H201L200 231H199V232H198ZM201 231H203V230H201ZM210 231H211V230H210ZM220 231H221V230H220ZM220 231H219V232H220ZM222 231H223V230H222ZM6 232H7V231H6ZM9 232H10V231H9ZM12 232H13V231H12ZM129 232H130V231H129ZM129 232H128V233H129ZM133 232H134V231H133ZM165 232H164V233H165ZM182 232H183V231H182ZM188 232H189V231H186V233H188ZM193 232H192V233H193ZM205 232H206V231H205ZM213 232L216 233V231H213ZM213 232H212V233H213ZM217 232H218V231H217ZM219 232L216 233V234L219 235ZM1 233H2V232H1ZM4 233H5V232H4ZM7 233H8V232H7ZM7 233H6V237H4L5 239H6L7 237H9V236H7ZM15 233H17V232H15ZM39 233H40V232H39ZM71 233H72V232H71ZM71 233H70V234H71ZM98 233H97V234H98ZM111 233H112V232H111ZM131 233H132V232H131ZM140 233H141V231H140L137 235H140ZM147 233L149 234V232H147ZM158 233H159V232H158ZM166 233H167V232H166ZM166 233H165L164 237H165L166 235L168 236V233H169V232H168L167 234H166ZM171 233H172V230L170 231V235H171ZM173 233H172V234H173ZM178 233H177V234H174L173 237H171V236H172V235H171V236H170L171 238L168 237V238H169V239H168V242L166 241L167 244L164 245V246H165V247H171V246H167L168 244H170V245H172V246H174V247H172V248H168V250H164L162 257L164 256L163 258H165V259H167V260H169V259H171V258H174V257H181V259H183L184 261L181 260V259H179L180 261H179L178 263L180 264L181 261H182L181 264H185V261L191 256V254H193V252H194L193 249H195L196 247H195V244H194V247H195V248H193V249L191 250L190 248H192V247L190 246V244H191V242H190V244H189V249H186V250H184V251L180 250V249H181L180 246L183 247V245H182L183 243H182V244H181V243L178 244V245H180V246H178V247L180 248L179 250L176 249V248H175V245L177 244V242H179L180 240H182L181 242H183L184 240H186V239H184V240L181 239V236H182V234H183L184 232L181 234V236H180ZM186 233H184L183 235L185 236ZM189 233H190V232H189ZM207 233H208V235L211 234V233L209 234V231L206 232V235H207ZM215 233H213V235H211L210 237L212 238V236H214ZM220 233H222V232H220ZM2 234H3V233H2ZM20 234H21V231H20ZM37 234H38V233H37ZM43 234H44V233H43ZM106 234H107V233H106ZM151 234H152V233H151ZM202 234H204V233L202 232ZM10 235H11V234H10ZM22 235H23V234H22ZM64 235H59V236L61 237V236H64ZM98 235H100V234H98ZM104 235H105V234H104ZM104 235H103V237H104ZM122 235H123V232H122ZM124 235L127 236V234H124ZM129 235H131V234H129ZM145 235H146V234H144V236H145ZM154 235H155V234H154ZM159 235H160V234H159ZM190 235H191V234H190ZM199 235H200V234H199ZM208 235H207V237H208ZM218 235H217V236H218ZM4 236H5V235H4ZM15 236H16V238H17V237H20V236H17V234H15ZM15 236H14V238H15ZM30 236H31V235H30ZM70 236H71V235H70ZM70 236H69V237H70ZM91 236H94V235L92 234ZM100 236H101V235H100ZM100 236H99V237H100ZM106 236H108V235H106ZM114 236H115V235H114ZM114 236H113V237H114ZM155 236H156V235H155ZM167 236H166V237H167ZM184 236H183V238H185ZM192 236H193V234H192ZM192 236H189V235H188L186 238H188V237H189V238H190V237L192 238ZM194 236H195V239L198 237L197 235H194ZM204 236H205V235H204ZM204 236L202 235V238H201V239L204 240V238H203ZM217 236H215V238H219V239H218L219 242L222 241V237H223V236H222V237H221L220 235H219L220 237H217ZM12 237H13V235H12ZM26 237H27V236H26ZM64 237H65V236H64ZM99 237H98V236H97V237L95 236V238H97V241H98V239L101 240V237H102V236H101L100 238H99ZM109 237H110V236H109ZM113 237H112V238H113ZM118 237H119V236H118ZM132 237H133V236H132ZM150 237H151V235H150ZM0 238H1V235H0ZM9 238H10V240H12V242H11V241H10V242L13 243V241H14L13 239H14V238H13V239H12L11 237H9ZM9 238H8V239H9ZM33 238H34V237H33ZM62 238H63V237H62ZM67 238H68V237H67ZM67 238H65V239H67ZM95 238H94V240H93V245H92V243H91V245L94 247V249H95V246H96V255L100 254V253L103 252V251L105 252V251H107L108 249H110V246H111V244H112L111 242H112V240H114V239H110V238H109V239L111 240V242H107V240H106V241H105L106 243H104V242H103V241H104L103 239L106 238V237H104V238L102 239V243H104V244H102V245L99 244V245H100V246H99L98 244H95V243H94ZM121 238H122V237H121ZM135 238H138V236H137V237L135 236ZM135 238H134V237H133V239L131 238L132 241L135 242ZM140 238H141V235H140ZM146 238H147V236H146ZM146 238H144L145 241H146ZM155 238H158V237H155ZM198 238H199V237H198ZM1 239H2V238H1ZM1 239H0V240H1ZM17 239H18V238H17ZM17 239H16V241H17ZM63 239H64V238H63ZM88 239H89V238H88ZM90 239H91V237H90ZM90 239H89V240H90ZM117 239H118V238H117ZM126 239H127V238H126ZM131 239H129V241H130ZM148 239H150V238L148 237ZM148 239H147V240H148ZM166 239H167V238H166ZM166 239H165V240H166ZM192 239H194V238H192ZM201 239H200V240H201ZM18 240H19V239H18ZM34 240H35V239H34ZM38 240H39V239H38ZM58 240H59V238H58ZM67 240H68V239H67ZM67 240H65V241H67ZM137 240H138V239H137ZM142 240H143V239H142ZM154 240H155V239H154ZM157 240H158V239H157ZM162 240H163V239H162ZM165 240H164V242H165ZM218 240H217V241H218ZM6 241H7V240H5V243L8 242V241H7V242H6ZM19 241H20V240H19ZM97 241H96V242H97ZM143 241H144V240H143ZM149 241H150V240H149ZM152 241H153V239H152ZM152 241L149 242V243H152ZM186 241H187V240H186ZM189 241H191V239H189ZM217 241L214 240V245H215V242H217ZM25 242H26V241H25ZM25 242L22 241V243H25ZM42 242H43V241H42ZM49 242H50V241H49ZM87 242H88V241H87ZM91 242H92V240H91ZM120 242L122 243V242H124V241H123V240H121V241L119 240V245H120ZM126 242H127V241H126ZM130 242H131V241H130ZM130 242H129V243H130ZM138 242H139V240H138ZM155 242L157 243V241H155ZM184 242H185V241H184ZM194 242L197 243V242H201V241H198V240L196 239V241H194ZM202 242H203V241H202ZM8 243H9V242H8ZM16 243H17V242H16ZM20 243H21V242H20ZM46 243H47V242H46ZM61 243L63 244V242H61ZM64 243H66V242H64ZM88 243H90V242H88ZM117 243H118V242H117ZM124 243H125V242H124ZM129 243L127 242V244H129ZM149 243H148V244H149ZM156 243H155V244H156ZM158 243H160V242H158ZM188 243H189V242H188ZM221 243H222V242H221ZM2 244H3V242H2ZM9 244H10V243H9ZM9 244H7V245L10 246ZM17 244H18V248H19V247L21 246V244H20V246H19V242H18ZM38 244H39V243H38ZM47 244H48V243H47ZM66 244H67V243H66ZM127 244H126V246H127ZM155 244H154V245H155ZM164 244H165V243H164ZM173 244H175V245H173ZM192 244H193V242H192ZM200 244H201V243H200ZM202 244H203V243H202ZM206 244H207V243H206ZM206 244H205V245H206ZM211 244H212V243H211ZM3 245H4V244H3ZM3 245H2V246L0 245V259L3 260L5 264H7V260H9L10 258L7 259L6 257H4L8 252H6V245H4V246H3ZM26 245H27V244H26ZM42 245H43V244H42ZM59 245H60V244H59ZM64 245H65V244H64ZM87 245H88V244H87ZM97 245H98V246H97ZM115 245H117L116 242H115ZM121 245H122V244H121ZM133 245H136V244H133V243H132L131 246L128 245V246H130V247H128V248L133 247ZM151 245H152V244H151ZM184 245H185V243H184ZM187 245H188V244H186V246H187ZM218 245H219V244H218ZM55 246H56V245H55ZM57 246H58V245H57ZM123 246L125 247V244H123ZM143 246H144V245H143ZM156 246H157V245H155V247H156ZM192 246H193V245H192ZM196 246H197L196 249L200 250V252H199V254H200V253H201V249L198 248V245H196ZM199 246H202V245H199ZM206 246H207V245H206ZM208 246H210V244H209ZM11 247H12V246H11ZM37 247H38V246H37ZM52 247H53V246H52ZM62 247H63V246H62ZM90 247H91V246H90ZM112 247H113V248H114V247H115V248H116V247H119V248H120L121 246H118V245H117V246H114V241H113V246H112ZM144 247H145V246H144ZM149 247H151V246L148 245V249H149ZM176 247H177V246H176ZM178 247H177V248H178ZM187 247H188V246H187ZM210 247H211V246H210ZM7 248H8V247H7ZM9 248H10V247H9ZM39 248H40V247H39ZM91 248H92V247H91ZM91 248H90V249H91ZM115 248L113 249L114 251H113L112 249H110L111 252L113 251L114 253H116L117 250H115ZM136 248H137V247H136ZM156 248H157V247H156ZM184 248H185V247H184ZM202 248H203V247H202ZM216 248H221V247H219V246H215V250H216ZM16 249H17V248H16ZM20 249H22V248L20 247L19 250H20ZM43 249H44V248H43ZM46 249H47V248H46ZM52 249H53V248L50 247V250H52ZM116 249H118V248H116ZM125 249H126L127 251L130 252V249L128 250L126 247H125ZM132 249H133V248H132ZM148 249H146L147 252H148ZM151 249H152V248H151ZM182 249H183V248H182ZM203 249H204V248H203ZM203 249H202V250H203ZM207 249H209V248H207ZM211 249H213V246L211 247ZM7 250H8V249H7ZM11 250H12V249L10 248V250H8V251L11 252ZM34 250H35V249H34ZM38 250H39V249H38ZM44 250H45V249H44ZM44 250H43V251H44ZM48 250H49V248H48ZM50 250H49V251H50ZM53 250H54V249H53ZM53 250H52V253H53ZM63 250H64V249H63ZM63 250L61 251L62 253H63ZM91 250H92V249H91ZM91 250H90V251H91ZM120 250H121V249H120ZM120 250H119V253H120ZM155 250H156V249H155ZM205 250H206V248H205ZM205 250H204V251H205ZM213 250H214V249H213ZM220 250H221V249H220ZM17 251H18V250H17ZM22 251H24V253H25L26 249L23 248ZM40 251H42V249H41ZM45 251H47V250H45ZM115 251H116V252H115ZM132 251H133V250H132ZM142 251H143V250H142ZM151 251H152V250H151ZM159 251H160V250H159ZM192 251H193V252H192ZM206 251H207V250H206ZM218 251H219V249H218ZM218 251H217V252H218ZM18 252H19V251H18ZM34 252H35V251H34ZM57 252H58V250L56 251V254H57ZM87 252H88V251H87ZM94 252H95V250H94ZM94 252H91V253H94ZM111 252H110V253H111ZM121 252H122V253L124 252V253H123V256L125 255V253H126L127 256H129V255L127 254V252L123 250V248H122V251H121ZM197 252H198V251H197ZM197 252H196V253H197ZM211 252H212V250H211ZM215 252H216V251H215ZM215 252L213 251L212 254L214 255ZM12 253H13V250H12ZM24 253H22L21 255H22V256L26 255V254H24ZM35 253H36V252H35ZM35 253H34V254H35ZM38 253H39L40 255L42 254V253H40L39 251H38L36 254H38ZM46 253H47V252H46ZM66 253H65V255H66ZM83 253H84V255H83ZM110 253H109V254H110ZM130 253H132V252H130ZM137 253H138V252H137ZM139 253H142V252L140 251ZM149 253H150V249H149ZM204 253H205V252L201 253L200 255H202V254H204ZM222 253H223V252H222ZM222 253H221V254H222ZM18 254H19V253H18ZM23 254H24V255H23ZM47 254H48V253H47ZM63 254H64V253H63ZM70 254H71V253H69V255H70ZM85 254H88V255L85 257ZM94 254H95V253H94ZM102 254H103V253H102ZM107 254H108V253H106V255H107ZM144 254H145V253H144ZM153 254H154V253H153ZM212 254H209V250H208V255L211 256L210 259L214 258V256H218L216 259H218L217 261L219 262V260L222 258V257H219V255H218L219 253H216L217 255H214V256H212ZM8 255H10V254L8 253ZM8 255H7V257H8ZM27 255H28V254H27ZM29 255H30V254H29ZM40 255H38V256H40ZM45 255H46V254L44 253V257H45ZM51 255H53V254H51ZM69 255L66 256V258L69 257ZM75 255H76V254H75ZM96 255H95V256H96ZM111 255H113V253H111ZM111 255H110V256L108 255L107 258H108V259H111V258H109V257H112ZM134 255H135V254H134ZM140 255H141V254H140ZM140 255H139V256H140ZM148 255L150 256V254H148ZM156 255H157V252H156ZM205 255H206V254H205ZM205 255H204V256H205ZM15 256H16V255H15ZM18 256H19V255H18ZM47 256H48V255H47ZM47 256H46L45 259H47ZM49 256H50V254H49ZM49 256H48V257H49ZM59 256H60V253H59L58 257H59ZM76 256H79V255H76ZM95 256H94V257H95ZM103 256H104V254L102 255V257H103ZM113 256H114V255H113ZM116 256H117V254H116ZM123 256H120V257H119V260H120V258L123 257ZM149 256H147V257H149ZM197 256H198V254H197ZM206 256H207V255H206ZM221 256H223V255H221ZM10 257H11V259L14 258V257L12 258V255H11ZM19 257H20V256H19ZM19 257H18V258H19ZM41 257H42L41 260H40V257H39V261H41L40 263H45V262H42V260H44L43 256H41ZM55 257H57V255H56ZM61 257H62V255H61ZM61 257H60V258H61ZM91 257H92V254H91ZM102 257L98 256V258H100V260H104V259H102ZM124 257H125V256H124ZM145 257H146V254H145ZM147 257H146V258H147ZM193 257H194V255H193ZM198 257H199V256H198ZM200 257H201V256H200ZM200 257H199V258H200ZM208 257H209V256H208ZM18 258H17V259H18ZM36 258H37V257H36ZM51 258H52V260L54 259L53 257H51ZM66 258H65V260H68V259H66ZM95 258H96V257H95ZM98 258H97V259H98ZM104 258H105V257H104ZM112 258H113V257H112ZM116 258H117V257H116ZM116 258H115V259H116ZM131 258H132V257H131ZM146 258H145V261H147V262L149 263V260H150V259L146 260ZM157 258H158V257H157ZM168 258H169V259H168ZM191 258H192V257H191ZM195 258H196V257H194V259H195ZM204 258H205V257H203V259H204ZM219 258H220V259H219ZM223 258H224V257H223ZM19 259H20V258H19ZM62 259H63V257H62ZM62 259H60V261H62ZM113 259H114V258H113ZM127 259H128V258H127ZM141 259H142V258H141ZM152 259H153V257H152ZM152 259H151V260H152ZM159 259H160V258H159ZM174 259H175V258H174ZM194 259L192 258V260L195 262ZM196 259H197V258H196ZM200 259H201V258H200ZM203 259H202V261H198V260H199V259H198V260H196L195 263H194V262H193V263H194V264H203V263H202V262H204ZM210 259H208V260H209V261H213L215 258L212 259V260H210ZM224 259H225V258H224ZM29 260H30V259H29ZM49 260H50V259H49ZM52 260H50V261H52ZM56 260H57V258H56ZM58 260H59V259H58ZM63 260H64V259H63ZM72 260H73V261H72ZM106 260H107V259H106ZM121 260H122V258H121ZM121 260H120V261H121ZM128 260H129V259H128ZM132 260H134V259H132ZM135 260H136V259H135ZM142 260H144V259H142ZM155 260H156V259H155ZM5 261H6V262H5ZM21 261H22V259H21ZM21 261H20V262H21ZM44 261H47V260H44ZM97 261H98V260H97ZM107 261H108V260H107ZM122 261H123V260H122ZM152 261H153V260H152ZM158 261H159V260H158ZM162 261H164V260L162 259ZM169 261H170V260H169ZM189 261L191 262V259H190ZM197 261H198V262H197ZM206 261H207V260H206ZM206 261H205V262H206ZM214 261H215V260H214ZM217 261H215V262H217ZM223 261H224V260H223ZM8 262H10V261H8ZM12 262H15V261L13 260ZM25 262H26V261L23 260L22 263H25ZM47 262H48V261H47ZM54 262H55V261H53V263H54ZM93 262H95L94 259H93ZM101 262H102V263H101ZM109 262H111V260H110ZM114 262H116V261L114 260ZM125 262H126V263H124V261H123V263L120 262V264H127L128 261L126 260ZM129 262H131V259L129 260ZM129 262H128V263H129ZM136 262H138V261L136 260ZM142 262H144V261H142ZM142 262H141V263H142ZM147 262H146V263H147ZM166 262H167V261H166ZM171 262H172V261H170V263H171ZM174 262H175V261H174ZM176 262H177V261H176ZM186 262L189 263L188 260H187ZM207 262H208V261H207ZM218 262H217L216 264H221V263H218ZM0 263L2 264V262H0ZM22 263H21V264H22ZM35 263H36V262H35ZM51 263H52V262H51ZM56 263H57V262H56ZM95 263H96V262H95ZM111 263H112V262H111ZM111 263H108V262H107V263H105V264H111ZM116 263H117V262H116ZM132 263H133V261H132ZM132 263H131V264H132ZM134 263H135V262H134ZM148 263H147V264H148ZM152 263H153V262H151L150 264H152ZM155 263H156V262H155ZM161 263H162V262H161ZM161 263H159V264H161ZM187 263H186V264H187ZM210 263L212 264V262H209L208 264H210ZM11 264H14V263H11ZM16 264H18V263L16 262ZM26 264H27V263H26ZM48 264H49V263H48ZM54 264H55V263H54ZM58 264H61V262H58ZM96 264H104V263H103V261H100V263H99V261H98V263H96ZM135 264H136V263H135ZM138 264H140V260H139ZM143 264H144V263H143ZM153 264H154V263H153ZM156 264H157V263H156ZM167 264H168V262H167ZM172 264H173V263H172ZM223 264H224V263H223Z\"/></svg>",
    "mask_w": 264,
    "mask_h": 264
}]
</instances>
